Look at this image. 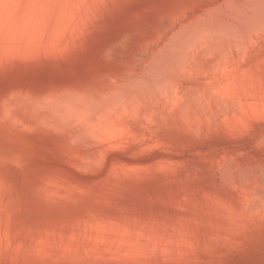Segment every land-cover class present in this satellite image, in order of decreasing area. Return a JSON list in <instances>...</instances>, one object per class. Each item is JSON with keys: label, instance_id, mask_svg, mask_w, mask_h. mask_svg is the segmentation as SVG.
I'll use <instances>...</instances> for the list:
<instances>
[{"label": "rangeland", "instance_id": "obj_1", "mask_svg": "<svg viewBox=\"0 0 264 264\" xmlns=\"http://www.w3.org/2000/svg\"><path fill=\"white\" fill-rule=\"evenodd\" d=\"M57 0H43V2H41V5H43V7H42V9H45V11H46V15L48 14V12H47V10L49 11V13H51V14H48L47 16H45L44 17V19L46 18V20H48L49 18H50V16H52V15H54L55 13L54 12H56V11H59L60 13L58 14V12H56V14L54 15V17L52 16V20H54V18H56L57 19V21H56V19H55V21L54 22H56V23H54L53 21H51V19H49L50 21H51V23L49 22V20H48V23L53 27L54 25L55 26H57L58 27V25H59V27H61L60 28V30H59V27L57 28V32L55 33V31H56V29H54V27L52 28L51 26H50V28L51 29H49V24L46 22L45 23V20L43 19V26H45L46 27V25H47V30H44V29H46L45 27L42 29V31L41 30H39L38 32H40L41 34H42V36H43V39H45L46 38V36H48L47 38V40L45 39V40H43L42 39V37H41V41L39 42L40 44H41V47L39 46V43L36 45V44H34V46H32V47H30L29 48V50H27L28 48H25L26 49V51L24 52V53H26L28 56H31L32 57V60H30L29 61V64H28V62H23V61H20V59H19V61H17L18 60V58L17 59H14L13 58V56H12V54H8V56H11V58L12 59H14V61L12 60V59H10V57H6L5 59H6V61L3 63V61L1 62V63H3V64H0V65H2V67L4 66V68H3V70L4 71H2L1 70V66H0V75L2 76H0V84H1V86H0V109H1V111L2 110H5L4 112L7 114L8 112H10V115H8L7 117H4V115L6 116V114L3 112H0V192H1V194H0V264H70V262H74V263H77V264H83V263H81V261L77 258V257H75V259H78L77 260V262H76V260L74 261V260H69V259H71L70 258V256H72L73 255V258H74V254H73V250H78V252L81 254L82 252H86V253H83V254H81L80 255V257L82 258V260H83V262L86 264V261H87V259H89L90 261H92V259L94 260L93 262H90L89 260V262H90V264H93L96 260H99V262L97 261V263L96 264H114V262L116 263L117 262V260L115 259V261H114V257H112V254H116V250L117 249H119V248H121L119 251H122V252H119V253H124V254H126V256H128L130 259H131V264H144L145 262L144 261H146V263H147V261L148 260H150V261H148L150 264H152V263H154V261L157 263V264H161V261L160 260H162V258H164L165 259V261L164 260H162V263H164L165 264V262L167 263V264H170V263H174V264H218V262H220V264H264V226L261 228V223L260 224H256V225H253V226H246L245 224H243V223H241V225L237 222V220L236 221H233L232 219H230L229 220V215L227 214V212H225V211H228V212H230V210H233V209H236V208H240V206H239V203H240V201L242 200V194H244V193H242V191L244 192V190H246L247 188H248V190H253V192L254 191H256L257 190V188L258 189H260L259 188V184L262 186V184H263V182H261V180H263L264 181V179H262V178H264V175L263 174H261V173H264V171H262L263 169L262 168H264L263 167V163H261L258 159H256V161L257 162H254V163H257V164H254L253 163V166H255V167H251V165H248V161H246L245 159H246V157H251L252 156V154L254 153L253 151H254V149L253 148H251V146L252 147H254L255 145H257V146H255L254 148L256 149L255 150V153L253 154V155H255L257 158H259L260 159V156L262 157L263 156V154H264V151H262V150H264V134H263V138H260L261 137V134L260 133H262V132H264V130H262L264 127V113L262 114V112L263 111H261V113H257V112H255V113H257L258 114V118L256 117L257 115L255 114V115H253V117L254 118H257L256 120H254V118H246V117H248L247 116V114H246V116H245V112L243 111H241V106H240V108L238 109L239 111H238V113L239 112H241L242 113V115L244 116H242L243 117V119H247V120H244V121H246V122H249V124L248 125H250L249 126V129H251V128H253V130H255V131H253L252 129L251 130H249V129H245L244 130V133L246 134V132H247V134L245 135H242L243 134V128H242V125H244L243 123H245V124H247L246 122H241L243 119H242V117L240 116V114H237V112H236V114H237V116H236V114L234 115L233 114V111L236 109V108H238L239 106L236 104V103H238L239 105L241 104L240 102H238L237 101V99L239 98V100L240 101H243V104H245V102L246 103H248L249 104V106H245L244 105V107L242 108V109H246L247 111H248V109L250 108V111H248V114H249V116H252L250 113L251 112H253L254 110H255V107L257 108L258 106H256V104L258 105L259 104V106L261 107V106H263L264 107V97H261V96H264V91L262 90L263 88H264V86H263V83L264 82H262V81H264V34L263 33H261V31L263 32L264 31V26L262 27V30H259L260 32H258V34L256 33L257 31L255 30V29H258L257 27H255L254 25V22H253V26H251V20H250V18L251 19H253L254 20V18L256 19V20H259V17H260V19H263L264 18V3L262 4V3H259L258 4V1L259 2H261V1H264V0H251L250 1V3L252 4V6H253V4H255L256 2H254V1H257V5L256 6H253L252 7V9L250 10V8L249 7H247V9L249 8V10H248V14H251V15H253L254 17H252V16H246V17H244L245 19L247 18H249L248 20L246 19H244V18H240V15L242 14V16H243V14L245 15H247V9H246V6H249V5H251L249 2H246L245 0H243L242 2L244 3V4H246V6L244 7L243 5L244 4H242V3H240L241 1L239 0H237L239 3H240V5H239V3L238 2H236V0H235V2H234V0H231V2L229 1L228 2V0H226L228 3H224V2H226L225 0L224 1H222V0H105V2H103L104 0H95L94 1V3H96L97 5H94L93 3H90V2H92L93 0H82L84 3L82 4V2H79L78 0H73V1H75L74 2V4H71V5H73V6H71V8H72V10H74L73 12V14H68V10H69V12H70V8H68V6H69V4L70 3H73V1L71 0V2H70V0H67V1H65L66 3H64L63 1L64 0H58L57 2H56ZM81 1V0H80ZM96 1H98V2H96ZM111 1H113V2H111ZM201 1V2H200ZM204 1V2H203ZM210 1H212V2H210ZM252 1L254 2V3H252ZM54 2H56L57 4H56V6L55 5H53V4H55ZM61 2H63V6L65 7L66 5V10H67V12H65L66 10H65V8H62V10H61V8H60V5H59V3ZM67 2H68V4H67ZM77 2H78V4H77ZM86 2H89V4L91 5H93V7H90V5L89 4H87ZM109 2V3H108ZM216 2V3H215ZM219 2V3H218ZM222 2V4H224L223 6H221L220 5V3ZM45 3H46V5H45ZM50 3H52V5L50 4ZM81 3V4H80ZM99 3H100V5H99ZM231 3V6L234 8L235 7V9H237L238 10V12H237V10H234L235 12H236V14H235V12L233 11L232 12V7L229 5ZM77 4V5H76ZM84 4H86V5H84ZM101 4H102V6H101ZM106 4V5H105ZM206 4H208L209 6H212L213 5V7H214V5H217V6H221L220 7V9L219 10H221L220 12L223 14V11H224V14H225V12L227 13L228 12V15L226 14V17H224V19L223 20H221L223 17L219 14V13H217V12H215V13H217L215 16H214V14L212 15V13L214 12V9H212L213 10V12H211V14H210V12L209 11H212L211 9H210V7L209 8H207V5ZM228 4V5H227ZM235 6H234V5ZM260 4H262V6L260 5ZM51 7H50V6ZM57 5H59V6H57ZM76 5V6H75ZM79 5H81V8H79L80 6ZM87 5H89V6H87ZM91 5V6H92ZM198 5V6H197ZM225 5H227V6H225ZM236 5H237V7L238 6H240V8L238 7V8H236ZM242 5V6H241ZM258 5H260V6H258ZM46 6H48V7H46ZM69 6V7H70ZM83 6L84 7H86V9L84 10V8H83ZM94 6H95V8H94ZM105 6H107L106 8H105ZM204 6H205V8H204ZM258 6V7H257ZM74 7H77V8H75L74 9ZM88 7V8H87ZM212 7V8H213ZM216 7V6H215ZM218 7V8H219ZM229 7H231V8H229ZM244 7V8H243ZM251 7V6H250ZM49 8H51V9H49ZM54 8V9H53ZM58 8L60 9V10H58ZM79 8V9H78ZM94 8V9H93ZM106 9V11H105V9ZM208 9V11H207V9ZM223 8H227V9H222ZM243 8V9H242ZM63 9H64V11H63ZM81 10V9H83V11L85 12H87V9L89 10L90 9V11H88V14H84V12H78V10ZM96 9V10H95ZM198 9V10H197ZM203 9H205V10H203ZM244 9H246V13H243V11H244ZM72 10H71V13H72ZM77 10V12L78 13H80L79 14V17H78V15H76L77 16V18H79V19H77L76 20V16H75V11ZM94 10V11H93ZM98 10H100V11H98ZM103 11V13H102V11ZM215 10H216V8H215ZM218 9L216 10V11H219ZM230 10V11H229ZM240 10V11H239ZM242 10V11H241ZM254 10V11H253ZM50 11H52V12H50ZM96 11L99 13V14H97L96 13ZM199 11V12H198ZM208 12V13H206L207 14V16H206V14H204V13H201V12ZM250 11H252L251 13H250ZM263 11V12H262ZM90 12V13H89ZM91 12H93V15H91V16H93V17H91L89 14H91ZM108 12H110V13H108ZM231 12V13H230ZM241 12V13H240ZM259 12V13H258ZM261 12V13H260ZM68 15H67V14ZM108 13V14H110V17L108 16V14L106 15V14ZM234 14L235 15V17L240 21H245V22H249V23H246V24H248V26H251V27H245V29H243L242 28V25H243V23H245V22H242V24L240 25L239 23V21L238 20H236L237 22H238V26H240V27H237V29H239V30H236V21L235 22H233L234 21V18H233V15H232V20L230 19V21L232 22V23H230V28L228 27V30L226 31V29H227V27L225 26V25H223V24H227V23H229L230 21H229V19H225V18H227L230 14ZM238 13V14H237ZM252 13H254V14H252ZM255 13H257V14H255ZM77 14V13H76ZM103 16H102V15ZM259 14V15H258ZM263 14V15H262ZM64 15H65V18H64ZM86 15H88L89 16V19H91V20H95V22L99 19V22H97V24H99L100 22H101V20H107L106 22L105 21H103V22H105L104 23V25L103 26H105V27H103V26H101V27H103V29H101V27L98 25L97 26V24L95 25V22L94 23H92L93 21H91V20H89L87 17L88 16H86ZM95 15V16H94ZM96 15H97V17H96ZM104 15H106L107 16V19H106V17L104 16ZM194 15H195V17H194ZM197 15H199L198 17H197ZM238 15H239V17H238ZM263 16V17H261V16ZM49 16V17H48ZM66 16H68V18L66 19ZM70 16H72V19H71V17ZM74 16V17H73ZM81 16V17H80ZM83 16H85V17H83ZM100 16V18L102 17L103 19H100V18H98ZM207 18H206V17ZM212 16V17H211ZM216 16H219L218 18L216 17ZM221 16V17H220ZM63 18V20H67V21H69V22H66V20L64 21L65 23H66V25H65V23L63 24H60L61 22H63L62 21V19H61V21H59V18ZM83 17V18H82ZM96 17V18H95ZM109 17V18H108ZM204 17H205V19H204ZM215 17V19H216V21L214 20V19H212V18H214ZM229 17H231V16H229ZM48 18V19H47ZM75 18V20H73ZM81 18L83 19V21L85 22V19H87L86 21H88V22H91V25H93L92 26V28L94 29H92L93 30V33H92V31H91V29L89 28V26L91 27V25L89 24V23H87V22H85V24L87 23V25H85L84 24V22H82V21H80L81 20ZM85 18V19H84ZM93 18V19H92ZM98 18V19H97ZM194 18V19H193ZM196 18H197V21L196 22H194L195 20H196ZM200 18H202V19H200ZM209 18V19H208ZM221 18V19H220ZM240 18V19H239ZM258 18V19H257ZM69 19V20H68ZM199 19H200V22H202V23H205L204 24V26H207V24H209L208 25V27L210 26V23L212 24V25H214V26H212L211 25V27H212V29H211V27L210 28H208V27H206V29L208 28V29H210V30H206L205 29V32L203 31L204 30V28H202L201 26V23L199 22ZM208 19V20H207ZM189 20H191L193 23H194V26H192L193 25V23L191 22V21H189ZM212 20V21H211ZM219 20H220V22H222V23H220L219 22ZM225 20L227 21V22H225ZM72 21V22H71ZM187 21H189V23L187 22ZM211 21V22H210ZM219 22V25H217V23ZM53 22V23H52ZM60 22V23H59ZM73 22H79V25H77V26H80V23L82 22L83 24H81V25H83L84 27L85 26H87V30H90L89 31V33H90V35L88 36L87 34H86V32L84 33V31H85V28L83 27V29L81 28V26H80V28H78L77 26H75L76 24L75 23H73ZM199 22V23H198ZM208 22V23H207ZM213 22V23H212ZM216 24H215V23ZM225 22V23H224ZM256 22H258V24L260 25V23H262V25H263V23H264V19H263V21H256ZM200 24V26L199 27H197L198 26V24ZM235 23V24H234ZM46 24V25H45ZM68 24V25H67ZM88 24H89V26H88ZM103 24V23H102ZM101 24V25H102ZM106 24V25H105ZM180 24V25H179ZM233 24H234V27H235V29H234V27H232L233 26ZM245 24V25H246ZM182 25V26H181ZM196 25V26H195ZM244 25V26H245ZM259 25H258V27H259ZM262 25H260V27L262 26ZM64 26L66 27V29L64 28ZM69 26L71 27V29H72V31H74L75 29V27L77 28V29H79V31L78 30H76V31H74L75 33L76 32H78V33H81L80 31V29H82V34L84 33V34H86L88 37L87 38H89V37H91L92 38V42L90 41V39L88 40L87 38H86V35H79L81 38H83L84 37V40L82 39H79V40H81V41H78V39H77V41H73V39L75 38L76 39V37H78L77 35H78V33L77 34H75L74 32H72L71 30H70V28H69ZM72 26H74V27H72ZM181 26V28H179ZM184 26V27H183ZM186 26L188 27V29L186 28ZM191 26V27H190ZM216 26H219V28L218 27H216ZM227 26H228V24H227ZM67 27H68V29H67ZM194 27V28H193ZM201 27V28H200ZM214 27V28H213ZM224 27H226V28H224ZM231 27L233 28V29H231ZM56 28V27H55ZM64 28V29H63ZM89 28V29H88ZM179 28V29H178ZM219 30L218 31V33L216 32L217 31V29ZM221 28H223V29H221ZM252 28H254V30L256 31L255 33H256V37L255 36H253V34H254V30L252 29ZM48 29H49V31H50V33H49V31H48ZM52 29H54V31H52ZM105 29H107V30H105ZM183 29V30H182ZM186 29L187 30H189V29H191L190 31H186ZM192 29H194V31L192 30ZM245 30V32H248L247 34H245L243 31H241V30ZM251 31H250V30ZM260 29V28H259ZM59 30V31H58ZM63 30H65L64 32H63ZM179 30H181V31H179ZM184 30H185V33H184ZM202 31V33H199L200 31ZM222 30V31H221ZM223 30H225L226 31V33L229 31V33H230V30L232 31L228 36H226L227 34L226 33H223ZM247 30V31H246ZM43 31H46V32H43ZM69 31H70V33L71 34H69L68 36H70V35H72V34H74L75 36H71V37H73V39L71 38V37H69L68 39H70V40H68L67 39V37L65 36V33H69ZM177 31V32H176ZM213 33H212V32ZM239 31V32H238ZM43 32V33H42ZM55 33V34H52V33ZM61 32H63L62 34H61ZM88 32V31H87ZM175 32V33H174ZM179 32V36L177 35V37H180V35H181V37L180 38H177L176 39V34ZM182 32V33H181ZM187 32H190V33H187ZM206 32H209V34H213V35H210L211 37H215L216 39L218 38L217 36L219 35V34H221V32L223 33L222 35V38H220L221 37V35H219V39L220 40H218V41H221V39H222V41H224L223 39H225V42H223V44H225L226 46H224L221 42V45H220V43H219V48L220 47H223V48H221L220 50H219V48L217 47V45H215V44H213V45H215L216 46V48H218V50L221 52L222 51V49H223V53H226V56H225V54L223 55V57H222V55L221 54H223V53H221L220 54V56L221 57H219V55H217V53H218V50L217 49H215L216 51H217V53H216V51H215V54H214V52L213 51H211L210 50V48H212V49H214L215 48V46H213V45H211V44H209L208 45V43L207 42H205V41H210V40H208L209 38H211L210 36H209V34L208 33H206ZM235 32H237L238 34H236ZM251 34H250V33ZM58 33V34H57ZM175 35H174V34ZM187 33V34H186ZM191 33H194L193 34V36H191V39H192V37H193V40H190V34ZM199 33V34H198ZM205 33H206V35H208L209 36V38H208V36H206V37H204L203 36V34L205 35ZM233 33V34H232ZM240 33V34H239ZM242 33H244L243 35H244V37L245 38H247V39H245L244 40V37H243V35H242ZM49 34V35H48ZM52 34V36H50ZM66 34V35H67ZM92 34L94 35L93 37H92ZM195 34H196V36L198 35V37L200 36V38H202L203 40H205V38H206V40L204 41V44L206 45H202V48L205 50L206 48H207V50H208V48H209V51H208V53H210V52H213V53H211L210 54V56H209V54H207V56H209V57H207L205 54V51H203V49L200 47V44L199 43H203V41H200V39L197 37L196 38V36H195ZM202 34V35H201ZM217 34V35H216ZM238 35V36H242L243 37V40H240L242 37H237L238 38V40L237 39H235L234 40V38H235V36L236 35ZM250 34V35H249ZM59 35V36H58ZM188 35V36H187ZM192 35V34H191ZM224 35L226 36V38L224 37ZM235 35V36H234ZM247 35V36H246ZM259 35V36H258ZM261 35V36H260ZM56 36V37H55ZM58 36V37H57ZM62 36V37H61ZM65 36V38H64V40L66 39L67 40V42L68 41H71V39H72V41L74 42V43H76L75 44V46H71V44L73 43V42H71L70 43V48H69V45L67 46L66 44H67V42H66V40L65 41H63L61 38H63ZM229 36H232L231 38L229 37ZM249 36H250V38H253V40L255 41V44H254V46H252L253 45V43H254V41L252 40H250V38H249ZM253 36V37H252ZM51 37V38H50ZM195 37V38H194ZM234 37V38H233ZM50 38V39H49ZM79 38V37H78ZM55 39H58V40H60L59 42H56V41H58V40H55ZM181 39V40H180ZM195 39H199V43L198 42H196L195 41ZM230 39V40H229ZM250 41H249V40ZM52 42H51V41ZM62 40V41H61ZM169 40V41H168ZM178 40V41H177ZM183 40V41H182ZM211 40H214V39H211ZM227 40V41H226ZM232 40H234V42H239V45L237 44H235L234 43V45L235 46H239L238 48L236 47V49H238V51H243V52H241V54H239V52L237 53V50H234L235 48H233L232 49V47H235V46H232L233 45V43L232 42H230V41H232ZM248 40V41H247ZM260 40V41H259ZM45 41H47V44L46 43H44ZM82 41H84V42H82ZM88 41V42H87ZM89 41H90V44H89ZM171 41H173V42H171ZM180 41V42H179ZM188 41V42H187ZM191 41V42H190ZM193 41H195V42H193ZM247 42V44H246V42ZM263 41V42H262ZM65 42V43H64ZM79 42H81V43H79ZM87 43V45H86V43ZM181 42L183 43V45H184V47H182V48H184L185 50H187V48H188V50H187V52L188 53H186V51L184 52V49L182 50V48H178V46H182L181 45ZM228 44H227V43ZM230 42V43H229ZM258 42V43H257ZM49 43V44H48ZM52 43V44H51ZM56 43H57V46H58V48H57V46H56ZM62 43V44H61ZM63 43H64V45H63ZM79 43V44H78ZM84 43H85V45H84ZM175 43V44H174ZM186 43V44H185ZM190 43V44H189ZM193 43H195V45H193ZM198 43V45H196ZM210 43H211V41H210ZM213 43H214V41H213ZM215 43H216V41H215ZM252 43V44H251ZM262 43V44H261ZM43 44V45H42ZM51 44V45H50ZM69 44V43H68ZM82 44H83V46H82ZM93 45V46H91L90 47V45ZM170 44V45H169ZM173 44V45H172ZM187 44H188V46H187ZM232 44V45H231ZM246 44V46H244ZM258 44H259V46H258ZM54 45L56 46V47H54ZM63 45V46H62ZM81 45V46H80ZM172 45V52H174V51H176V53L178 54V55H181V56H183V57H185V55H186V57H188L189 56V58H190V56H191V58L194 60V58H195V60H194V64H192V59H190L191 61L188 63L189 65H191L192 64V66H196V68L197 67H199V69H196V68H194V67H192V66H188V64L187 63H183V62H188V59H182L181 60V56L180 57H178L177 56V54H176V56L174 57V53L172 54V52H171V54L169 53L168 54V52H170L171 51V46ZM174 45H177V47L176 46H174ZM189 45H193V46H195V47H197V51H195V48L194 47H192V46H189ZM228 45V46H227ZM242 47H241V46ZM248 45H249V47H248ZM250 45L252 46V48L250 47ZM261 45V46H260ZM36 46V47H35ZM51 46L52 47H54V49H56V50H59L58 51V53L52 48V49H49V48H51ZM61 46H62V48L63 49H67V47L71 50V47H74L73 48V50L75 49V47L76 46H78L77 48H76V52H74V51H72V52H74V53H76L75 55H77L78 54V52H79V50L81 49H85V50H89V49H91L92 47L94 48V49H92V51L91 50H87L88 52H89V54H86V53H80L81 52V50H80V55L81 56H79L78 58H77V56H75L74 55V53H72L71 54V52H69L68 51V49H67V51H68V53H69V55L67 54V56H66V58L68 57V59H71L72 58V61H73V56H75L74 58H77V59H81L82 57H86V59L87 58H90V59H85L84 60V58H82L80 61L82 62H79L80 63V65H79V63H77L79 60H77V59H75V61H73L72 62V64L74 65V62L75 63H77L79 66H77V65H74V66H71V64L69 63V65H68V62L70 61H68L66 58H65V56H63L64 55V53L62 52V53H59V52H61V51H63V49L61 48ZM79 46H80V49L78 50V48H79ZM175 48H174V47ZM200 47V49H202V50H199V47ZM62 49V50H60V48ZM87 47V48H86ZM166 49H165V48ZM192 47V48H191ZM248 47V48H247ZM46 48H48V49H46ZM176 48H178V49H176ZM227 48H229L230 50H231V52H230V50L229 49H227ZM240 48V49H239ZM245 48H246V50L248 49H250L249 51L247 50H245ZM254 48V49H253ZM37 49H39V50H37ZM42 49V50H41ZM160 49H161V53L159 54L158 53V51H160ZM173 49H175V50H173ZM179 49H181V50H179ZM190 49V50H189ZM191 49H193V50H191ZM41 50V53H43V51H45V55H44V53H43V55L41 54V53H39V51ZM46 50H48V51H46ZM49 50H51L52 52V54L51 55H49V53H50V51ZM64 50V52H67V51H65ZM84 50V51H85ZM94 50V51H93ZM179 50V51H178ZM225 50V51H224ZM245 50V51H244ZM260 50V51H259ZM35 51H37L36 53H35ZM53 51H55V52H53ZM83 51V52H84ZM163 51H164V53H163ZM166 51V52H165ZM168 51V52H167ZM184 54V53H186V54H184V55H182V53ZM201 51V52H200ZM258 51H259V53H258ZM49 52V53H48ZM190 52V53H189ZM194 52V53H193ZM197 52V53H196ZM203 52V53H202ZM207 52V51H206ZM246 52V53H245ZM31 53V55H29ZM37 53H39V55L41 54L43 57H44V59L42 58V57H39L38 56V54ZM158 53V54H157ZM236 53H237V56H236ZM243 53H244V55H243ZM247 53H249V54H247ZM32 54H34V55H36L35 56V58L37 59V57L38 58H40V60L39 59H37V61H35V58L33 59V57L34 56H32ZM55 56H54V55ZM57 54H61L62 55V57L61 56H58ZM70 54L72 55V57L70 58ZM89 55L88 57L85 55V56H83V55ZM188 54V55H187ZM192 54V55H191ZM193 54H195L194 56H193ZM204 54V55H203ZM214 54V55H213ZM228 54V55H227ZM234 54V55H233ZM79 55V54H78ZM197 55V56H196ZM201 55V56H200ZM242 55V56H241ZM247 55V56H246ZM22 56H24V55H22ZM21 56V57H22ZM47 56V59L45 60V57ZM49 56H50V58H49ZM51 56H53V57H55V58H53V57H51ZM57 56L58 57H60V58H58L57 59ZM207 58H206V57ZM218 56V57H217ZM225 56V57H224ZM233 58H232V57ZM235 56V57H234ZM244 56V58L242 59V57ZM160 58V60L161 61H156V60H159L158 58ZM180 58V60L181 61H175V60H177V59H174V58ZM202 57H204V58H202ZM238 59H237V58ZM7 58H8V60H7ZM62 58V59H61ZM200 58V59H199ZM221 58H222V60H224V61H220L221 60ZM4 59V60H5ZM54 59H56V60H54ZM63 59H64V61H63ZM163 59V60H162ZM170 59V60H169ZM217 59H219V61L217 60ZM228 59V60H227ZM232 59V60H231ZM12 60V61H11ZM15 60H16V62H18V63H20L19 65H18V63H16L15 62ZM41 62H39V61ZM43 60V61H42ZM54 60V61H53ZM60 60H62L60 63L62 64H60L59 63V61ZM67 60V61H66ZM91 60H92V62H91ZM165 60H169V61H166V62H164ZM197 60V61H196ZM234 60H236V61H234ZM240 60H243V61H240ZM35 61V62H34ZM49 61H51L50 63H49ZM55 61H57L58 63H56ZM66 61V62H65ZM89 61H90V63H89ZM216 63L215 65H212L214 62ZM217 61L219 62V63H223V64H217ZM232 61H234V62H232ZM238 61V62H237ZM240 61V62H239ZM261 61L263 62V63H261ZM10 62H12V63H10ZM22 62V63H21ZM36 63V64H34V63ZM42 62H43V64H42ZM48 62V63H47ZM71 62V61H70ZM83 62H85V63H83ZM177 62V63H176ZM213 62V63H212ZM225 62V63H224ZM236 62V63H235ZM8 63V64H7ZM16 63V64H15ZM54 63H56V65H55V68H56V70H55V72L56 73H52V70H53V72H54V67L52 66V65H54ZM89 63V64H88ZM163 63V64H162ZM170 63V64H169ZM180 63H182L183 65H184V67H185V72L183 71V68H180L179 67V64ZM191 63V64H190ZM197 63V64H196ZM211 63V64H210ZM232 63V65H228V64H231ZM13 64V65H12ZM22 64H26V67H25V65H23L22 66ZM30 64H34V65H36L37 66V64H38V67H37V69H38V72H39V74L37 73V70L35 69V68H32V66L30 65ZM40 64H42V65H40ZM150 64V65H149ZM174 64V65H173ZM176 64V65H175ZM181 64V66L183 67V65ZM202 64H203V66H202ZM205 64V65H204ZM234 64H236V68L234 67V69H236V70H234L233 68H232V66H234ZM244 64V65H243ZM11 65V66H10ZM15 65V66H14ZM17 65V66H16ZM31 66V69H30V67L28 68L27 66ZM43 65H44V67H46V69L43 67ZM47 65V66H46ZM50 65H51V67H50ZM57 65H61V66H57ZM64 65V66H63ZM83 65V66H82ZM173 65V66H172ZM178 65V66H177ZM211 65V66H210ZM224 66V65H228L227 66V69L225 70V68L223 69V71H222V68L220 67V66ZM10 67V69L8 68V67ZM13 66V69L11 68ZM19 66V67H18ZM21 66V67H20ZM158 67V68H161L162 67V69H161V71L162 72H160V69H158L159 70V72H157V73H160V76L162 77H160V79L161 80H159L158 78V75L156 74V71H158L157 70V68H155L156 69V71L155 72H153L155 69H153V67ZM189 68H188V67ZM248 66H249V68H252V70L250 69V70H247L246 68H248ZM17 67L18 68H21V69H17ZM23 67H25V69H26V71H28V73H27V76L29 77L30 76V79L28 78V77H26V71H24L23 69ZM75 67V68H74ZM170 68V70H169V68ZM177 67H179L177 70H176V68ZM208 67H209V69H208ZM257 67H258V69H257ZM44 68V70L46 71H43L42 69ZM51 68H53V69H51ZM164 68V69H163ZM166 68H168L167 70H166ZM174 68H175V70H174ZM187 68H188V70H187ZM215 68H217L218 69V71H217V69H215ZM221 68V69H220ZM230 68H232V69H230ZM238 68V69H237ZM248 68V69H249ZM17 69V70H16ZM30 69V70H29ZM83 69V70H82ZM130 69V70H129ZM171 69H173V70H171ZM207 69V71L209 72V76H208V73H207V71H205ZM214 69H215V71H217L216 73H217V75L218 76H216V78L213 76L212 78H211V75H214L215 74V71H214ZM222 71V73H221V71ZM7 70V71H6ZM42 70V71H41ZM100 70V71H99ZM166 70V71H165ZM188 72H187V71ZM189 70L191 71L190 72V74H189ZM195 70H197V72H195ZM201 71V73H198V72H200ZM202 70H204V71H202ZM213 70V73L212 72H210V71H212ZM225 70V71H224ZM227 70H228V72H227ZM229 70H231V71H233L234 70V72H233V74H235L234 76L236 77H234L233 78V80L231 79V77L233 76L231 73V71H229ZM242 70H245L246 72H252L251 74L250 73H245V71L241 74L240 72ZM21 71H23V72H21ZM130 71H131V73H130ZM171 71V72H170ZM174 71H175V73H174ZM179 71H181V73H179ZM182 71H183V73H182ZM219 71H220V74H219ZM254 71V72H253ZM3 72V73H2ZM5 72V73H4ZM10 72V73H9ZM12 72V73H11ZM18 72V73H17ZM19 72H20V74H19ZM93 72V73H92ZM99 72V73H98ZM100 72H103V73H100ZM155 74V76H154V78L156 79L157 77V79H156V81L158 82V85H159V81L161 82L160 83V85H159V89H156L158 86H156L157 84H155L156 82H155V79L154 78H152V76H153V73ZM165 72H167V73H165ZM170 72V73H169ZM187 72V73H186ZM193 72V73H192ZM204 72L205 73H207V74H205V75H203L204 74ZM226 72L227 73H229V72H231V73H229L230 75H228L227 74V77H226V75L224 76V73L226 74ZM8 73V74H7ZM21 73L23 74V75H21ZM32 73V74H31ZM34 73V74H33ZM46 73V74H45ZM48 73V74H47ZM74 73V74H73ZM89 73V74H88ZM177 73V74H176ZM187 74V75H185V74ZM193 75H196V76H193ZM255 73H256V75H255ZM5 75V76H3V75ZM12 75V77H10V75ZM15 74V75H14ZM16 74L18 75V76H16ZM25 74V75H24ZM38 74V75H37ZM52 74V75H51ZM54 74V75H53ZM97 74V75H96ZM100 74H101V76H100ZM143 74V75H142ZM164 74V75H163ZM170 74V75H169ZM173 74V75H172ZM176 74V75H175ZM200 75V76H198L197 77V75ZM246 74H249L248 76V78H247V75ZM252 74L254 75V76H252ZM7 75V76H6ZM33 75V76H32ZM35 75V76H34ZM39 75H41V77L39 76ZM42 75H43V77H42ZM45 75H46V77H48V79L45 77ZM58 75V76H57ZM60 75V76H59ZM62 75V76H61ZM64 75H65V77H64ZM86 77H85V76ZM108 75V76H107ZM166 75V76H165ZM169 75V76H168ZM180 75H182V76H180ZM191 75V76H190ZM203 75V76H202ZM216 75V74H215ZM242 75V76H241ZM258 75H260V76H258ZM21 76L22 77H24V78H21ZM32 76V77H31ZM56 76H57V78H58V80H57V78H56ZM91 76V77H90ZM163 76H165L166 78H164ZM172 76V77H171ZM175 76H177V78L175 77ZM178 76H180L181 77V80L179 79V77ZM224 77L223 79H229L228 80V83H227V80L225 81V80H223L221 77ZM243 76H245V77H243ZM5 77V78H4ZM60 77V78H59ZM73 77H74V80H73ZM88 77V78H87ZM97 77V78H96ZM141 77V78H140ZM149 77H151V78H149ZM169 77V78H168ZM171 77V78H170ZM173 77H174V79H173ZM217 77H219V78H217ZM243 79H242V78ZM250 77H252L251 79H250ZM255 77H257V79H255ZM258 77H260V78H262L261 80H260V82H262V83H259V85H261L260 87H258L257 86V84H258V79H260V78H258ZM7 78V79H6ZM17 78V79H16ZM39 78H41V80H40V82H38L39 81ZM42 78H44V79H42ZM47 79V81H45L46 79ZM64 78V79H63ZM72 78V79H71ZM77 78H79V79H77ZM94 80H93V79ZM128 78V79H127ZM212 80H211V79ZM215 78V79H214ZM3 79H5V81L3 80ZM16 79V80H15ZM20 79V81L18 82V83H15V82H17L18 80ZM26 79H28V80H26ZM50 79V80H49ZM63 79V80H62ZM73 80V81H71V80ZM95 79H97V80H95ZM126 79V81H124ZM140 79H141V81L142 82H144L143 83V85H141V83H139V81H140ZM162 79H168V80H162ZM177 80V82H176V80ZM200 79V80H199ZM210 79V81H207V80H209ZM237 79V80H236ZM247 79V80H246ZM249 79V80H248ZM253 79V81H251ZM26 80V81H25ZM59 80H61V81H59ZM65 80V81H64ZM79 80V81H78ZM92 80V81H91ZM117 80V81H116ZM151 80V81H150ZM171 82H170V81ZM180 80V81H179ZM199 80V81H198ZM206 81V82H208V84H206L204 81ZM215 80V81H214ZM221 81V82H223V81H225L227 84H225V82L224 83H221V85L220 84H218V82L219 81ZM230 80H232V82L230 81ZM242 82H241V81ZM256 80V82H257V84H255V81ZM2 81V82H1ZM4 81V82H3ZM12 83H11V82ZM13 81H14V83H13ZM21 81H22V83H21ZM37 83H36V82ZM44 81H45V83H44ZM153 81H154V83H153ZM164 81V82H163ZM170 82V84H172L173 85V87L175 86L176 88H178L180 91L178 92V89H176L175 87L173 88L172 87V85H170L169 84V82ZM235 81V83L236 82H238V81H240L241 82V84H240V82H238V84L237 85H235L233 82ZM248 81V82H247ZM249 81H251L252 83H250ZM7 82V83H6ZM34 82V83H33ZM41 82H42V84H41ZM72 82V83H71ZM74 82V83H73ZM92 82V83H91ZM95 82V83H94ZM126 82H132V83H126ZM145 82H148V83H145ZM163 82V83H162ZM167 82H168V84H167ZM174 82V83H173ZM176 82V83H175ZM213 82V83H212ZM4 83V84H3ZM6 83V84H5ZM10 83V84H9ZM21 83V84H20ZM24 83V84H23ZM27 83V84H26ZM41 84V86H40V84ZM48 83V84H47ZM49 83H51V84H49ZM53 83V84H52ZM71 83V84H70ZM86 83V84H85ZM121 83H125V85L124 84H122L121 85ZM137 83V84H136ZM209 83H211V84H209ZM215 83H217L218 85H220V87H221V89H219V87H218V85H214ZM230 83V84H229ZM247 83H249L251 86L249 87V85L247 84ZM7 84H8V87H10V89L7 87ZM18 84V85H17ZM33 84H36V85H33ZM108 84V85H107ZM109 84H113L112 86L111 85H109ZM121 85L120 87H116L117 85ZM136 84V85H135ZM141 86H143V87H140V85ZM147 84V85H146ZM149 84V85H148ZM154 84V85H153ZM162 84V85H161ZM169 86V91H168V86ZM181 84V85H180ZM189 86H188V85ZM222 84L224 85V86H222ZM241 86H240V85ZM4 85H5V87H4ZM13 85H15V87L18 89L17 90V92H16V89H15V91H14V89H12V87L14 88V86ZM34 87H33V86ZM38 85V86H37ZM45 87H44V86ZM47 85V86H46ZM55 85V86H54ZM73 85V86H72ZM135 85V86H134ZM145 85V86H144ZM163 85H165V86H163ZM180 85V86H179ZM186 85V86H185ZM214 85V86H213ZM226 85V86H225ZM228 85H229V87H231V88H229L228 87ZM256 85V86H255ZM3 86V87H2ZM27 86V87H26ZM92 88H91V87ZM115 86V87H114ZM122 86H124L123 88H122ZM133 86L135 87V88H138V87H136V86H139V88H140V90H139V88L138 89H134L133 88ZM147 86H148V89H147ZM151 88H150V87ZM161 86L163 87V88H161ZM179 86V87H178ZM184 86V87H183ZM189 88H188V87ZM192 87V89H190L191 87ZM203 86V88H205V87H207V89H204L205 90V92H203V90L201 89V87ZM205 86V87H204ZM210 86V87H209ZM211 86L212 87H216L215 89L217 90L218 89V91H220L221 92V94L218 96L217 94H219V92L216 94L214 91H216V90H211V91H209L210 93H211V95H208L209 94V92L206 94V92H207V90H208V87H209V90H210V88H211ZM237 88H236V87ZM240 86V87H239ZM246 86V87H245ZM247 86H248V88H247ZM255 87V90L257 89V88H261V90L260 91H258V89H257V91L259 92H254V89L252 88L251 89V87ZM38 87H40L39 89H38ZM44 89V91H45V89H46V94H50L49 96H52L53 94L55 95V93L56 94H58V95H60L61 94V96H63V94H66L67 92V94H66V97H75V96H81V94H82V97H83V95H85L86 93V95L88 96L89 94H93V96H97V97H99L100 95H102L101 93H105L106 95L109 93V91L110 92H117L118 91V89H120L119 91V94H117V95H119V97H120V94H122L123 96L125 95V92H129L130 91V93H131V97H133L132 98V106H129V110L128 109H126V108H128V107H124V110L126 109L127 110V112L128 113H130V111L131 110H133L134 109V111L135 110H137V109H139V110H137V113H135L134 111H131V112H133L132 114L133 115H138V113H139V115L138 116H136V117H134V116H132L131 114H129V115H131L132 117H134V118H132L131 116L129 117V115L128 114H125L124 112H126V110L125 111H123V113H121V114H119V116H116L115 117V119H116V125L117 124H119L120 126H118L119 128H117L116 127V129H114L113 131L115 132L114 134L115 135H113L112 133H113V131H112V133H109L111 136H110V138H109V135L108 134H106V133H104V137L103 136H101L102 134H98V133H94V132H92L91 130L93 129V128H89V127H87L88 129H86V127H81V138H77V137H75L76 135V130H79V126H78V123H79V121L78 120H75V121H78L77 123H75L74 124V122L73 121H70L69 123H71V124H73L72 125V128L70 127L71 126V124H70V129H68L69 127H66V126H68V123H67V125L65 126V124H59V123H57L56 124V122L55 121H48L47 123H46V120L44 121V123H43V125H42V121H41V123L39 122V124H35V122L34 121H36V115L33 113V111L34 110H32V113L31 114H24V111L23 112H21L22 110H23V107H22V100H20L19 102H18V99H15V101H14V97H13V99L12 98H10L11 97V95H13V94H17V97H19L18 96V94L19 93H21V90H23L22 92L23 93H25V92H27V93H30L31 95H37L38 97H40V96H48V95H46L45 94V92L44 91H42L43 89ZM49 87H51V88H49ZM61 87H63V88H61ZM96 87H97V89H96ZM108 87H111V88H108ZM112 87L114 88V89H112ZM145 87V88H144ZM153 87H155V88H153ZM167 88V90H165L166 88ZM187 87V88H186ZM199 87H200V92L198 91L199 90ZM227 87H228V89H227ZM232 87H234V88H232ZM245 87V88H244ZM263 87V88H262ZM4 88V89H3ZM21 88V89H20ZM24 88V89H23ZM32 88V89H31ZM49 88V89H48ZM69 88V89H68ZM91 88V89H90ZM94 88V89H93ZM153 88V89H152ZM160 88H161V93H163L162 94V97H159V96H161V93L159 92V91H157V90H160ZM197 88V89H196ZM249 90V91H247V89ZM13 91H12V90ZM20 89V90H19ZM29 89V90H28ZM34 89V90H33ZM55 90V92H53L54 90ZM64 91V93H62V90ZM76 89V90H75ZM90 89V90H89ZM115 89H116V91H115ZM129 89V90H128ZM172 89H173V91L176 89L177 90V92H176V90L173 92L172 91ZM193 89L194 90H197V92H199V93H197V94H199L198 96H202L203 97V94H204V98L207 100V101H210V102H208V103H211L212 104V107H211V104L209 105L208 104V106H210V110L209 111H211L212 109H214V107H215V103L216 102H220L221 100H223V101H221V103L222 102H224V103H222V105L224 106V105H226V102L228 103V102H230L229 104H228V106L230 105V106H232V107H234L233 105H235L236 107L234 108V110L232 111L231 109V111H232V114H231V111L229 112V113H227V112H225L227 109V111H229V108H231V107H228L227 108V106H226V108L227 109H224L223 108V106L221 105V103H216L217 105H221V106H217V108H219L220 110L219 111H221V109L222 110H225V111H222V115H224L223 116V118H224V121L226 120L225 119V116L226 115H229L230 117H229V119H231V116H232V118H234L235 116L238 118V117H241V118H238V119H242V120H240L239 122V124H241L242 123V125H241V127H240V125H238L239 126V129H241V130H238V127L236 128L235 126H237V124H238V122L236 123L235 122V120H233V119H231V120H229L228 118H227V120H229L230 122H232V126H233V129L231 128L230 129V131H229V128H230V125H231V123H228L227 122V120H226V122H227V124L226 125H224V123H222V122H224L223 121V119H222V122H221V117H222V115H221V112H218V110H217V112L221 115H218V113H216V110H215V112L213 111V115L214 114H217L216 116V118L214 117L213 118V116H210V120H212V119H214V121H216L215 123L217 124H221L222 123V125H224V126H221V131H220V126H217L215 123H213L212 121L210 122V120L208 119V117H206V116H208L209 115V111H208V109H209V107L207 106V105H205L206 107H208L207 108V110H206V107L204 106V102L206 101V100H204V99H201L200 97H196L197 95H195V97H194V95H192L193 93H191V90L193 91ZM222 89H225L224 91H221ZM226 89L229 91H226ZM232 91H231V90ZM241 89V90H240ZM244 91H243V90ZM4 90V91H3ZM11 90V91H10ZM32 90V91H31ZM41 92H40V91ZM59 90V91H58ZM73 90H74V92H73ZM83 90H85V91H83ZM92 90V91H91ZM106 90V91H105ZM113 90V91H112ZM126 90V91H125ZM138 91L139 90V95L141 96L142 94H145V96H147L148 97V99L147 98H143V96L144 95H142V97H141V99L144 101V103H143V101L140 103V101L141 100H137L136 98H139L140 99V96H138L137 95V97H136V95H135V93H137L138 94V92H133V91ZM142 90H144V91H142ZM145 90H146V92H145ZM148 90V91H147ZM162 90H163V92H162ZM202 90V91H201ZM20 91V92H19ZM32 93H31V92ZM51 92V93H53V94H51V93H49V92ZM66 91V92H65ZM82 91V92H81ZM98 91V92H97ZM105 91V92H104ZM125 91V92H124ZM166 91H168L169 93H171V95L168 93V92H166ZM171 91V92H170ZM182 91H184V92H182ZM228 92V93H230V94H228V93H226V92ZM237 91V92H236ZM247 91V92H246ZM19 92V93H18ZM72 92V96H71V93ZM92 92V93H91ZM101 92V93H100ZM123 92H124V94H123ZM143 92V93H142ZM145 92V93H144ZM152 94H151V93ZM180 92H182V93H187V94H189V97H187V98H189L188 100L186 99V95L187 94H182L181 93V95L182 96H184V98L182 97V96H180L181 98H183V99H180V98H178V96L180 95ZM203 92V93H202ZM223 92H225L226 94H228V95H226V94H223ZM236 92V93H235ZM242 92L244 93V94H242ZM246 92V93H245ZM252 92V93H251ZM1 93H2V96H1ZM78 93H79V95H78ZM141 93V94H140ZM150 93V94H149ZM158 93H160V95L158 94ZM173 93H175V95L173 94ZM178 93V94H177ZM212 93H215L219 98L221 97V95H222V97L223 96H225L226 95V99H227V97L229 96V95H231V96H233V97H229V99H234L233 101H236L233 105H232V102L233 101H228V100H225L224 101V99H222V98H218V99H216V97L215 96H213L214 94H212ZM255 95H254V94ZM70 94V95H69ZM147 94V95H146ZM155 94H156V96H155ZM158 94V95H157ZM164 94H165V97H164ZM194 94H195V92H194ZM202 94V95H201ZM206 94V95H205ZM235 94V95H234ZM237 94L239 95V96H237ZM249 94H253L251 97H248V95ZM260 94H261V96H260ZM10 95V96H9ZM40 95V96H39ZM133 95V96H132ZM207 95H208V97H207ZM247 95V96H246ZM257 95V96H256ZM151 96V98H150V100H149V97ZM153 96V97H152ZM154 96H155V98H154ZM158 96V97H157ZM174 96H176V97H174ZM194 98V99H201L202 101L204 100V102H200V101H197V100H195L194 101V99L192 98V97ZM212 98H211V97ZM243 96V97H242ZM245 96H246V99H245ZM255 96V97H254ZM262 98V99H260V97ZM3 97V98H2ZM125 97V96H124ZM168 97H169V100H170V102H172V103H169V105H168V103L167 102H169V100H168ZM171 97V98H170ZM173 97V98H172ZM248 97V98H247ZM157 98V101L158 102H160L161 101V103H162V105H161V103H158V102H155L154 100ZM159 98V99H158ZM167 98V99H166ZM176 98H178V99H176ZM209 100H208V99ZM223 98H225V97H223ZM253 98V99H252ZM260 100V102L258 101V99ZM6 99V100H5ZM134 99L136 100V101H134ZM146 100V102H145V100ZM173 99V100H172ZM186 99V100H185ZM190 99H191V101H190ZM212 99H214V100H212ZM242 99V100H241ZM10 100H12L11 102H9ZM148 100H149V102H148ZM165 100H166V102H165ZM172 100V101H171ZM181 100V101H180ZM183 100V101H182ZM185 100V101H184ZM217 100V101H216ZM247 100V101H246ZM249 100H251V101H249ZM252 100H256V101H254V103L256 102V104L253 106V104L254 103H252L253 101ZM1 101H2V103H1ZM137 101H139V102H137ZM153 101V102H152ZM174 101V102H173ZM179 101L180 102H185L186 103V101H187V106L188 105H190V108H191V110H193V115H190V114H192V111L190 112V108H189V106H188V108H189V110L187 111L186 109H188L187 107H186V109H185V111H186V114L188 113V115H186L185 113L183 114V110H180V109H182V106L181 105H183L182 103L180 104L179 103ZM190 103H189V102ZM195 103H194V102ZM214 101V102H213ZM7 102V103H6ZM134 102H135V104H134ZM148 102V103H147ZM177 102V103H176ZM191 102H193L192 104L194 105V104H196L194 107H195V112H194V109H193V105L191 104ZM196 102H199V104L198 103H196ZM261 102H263L262 104H261ZM11 103H12V105H11ZM15 103H16V106H15ZM139 103H140V105H139ZM146 103H147V105H146ZM151 103V104H150ZM153 103V104H152ZM155 103V104H154ZM167 103V104H166ZM176 103V104H175ZM189 103V104H188ZM200 103H201V105H203L202 106V108H200L201 106H200ZM205 103H207V102H205ZM252 103V104H251ZM2 104H4L5 105V107H6V109H5V107H4V105H2ZM20 104V105H19ZM22 104V105H21ZM138 104V105H137ZM173 104V105H172ZM186 104H185V106H186ZM214 104V105H213ZM251 104V105H250ZM19 105V106H18ZM130 105H131V103H130ZM135 105H137V106H135ZM151 105V106H150ZM242 105V104H241ZM17 106L19 107V109H20V111L17 109ZM134 106H135V108H134ZM145 108V109H142L143 107ZM177 106H178V108L179 109H177ZM184 106V105H183ZM238 106V107H237ZM133 107V108H132ZM139 107H142V108H139ZM173 107H175L174 108V110H173ZM197 107H198V109H197ZM222 107V108H221ZM263 107H261V108H263ZM8 108V109H7ZM9 108H12V110H14L15 109V111L17 112H15V111H12L11 109H9ZM146 108H147V110H146ZM162 110H161V109ZM212 108V109H211ZM216 108V109H217ZM175 109H177L178 111L180 110V112H178L177 110H175ZM196 109H197V111H196ZM202 109H204L205 110V112H206V116H205V112L202 110ZM233 109V108H232ZM259 109V107L257 108V110ZM11 110V111H10ZM145 110V111H144ZM171 110V111H170ZM198 110H200V111H198ZM201 110H202V113H204L203 114V116L204 117H202V113H201ZM257 110H255V111H257ZM142 111H143V113H142ZM162 111V112H161ZM172 111H173V113H172ZM184 111V112H185ZM207 111L209 112L208 114H207ZM212 111H211V115H212ZM11 112H13V113H11ZM19 112H20V114H19ZM148 112V113H147ZM151 114H150V113ZM157 112H160V113H158L157 114ZM190 112V113H189ZM258 112H259V110H258ZM141 113H142V116H141ZM148 115V117L150 116V118H152V119H150V118H148L147 120H149V121H147L146 120V114ZM165 113H166V115H165ZM180 113H182V114H180ZM234 113H235V111H234ZM4 114V115H3ZM9 114V113H8ZM122 114H124V115H122ZM154 114V115H153ZM175 114V115H174ZM231 114V115H230ZM263 116H262V115ZM2 115H3V117L5 118H3L2 117ZM13 115V116H12ZM31 115H35L34 117L33 116H31ZM127 115H128V117H127ZM180 115V116H179ZM181 115H183V116H181ZM186 117H189V116H191V119L192 118H194V119H192V122H191V120H188V119H186L185 118V116ZM195 115L197 116L196 117V119H195ZM201 115V116H200ZM14 116H16V117H14ZM140 116H141V118H140ZM144 116V117H143ZM152 116H154V118L152 117ZM179 116V117H178ZM194 116V117H193ZM215 116V115H214ZM219 116V117H218ZM2 117V118H1ZM18 117H20L21 119H22V123L21 122H18L19 123V126H16V128H15V126L14 125H18V124H16L17 123V120L19 119V121H21V119L20 118H18ZM28 117H29V119H28ZM33 117V118H32ZM119 119H118V118ZM146 117V118H145ZM161 117V118H160ZM181 117V118H180ZM201 117V118H200ZM211 117H212V119H211ZM227 117V116H226ZM10 118V119H9ZM17 120H16V119ZM30 118H32V120H31V122L32 123H34V124H31L30 125V123L31 122H29L30 121ZM35 118V119H34ZM128 118V119H127ZM139 118V119H138ZM180 118V119H179ZM204 118H205V120H204ZM236 118V119H237ZM262 120H261V119ZM2 119V120H1ZM25 119V120H24ZM26 119L27 120H29V121H26ZM118 119V120H117ZM123 119H124V121H123ZM173 119H175V121L173 120ZM188 120V121H183V120ZM189 119H190V117H189ZM197 119L199 120V122L197 121ZM201 119H202V121H201ZM215 119H218V120H215ZM219 119H220V122H217V121H219ZM235 119V118H234ZM250 119H251V121H250ZM3 120H4V123H3ZM10 120V122L7 124V122ZM11 120H13V121H11ZM16 121V123H14L15 121ZM34 120V121H33ZM164 120V121H163ZM166 120V121H165ZM181 120V121H180ZM203 120H204V122H203ZM208 121V123H205V121ZM236 123H233V121ZM254 120V121H253ZM2 121V122H1ZM6 121V122H5ZM121 121V122H120ZM171 121V122H170ZM206 121V122H207ZM258 121H260V122H258ZM13 122V123H12ZM26 122H27V125H24V124H26ZM50 122V123H49ZM54 122H55V125H57L56 126V128H55V126H54ZM123 122V123H122ZM174 122H175V124H174ZM181 122H182V125H181ZM183 122L186 124H183ZM193 122H194V124H193ZM252 124H251V123ZM253 122H255L254 124H253ZM257 122V123H256ZM9 126H7L6 124ZM11 123H12V125H11ZM37 123V122H36ZM52 123V124H51ZM203 123H205V124H203ZM209 123H210V126H209ZM213 123V125L215 124L216 125V127H218V128H216L215 126H214V128L213 129H219L218 131H214L213 129H212V126L213 125H211ZM22 124V125H21ZM49 124V126H47V125ZM59 124V125H58ZM77 124V125H76ZM123 124V125H122ZM128 124V125H127ZM161 124V125H160ZM180 124V125H179ZM187 124H189V125H187ZM197 124H201L200 126L199 125H197ZM228 124H230L229 126H227ZM31 126V128H30V126ZM37 125V126H36ZM44 125H46V126H44ZM63 125V127L62 128H60V127H58V126H62ZM74 125H76L77 127H76V129H73V128H75V126ZM125 125V126H124ZM152 125H154L153 127H152ZM206 127H205V126ZM10 126H11V128H12V126H14V128H12V130H11V128H10ZM26 126V127H25ZM38 126H40V127H38ZM44 126V127H43ZM50 126H51V129H50ZM53 126V127H52ZM65 126V127H64ZM127 126H128V128H127ZM196 128H195V127ZM199 126V127H198ZM209 126V127H208ZM225 126H227V128L228 129H226V128H223V127H225ZM246 127H247V125H245ZM252 126V127H251ZM21 127H24V128H26V130L24 131V129L23 128H21ZM36 127V128H35ZM46 127V128H45ZM123 127V128H122ZM251 127V128H250ZM261 127H263V128H261ZM10 128V129H9ZM27 128H28V130H30V131H32L33 129H36V130H33L32 132H30V134L28 133L29 131L27 130ZM55 128V129H54ZM63 128L65 129V128H67L68 130H63ZM121 128H122V130H121ZM128 129L129 130V133H128V130H126V129ZM151 128V129H150ZM152 128H154V129H152ZM156 128V129H155ZM198 128L201 130V131H203V133H205V134H203L201 131H200V133H197V130H198ZM203 128V129H202ZM209 130H208V129ZM234 128H236L237 129V131H236V129H234ZM248 128V127H247ZM18 129H19V131H18ZM22 129V130H21ZM46 129V130H45ZM48 129V130H47ZM53 129H54V131H53ZM58 129V130H57ZM63 130L62 132H64V133H61L59 130ZM120 129V130H119ZM212 129V130H211ZM225 129V130H224ZM257 129V130H256ZM258 129L260 130V131H258ZM21 130V131H20ZM56 130H57V132H56ZM89 130L92 132H90L89 133ZM118 130V131H117ZM125 130V131H124ZM155 130V131H154ZM206 130H208V131H206ZM233 130L238 134V136H237V134H235V132L233 133ZM38 131V132H37ZM70 131V132H69ZM74 131V134L72 133ZM121 131V132H120ZM148 131V132H147ZM150 131V132H149ZM158 131V132H157ZM206 131V132H205ZM232 131V132H231ZM240 131V133H238ZM87 132V133H86ZM120 132V134H118ZM128 133V134H126V133ZM131 132V133H130ZM136 132V133H135ZM154 132V133H153ZM198 132H199V130H198ZM209 132V133H208ZM217 132H218V134H217ZM231 132V133H230ZM70 135H69V134ZM77 133H78V131H77ZM145 133V134H144ZM225 133V134H224ZM226 133H227V135H226ZM229 133V134H228ZM66 135V137H65V135ZM139 136H138V135ZM195 134V135H194ZM231 134V136H228V135H230ZM234 134L237 136V137H235L234 136ZM249 134H250V136H249ZM252 134V135H251ZM37 135H38V137H37ZM44 135V136H43ZM75 135V136H74ZM106 135H107V137H106ZM258 136V138H257V136ZM89 136H93V138L92 137H90L89 138ZM95 136H97V137H95ZM206 136V137H205ZM241 136V137H240ZM255 136H256V138H255ZM260 136V137H259ZM98 137H100V138H98ZM143 137V138H142ZM163 137V138H162ZM195 137V138H194ZM204 137V138H203ZM228 137V138H227ZM232 137V138H231ZM50 138V139H49ZM73 138V139H72ZM76 138H77V140L79 139V141H76ZM84 138V139H83ZM89 138V139H88ZM134 138V139H133ZM142 138V139H141ZM147 139V141L145 140V139ZM149 138V139H148ZM150 138H151V140H150ZM243 138V139H242ZM254 138L255 139H257L256 141L258 142V143H260V144H258L257 142H255V140H254ZM260 138V139H259ZM95 139H96V141H95ZM102 139V140H101ZM109 139V140H108ZM111 139H112V141H111ZM144 139V140H143ZM258 139H259V141H258ZM53 140V141H52ZM86 140V141H85ZM90 140V141H89ZM114 140V141H113ZM137 140V141H136ZM157 140V141H156ZM222 140V141H221ZM234 140V141H233ZM260 140H261V142H263V143H261L260 142ZM73 141V142H72ZM76 141V142H75ZM90 142V144H89V142ZM97 141H99V142H97ZM41 142V143H40ZM88 142V143H87ZM115 142H116V144H115ZM233 142V143H232ZM249 142V143H248ZM46 143V144H45ZM49 143H50V145H49ZM52 143V144H51ZM92 143V144H91ZM100 143H102V144H100ZM143 143V144H142ZM145 143H146V146H145ZM163 143V144H162ZM189 143V144H188ZM198 143V144H197ZM207 143V144H206ZM257 143V144H256ZM69 146H68V145ZM72 144V145H71ZM98 144V145H97ZM106 144V145H105ZM110 144V145H109ZM114 144V145H113ZM124 144V145H123ZM128 144H129V146H128ZM154 144H155V146H154ZM157 144V145H156ZM162 144V145H161ZM263 144V145H262ZM45 145V146H44ZM91 145V146H90ZM108 145V146H107ZM117 147H116V146ZM119 145V146H118ZM122 145V146H121ZM149 145V146H148ZM151 145V146H150ZM160 145V146H159ZM192 145V146H191ZM236 145V146H235ZM248 145V146H247ZM259 145H262V146H259ZM56 146V147H55ZM66 146V147H65ZM90 146V147H89ZM94 146V147H93ZM103 146H105V147H103ZM110 146V147H109ZM142 146V148H140ZM149 147L150 149L148 150L147 148H145V147ZM153 146V147H152ZM235 146V147H234ZM249 147L250 148V150H251V152H249L250 150H248V148L247 147ZM258 146H259V149L261 150H258L257 148H258ZM96 147V148H95ZM100 147V148H99ZM102 147H103V149L105 150H103L102 149ZM109 149H108V148ZM112 147V148H111ZM115 147V148H114ZM128 147V148H127ZM183 147L185 148V149H183ZM245 148L244 150H243V148ZM62 148V149H61ZM64 148V149H63ZM70 148V149H69ZM119 148V149H118ZM121 148V149H120ZM145 148V149H144ZM232 148H237V150H240L241 149V151H237L236 149H232ZM56 149V150H55ZM61 151H60V150ZM97 149H99L98 151V153H97ZM115 150V152H114V150ZM126 149V150H125ZM187 149H188V151H187ZM191 149V150H190ZM104 151V152H102V151ZM117 150V151H116ZM125 150V151H124ZM147 150V151H146ZM158 150V151H157ZM178 150V151H177ZM187 151V152H185V151ZM228 150V151H227ZM247 150H248V153H247ZM253 150V151H252ZM58 151V152H57ZM64 153H63V152ZM122 152V153H120V152ZM133 151H134V153H135V155H132L133 154ZM136 151V152H135ZM150 151V152H149ZM164 151V152H163ZM196 151V152H195ZM234 151V152H233ZM244 151V152H243ZM67 152V153H66ZM112 152V153H111ZM125 152V153H124ZM131 152V153H130ZM149 152V153H148ZM183 153V155H182V153ZM195 152V153H194ZM206 152V153H205ZM225 152H226V154H225ZM236 152V153H235ZM240 152V153H239ZM242 152V153H241ZM262 152V154H260ZM61 153V154H60ZM102 153V154H101ZM110 153H111V155H110ZM197 153H199V154H197ZM222 153V154H221ZM227 153H229V154H227ZM250 153V154H249ZM79 154H81V155H79ZM100 154V155H99ZM122 154V155H121ZM151 154V155H150ZM154 154V155H153ZM161 154V155H160ZM232 154V155H231ZM237 154H244L245 155V157L243 156V158L242 157H240V156H242V155H240V156H235V155ZM103 155V156H102ZM105 155V156H104ZM150 155V156H149ZM171 155V156H170ZM185 155V156H184ZM194 155V156H193ZM200 155H204V156H200ZM226 155H230V157L232 156V158L231 159H233V163H231L230 161H229V156L228 157H226L225 158V156ZM249 155V156H248ZM73 156V157H72ZM85 160V162H84V160L81 158V157ZM129 156V157H128ZM221 156V157H220ZM223 156H224V158H225V162L227 163V158H228V163H230L229 165H228V163L226 164V165H224V166H221L220 164H222V162L220 161V160H223L224 161V158H223ZM235 156V157H234ZM255 156H252V159L253 158H256ZM259 156V157H258ZM66 157V158H65ZM92 157V158H91ZM107 157V158H106ZM111 157V158H110ZM192 157V158H191ZM207 157V158H206ZM237 157V158H236ZM264 157V156H263ZM262 157V159L264 160V158ZM71 158V159H70ZM95 158V159H94ZM166 158V159H165ZM171 158V159H170ZM215 158V159H214ZM234 158L236 159L235 161L237 162H235L234 161ZM46 159H47V161H46ZM63 159H64V162H63ZM68 159H70V160H68ZM80 159V160H79ZM93 159L94 160V162L95 163H92L91 162V160ZM106 159H108V160H106ZM162 159V160H161ZM169 159V160H168ZM180 159V160H179ZM217 159V160H216ZM238 159V160H237ZM251 159V158H250ZM251 159V161L253 162V161H255V160H252ZM262 159H260L261 161H262ZM68 160V161H67ZM82 160H83V162H82ZM86 160L88 161L87 163H86ZM157 160V161H156ZM165 160V161H164ZM178 160V161H177ZM193 160H194V162H193ZM242 160H244V161H246V163H244V165H242L243 163V161ZM247 160H249V159H247ZM81 163H86V165L84 164H81ZM107 161V162H106ZM240 161H241V164H240ZM251 161H249V162H251ZM69 162V163H68ZM98 162V163H97ZM238 162H239V164H238ZM264 162V161H263ZM68 163V164H67ZM92 163V164H91ZM129 163V164H128ZM157 165H156V164ZM183 163H184V165H183ZM220 163V164H219ZM234 163H236V164H238L239 166H243L241 169L242 170H236V172L238 171V174H239V176H244L245 178H239L240 180L241 179H243V180H241L242 181V184L244 185L245 183L247 184V186H244L246 189H244L243 187H242V184L241 183H238V181H236L235 180V177H234V175L235 176H238V174L235 172V169L233 168L234 167ZM53 164V165H52ZM57 164V165H56ZM79 165V166H76V165ZM94 164V165H93ZM124 164V165H123ZM127 164V165H126ZM186 164V165H185ZM190 164H192V165H190ZM215 164V165H214ZM217 164H218V167L220 168L221 167V169H223V167L226 169H224V171L222 170L221 171V169H220V171H219V168L218 167H215V166H217ZM236 164H235V166H236ZM247 164V165H246ZM260 166H259V165ZM89 165H91L90 167H89ZM97 165H98V168H97ZM101 166V168H100V166ZM115 165V166H114ZM128 165H130L129 167H128ZM138 165V166H137ZM141 165V166H140ZM152 165H153V167H154V169L152 168ZM182 165V166H181ZM187 165H188V167H187ZM228 165V166H227ZM7 166V167H6ZM53 166V167H52ZM94 166V167H93ZM110 166V167H109ZM114 166V167H113ZM146 166H150L151 168H148L147 169V167ZM157 166V167H156ZM158 166H160L161 167V172L159 171V169L158 168H160V167H158ZM239 166H236V169H239L240 167ZM261 167V170H259V168H256V167ZM5 167V168H4ZM73 167H74V169H73ZM93 167V168H92ZM143 167V168H142ZM165 167V168H164ZM200 169H199V168ZM207 167V168H206ZM230 167V168H229ZM237 167H239V168H237ZM246 167H247V170H254V171H252V173H253V175L251 174V172L249 173V171H247V173L250 175L251 174V176L249 177V179L247 178V176H248V174L246 173V171H245V169H246ZM248 167H250V168H248ZM87 168V169H86ZM90 168V170H88ZM106 170H105V169ZM113 168V169H112ZM120 168V169H119ZM135 170H134V169ZM141 168V169H140ZM182 168V169H181ZM218 169V171L217 170H215V169ZM231 168H233V171L236 173H234L233 171H230L231 170ZM252 168V169H251ZM258 169L260 172H258V170H256L255 171V169ZM78 169V170H77ZM115 169H117V170H115ZM145 169H147V170H145ZM152 169V170H151ZM155 169H156V171H155ZM158 169V170H157ZM195 169V170H194ZM197 169V170H196ZM227 169H229V171H230V173H228V174H230V175H226V174H224V173H226V171H227ZM5 170V171H4ZM12 170V171H11ZM77 170V171H76ZM81 170V171H80ZM94 170V171H93ZM100 170V171H99ZM104 170V171H103ZM112 170V171H111ZM115 170V171H114ZM127 170V171H126ZM141 170V171H140ZM142 170H144V173H143V171ZM149 170V171H148ZM181 170V171H180ZM194 170V171H193ZM215 170V171H214ZM11 171V172H10ZM60 171V172H59ZM71 171V172H70ZM153 171H155V172H153ZM175 171V172H174ZM217 171V172H216ZM228 171V172H229ZM239 171H241L240 173H242L241 175H240V173H239ZM244 171V172H243ZM262 171V172H261ZM5 172V173H4ZM8 172V173H7ZM13 172V173H12ZM50 172V173H49ZM80 172V173H79ZM98 172V173H97ZM157 172V173H156ZM195 172V173H194ZM197 172V173H196ZM218 172H220L221 174H222V177L225 179V175H226V179L227 178H229V176H231V178H229L228 179V181L230 180V179H233L232 180V182H230L229 184H228V182H227V180H224L223 178V180L224 181H226V186L224 185V181L223 180H220L221 179V177H219V176H221ZM223 172V173H222ZM232 172H233V175H232ZM254 172H256L257 174H255ZM96 173H97V175H96ZM124 173V174H123ZM138 173V174H137ZM146 173V175H145V177H144V174ZM150 173H152V174H150ZM156 173V174H155ZM194 173V174H193ZM204 174V177H202V175ZM258 173H260L259 175L261 176H263V177H260V176H258ZM10 174V175H9ZM37 174V175H36ZM92 174V175H91ZM128 174V175H127ZM139 174H141L140 176H139ZM161 174V175H160ZM33 175V176H32ZM55 175V176H54ZM116 175V176H115ZM142 175H143V177H142ZM147 175H150L151 177H149V176H147ZM153 175H155V176H153ZM195 177H194V176ZM215 175H216V178H214L215 177ZM217 175H218V177H217ZM255 175V176H254ZM9 176H11V177H9ZM35 176V177H34ZM67 176V177H66ZM104 176V177H103ZM120 176V177H119ZM124 176V177H123ZM127 176V177H126ZM157 176V177H156ZM161 176V177H160ZM163 176V177H162ZM190 176H192L191 177V180H189L190 179ZM233 176V177H232ZM57 177V178H56ZM60 177H61V179L62 180H60ZM64 177V178H63ZM100 177V178H99ZM129 178L128 179V181H126L127 179L126 178ZM135 177H136V181H135ZM147 177V178H146ZM189 177V178H188ZM200 177V178H199ZM258 177V178H257ZM11 178V179H10ZM12 178L14 179V180H12ZM121 178V179H120ZM247 178V179H246ZM250 178H252V179H250ZM261 178V179H260ZM43 179V180H42ZM59 179V180H58ZM112 179V180H111ZM133 180V182H130V181H132ZM182 181H181V180ZM236 179H238V177L236 178ZM238 179V180H239ZM18 180V181H17ZM50 180H52V181H50ZM67 180H69V181H67ZM193 180H195V181H193ZM217 180V181H216ZM218 180H220V181H218ZM239 180V182H241ZM247 180H249V182L247 181ZM250 180H251V182H250ZM253 180V181H252ZM256 180H260V182H258L259 184L257 185V184H255V182H257ZM12 181H15V182H12ZM49 181V182H48ZM55 181V182H54ZM59 183H58V182ZM71 181V182H70ZM125 181H126V183H125ZM191 181V182H190ZM223 181V182H222ZM243 181L245 182V183H243ZM49 184H48V183ZM69 182V183H68ZM76 182V183H75ZM115 182V183H114ZM142 182V183H141ZM144 182V183H143ZM183 182V183H182ZM215 182V184H213ZM217 182H218V184H217ZM219 182H221V185H220V183ZM6 183H7V185H6ZM52 183V184H51ZM65 183V184H64ZM104 183V184H103ZM132 183V184H131ZM222 183H223V185H222ZM235 184V186H234V184ZM237 183V184H236ZM2 184V185H1ZM4 184V185H3ZM11 184V185H10ZM14 186H13V185ZM17 184V185H16ZM71 184V185H70ZM75 184V185H74ZM82 184V185H81ZM100 184V185H99ZM116 184V185H115ZM124 184H127V185H124ZM146 184V185H145ZM181 184V185H180ZM187 184V185H186ZM209 185L208 186V188H207V185ZM238 184H241L240 186H241V188H239L240 189V191H239V189H238ZM251 184V185H250ZM252 184H253V186H254V184H255V187H253L252 186ZM6 185V186H5ZM16 185V186H15ZM44 185V186H43ZM47 185H49V189H50V187H51V185L53 186V187H51V189H53V188H55V191H54V189L53 190H49L48 189V186ZM144 185V186H143ZM201 185V186H200ZM212 185H214V186H212ZM218 187V185L221 187V189H220V187H216V186ZM227 185H228V187H227ZM249 185L251 186V188H254V189H249ZM2 186L6 189V191H5V189H3L2 188ZM55 186V187H54ZM57 186H59V187H57ZM66 186V187H65ZM84 186V187H83ZM95 186H96V188H95ZM126 186H127V188H126ZM129 186H131V187H129ZM140 186V187H139ZM178 186V187H177ZM211 186V187H210ZM234 186V187H233ZM239 186V187H240ZM263 186H264V184H263ZM262 186V187H263ZM16 187V188H15ZM28 187V188H27ZM31 187V188H30ZM39 187V188H38ZM41 187H42V189H41ZM45 187V188H44ZM60 187H62V188H60ZM65 187V188H64ZM71 188L70 190H68L67 188ZM75 187V188H74ZM134 187V188H133ZM189 187V188H188ZM213 187V188H212ZM229 187H231V189H228ZM232 187H233V189H232ZM8 188H9V190H8ZM13 188H15V189H13ZM59 188V189H58ZM73 188V189H72ZM85 188V189H84ZM114 188H116L115 190H114ZM126 188V189H125ZM181 188H182V190H181ZM224 188V189H223ZM237 188V189H236ZM244 190H243V189ZM11 189L12 190H14V191H11ZM31 189V190H30ZM33 189V190H32ZM40 189V190H39ZM44 189V190H43ZM46 189V190H45ZM47 189H48V191H47ZM58 191H57V190ZM64 189H66L65 191H64ZM76 189V190H75ZM78 189V190H77ZM118 189V190H117ZM120 189H122V190H120ZM123 189L125 190V191H123ZM184 189V190H183ZM191 189V190H190ZM198 189V190H197ZM204 189H207V191H210V190H212L213 189V191H211V192H213V193H209V192H207V191H205V193L203 192V190ZM218 189L220 190V194H219V191H218ZM234 189H236L237 190V192L234 190ZM3 190V191H2ZM37 190V191H36ZM80 190V191H79ZM94 190V191H93ZM110 192H109V191ZM189 190V191H188ZM228 190V191H227ZM9 191H11V192H9ZM34 191H35V193H34ZM49 191H51L52 192V195H50L49 194ZM74 191V192H73ZM184 191V192H183ZM200 191H202L203 192V194H202V192H200ZM215 191L216 192H218V193H216L215 194ZM221 191L223 192V194L221 193ZM226 191V192H225ZM4 192V193H3ZM6 192V193H5ZM10 194H8V193ZM17 192L19 193V195L17 194ZM27 192V193H26ZM46 192V193H45ZM54 192V193H53ZM65 193L66 195L64 196V197H61L60 195L62 194V193ZM186 192V193H185ZM196 194H195V193ZM207 192V193H206ZM227 192H231V193H227ZM2 193H3V195H2ZM12 193V194H11ZM26 193V194H25ZM31 193H32V195H31ZM48 193V194H47ZM56 193V194H55ZM57 193H59V196L61 197V199H59L60 197L59 196H57L58 194ZM73 193V194H72ZM96 193V194H95ZM181 193V194H180ZM185 193V194H184ZM200 193V194H199ZM240 193V194H239ZM5 194H6V196H5ZM20 194H21V196H20ZM54 194V195H53ZM80 194V195H79ZM108 194V195H107ZM110 194V195H109ZM115 194H116V196H115ZM128 194V195H127ZM161 194V195H160ZM182 194H184L183 196H184V200H182L183 198V196H182ZM188 194V195H187ZM190 194H193V195H191V197H190ZM194 194H195V196H194ZM205 194V197L204 196H200V195H204ZM215 194V195H214ZM222 194V195H221ZM231 194V195H230ZM2 195V196H1ZM16 195H18V197H15ZM25 195V196H24ZM31 195V196H30ZM55 195H56V197H55ZM86 195V196H85ZM127 195V196H126ZM181 195V196H180ZM210 197H209V196ZM217 195V196H216ZM218 195L220 196V198H218ZM226 195L229 197H226ZM232 195L235 197V199H236V197L237 198H239V200L240 201H238V200H235L234 199V197L232 198ZM239 195H241V196H239ZM3 196L6 198H3ZM23 196H24V200H23ZM26 196H27V198H26ZM30 196V197H29ZM54 196V197H53ZM93 196V197H92ZM120 196H122V197H120ZM157 196V197H156ZM216 198H215V197ZM223 196H224V198H223ZM59 197V198H58ZM87 197V198H86ZM91 197V198H90ZM123 197H124V199H123ZM181 197V198H180ZM193 197V198H192ZM197 197V198H196ZM211 198H213V199H211L212 200V202L210 201V199ZM8 198V199H7ZM18 200H17V199ZM63 198V199H62ZM69 198V199H68ZM121 198V199H120ZM177 198V199H176ZM191 198V199H190ZM199 198V199H198ZM206 198V199H205ZM222 198V199H221ZM227 199V201L228 202H226L227 204H225V203H221L220 204V202H225L224 201V199ZM232 198V199H231ZM5 199V200H4ZM55 199V200H54ZM65 199V200H64ZM72 199V200H71ZM102 199V200H101ZM112 199V200H111ZM120 201H119V200ZM196 201H195V200ZM198 199V200H197ZM203 201H205V202H203ZM205 199V200H204ZM231 199V200H230ZM7 200H9V201H7ZM10 200H11V202H10ZM14 200H16V201H14ZM22 200V201H21ZM32 200V201H31ZM42 200V201H41ZM96 200H98V201H96ZM179 200H181V201H179ZM200 200V201H199ZM218 201V203L219 204H217V201ZM220 200V201H219ZM235 200V201H234ZM78 203H77V202ZM87 201H88V203H87ZM118 201V202H117ZM191 201V202H190ZM193 201V202H192ZM200 203H199V202ZM214 201V202H213ZM216 201V202H215ZM232 201V202H231ZM238 201V202H237ZM13 202V203H12ZM17 202V203H16ZM42 202H44V203H42ZM46 202L48 203V205H46ZM64 202V203H63ZM73 202V203H72ZM106 202V203H105ZM210 202V203H209ZM235 202V203H234ZM5 203V204H4ZM16 203V204H15ZM20 203V204H19ZM101 203H103V204H101ZM185 203H186V205H185ZM199 203V204H198ZM213 203H214V205H218V206H220V207H218L217 205H216V207L213 205ZM242 203V202H241ZM241 203H240V205H241ZM43 204H45V206H42ZM50 204V205H49ZM55 204H56V206L58 207H56L55 206ZM123 204V205H122ZM211 204V205H210ZM225 204V208L222 206V205H224ZM229 204V205H228ZM232 204V205H231ZM67 205V206H66ZM79 205V206H78ZM102 205V206H101ZM121 205V206H120ZM146 205V206H145ZM203 205V206H202ZM212 205L215 207H212ZM227 205V206H226ZM237 205V206H236ZM10 206V207H9ZM12 206V207H11ZM42 206V207H41ZM137 206V207H136ZM181 206H183V208L181 207ZM195 206H196V208H195ZM210 206V207H209ZM239 206V207H238ZM3 207V208H2ZM6 207H7V209H6ZM15 207H17V208H15ZM38 207V208H37ZM40 207H41V209H40ZM46 209L47 207H48V211L47 210H45L44 208ZM50 207H51V209H50ZM60 207V208H59ZM156 207V208H155ZM184 207H186V209H187V211H186V209L184 208ZM202 207V208H201ZM231 207V208H230ZM232 207H233V209H232ZM18 208H19V210H18ZM153 208V209H152ZM159 208V209H158ZM180 208H182V209H180ZM199 208V209H198ZM209 208H211V210L209 209ZM213 208V209H212ZM219 208H222V209H219ZM228 208H229V210H228ZM242 208V207H241ZM4 209V210H3ZM193 209V210H192ZM205 211H204V210ZM225 209V210H224ZM227 209V210H226ZM8 210H9V212H8ZM18 210V211H17ZM64 210V211H63ZM74 210V211H73ZM151 210V211H150ZM155 210H157V211H155ZM190 210V211H189ZM198 210V211H197ZM202 210L204 211V212H202ZM208 211V213H207V211ZM220 210H222L221 212H220ZM238 210V209H237ZM16 211V212H15ZM47 211V212H46ZM69 211V212H68ZM100 213H99V212ZM127 211V212H126ZM155 211V212H154ZM186 211V212H185ZM212 211H214V212H212ZM4 212L6 213L7 212V214H4ZM10 212H12V213H10ZM97 212V213H96ZM157 212V213H156ZM216 212V213H215ZM3 213V214H2ZM58 213V214H57ZM93 213V214H92ZM95 213H96V215H95ZM212 213H214V215H212ZM219 213L223 216H219ZM223 213H225V214H223ZM203 214V215H202ZM217 214V215H216ZM227 214V215H226ZM93 215V216H92ZM97 216V217H95V216ZM170 215V216H169ZM180 217H179V216ZM183 215H184V218H183ZM212 215V216H211ZM7 216V217H6ZM107 216V217H106ZM113 216V217H112ZM126 218H125V217ZM177 216V217H176ZM203 216V217H202ZM216 216V217H215ZM224 216H227V217H224ZM4 217L6 218V219H4ZM11 217V218H10ZM91 217V218H90ZM102 217V218H101ZM117 217V218H116ZM129 217V218H128ZM155 217V218H154ZM200 217V218H199ZM220 218V220H221V222H222V224L221 225H217L216 224V222L214 221V219L215 218ZM82 218V219H81ZM97 218V219H96ZM98 218H100V219H98ZM106 218H109V219H112L111 220V222H110V220L109 219H107L108 220V222L106 221ZM172 218V219H171ZM187 218V219H186ZM203 218V219H202ZM1 219H3V220H1ZM90 219L95 223H93L92 221H90ZM103 221H102V220ZM138 219V220H137ZM149 219V220H148ZM176 219V220H175ZM189 219V220H188ZM212 219V220H211ZM6 220V221H5ZM10 220V221H9ZM12 220V221H11ZM80 220V221H79ZM96 222H95V221ZM127 220V221H126ZM156 220V221H155ZM167 220V221H166ZM179 220V221H178ZM187 221V222H185V221ZM85 221H87L86 223H85ZM89 221V222H88ZM106 221V222H105ZM112 221H114V223L112 222ZM115 221H117V222H119L118 224L116 223V225L118 226H116L115 225ZM149 221V222H148ZM153 221V222H152ZM165 221V222H164ZM195 221V222H194ZM124 222V223H123ZM127 222V223H126ZM130 222V223H129ZM143 222H144V224H143ZM168 222V223H167ZM200 222V223H199ZM228 222V223H227ZM231 222V223H230ZM235 222H237L236 223V225H235ZM10 223V224H9ZM90 223V224H89ZM103 223V224H102ZM110 223V224H109ZM122 223V224H121ZM149 223V224H148ZM165 225H164V224ZM167 223V224H166ZM173 223V224H172ZM179 223V224H178ZM190 223H192V224H190ZM194 223H196V224H194ZM83 224H84V226H83ZM93 224V225H92ZM109 224V225H108ZM112 224V225H111ZM114 224V225H113ZM127 224V225H126ZM136 224H138V225H136ZM151 224V225H150ZM172 224V225H171ZM188 224V225H187ZM194 224V225H193ZM229 224V225H228ZM231 224V225H230ZM239 224V225H238ZM11 225V228L13 229L12 230V232H10L11 231V229H10V226ZM40 225V226H39ZM107 225V226H106ZM111 225V226H110ZM124 225V226H123ZM140 225V226H139ZM166 225H168V226H166ZM176 225H177V228H175L176 227ZM179 225H181V227H179ZM186 225V226H185ZM193 225V226H192ZM196 225H198V229H196ZM203 227H202V226ZM223 225V226H222ZM78 226V227H77ZM86 226V227H85ZM114 226V227H113ZM152 226V227H151ZM163 226H166V227H164L163 228ZM192 226V227H191ZM200 226V227H199ZM218 227V228H215V227ZM235 226V227H234ZM238 226H240L241 228H242V230H241V228L240 227H238ZM245 226V227H244ZM106 227H107V229H106ZM111 227H113V228H110ZM120 227H121V229H120ZM128 229V231H127V229ZM140 227H142V229H143V231H144V233H143V231H142V229L140 228ZM147 227V228H146ZM225 227V228H224ZM254 227V228H253ZM70 228V229H69ZM93 228V229H92ZM98 228H99V231H98ZM131 228H132V230H131ZM144 228H145V230H144ZM173 228V229H172ZM180 228V229H179ZM187 230H186V229ZM206 228V229H205ZM236 229L237 228V230L236 231H233V230H231V229ZM239 228V229H238ZM103 229L105 230V231H103ZM109 229V230H108ZM114 229V230H113ZM172 229V230H171ZM177 229V230H176ZM194 229V230H193ZM201 229V230H200ZM203 229H204V231H203ZM221 229V230H220ZM227 229H229V231L227 230ZM246 229V230H245ZM115 230H117V232H115ZM132 232V234H131V232ZM134 230V231H133ZM138 230L140 231V233H141V235H144V236H141L140 235V233L138 234ZM148 230V231H147ZM157 230H159V231H157ZM183 230V231H182ZM184 230H186V231H184ZM189 230V231H188ZM226 230V231H225ZM112 231V232H111ZM124 231V232H123ZM137 231V232H136ZM163 231V232H162ZM169 231V232H168ZM176 231H178V233H180V234H178ZM180 231V232H179ZM187 231H188V233H187ZM193 231V232H192ZM210 231V232H209ZM213 231V232H212ZM215 231V232H214ZM240 231V232H239ZM100 232V233H99ZM111 232V233H110ZM115 232V233H114ZM136 232V233H135ZM146 232H147V237H149V238H147L146 239ZM155 232V233H154ZM171 232H174V233H176L177 235H175L174 233H171ZM195 232V233H194ZM218 233V235H217V233ZM120 233H122V234H120ZM135 233V234H134ZM143 233V234H142ZM150 233V234H149ZM161 233V234H160ZM170 233V234H169ZM184 233V234H183ZM198 233V234H197ZM215 233V234H214ZM230 233V234H229ZM35 234V235H34ZM52 234V235H51ZM112 234H114V235H112ZM159 234V235H158ZM193 234V235H192ZM209 234V235H208ZM227 235V239H226V236L225 237H223V235ZM102 235V236H101ZM106 235H108V236H106ZM151 235V236H150ZM154 235V236H153ZM162 235V236H161ZM164 235V236H163ZM182 235H184V237L182 236ZM229 235V236H228ZM39 236V238H37ZM107 238H106V237ZM112 236H114V238H111V239H109V237H112ZM118 237V241H117V237ZM158 236V237H157ZM173 236V237H172ZM216 236L218 237V238H216ZM219 236H220V238H219ZM235 236V237H234ZM4 237V238H3ZM101 237V238H100ZM115 237H116V240H115ZM125 237H127V239L125 238ZM133 237V238H132ZM144 238V241H143V238ZM151 237V238H150ZM210 237L212 238V240H210ZM213 237H215V239H213ZM46 238V239H45ZM54 240H53V239ZM59 238V239H58ZM68 238V239H67ZM70 238H71V240H70ZM90 238H92V239H90ZM103 238V239H102ZM123 238H125V239H123ZM139 238V239H138ZM182 238H183V240H182ZM236 238V239H235ZM78 239V240H77ZM99 239V240H98ZM101 239V240H100ZM132 239H134V240H132ZM142 239V240H141ZM146 239V240H145ZM150 241H149V240ZM155 241H154V240ZM157 239H158V241H157ZM160 239V240H159ZM172 239H173V241H172ZM176 239V240H175ZM217 239V240H216ZM221 239H223V240H225V241H221ZM4 240V241H3ZM25 240V241H24ZM52 240V241H51ZM64 240V241H63ZM70 240V241H69ZM77 240V241H76ZM115 240V241H114ZM128 240V241H127ZM187 240V241H186ZM215 240V242H213ZM29 241H30V245H29ZM35 241H37V242H35ZM97 243H96V242ZM105 241V242H104ZM115 242V243H117V244H115L114 242V244H112L111 243V245H110V242ZM128 243H127V242ZM134 241V242H133ZM142 241V243L143 242H145V244H146V246H145V244H144V246H143V244L142 245H140L139 243ZM161 241V242H160ZM164 241V242H163ZM170 241V242H169ZM178 241V242H177ZM212 241V242H211ZM4 242V243H3ZM39 242V243H38ZM48 242V243H47ZM68 242V243H67ZM79 242H81V243H83V244H81V243H79ZM92 242H94V244L92 243ZM138 242V243H137ZM154 242H156V244L154 243ZM158 242V243H157ZM175 242H176V245H175ZM191 242V243H190ZM221 242H224L223 244H221ZM236 242H238V243H236ZM42 243V249L40 248V245L39 244H41ZM76 243V244H75ZM96 243V244H95ZM109 243V244H108ZM123 243V244H122ZM133 243H135L136 244V246H135V244H134V246H133ZM147 243H149V244H147ZM150 243H151V248H148V246L150 245ZM163 243H165L164 245H163ZM182 243V244H181ZM217 243V244H216ZM38 244V245H37ZM57 244V245H56ZM69 244V245H68ZM78 244V245H77ZM80 244H81V246H80ZM121 244V245H120ZM128 244V245H127ZM130 244V245H129ZM137 244H139V246H141V247H138V245ZM158 244V245H157ZM184 244V245H183ZM187 246H186V245ZM198 244V245H197ZM230 244V245H229ZM233 244V245H232ZM9 245V246H8ZM68 245V246H67ZM96 245V246H95ZM154 245H156V246H154ZM160 245V246H159ZM166 245V246H165ZM182 245V246H181ZM196 245V246H195ZM210 245V246H209ZM220 245H222V246H220ZM2 246V247H1ZM3 246H4V251L2 250L3 249ZM7 246V247H6ZM31 246V247H30ZM43 246H45V247H43ZM48 246V247H47ZM52 246V247H51ZM71 246V247H70ZM83 246H85V247H83ZM88 246V247H87ZM95 248H94V247ZM107 246V247H106ZM115 246V247H114ZM120 246V247H119ZM127 246V247H126ZM130 246H133L132 248L130 247ZM154 246V247H153ZM158 246V247H157ZM193 246V247H192ZM201 246H203V248L205 247H208L209 248V250L208 249H206V250H204V249H200V247ZM30 249H29V248ZM38 247V248H37ZM61 248L60 250H62L61 252H60V250L58 251V249L59 248ZM64 247H66V248H64ZM73 247V248H72ZM76 247V248H75ZM82 247V248H81ZM117 247H119V248H117ZM143 247L144 248H147V249H144V250H142L143 249ZM163 249H162V248ZM166 247V248H165ZM170 249H169V248ZM172 247V248H171ZM175 247V248H174ZM199 247V249L201 250V252L199 251V250H196L197 248ZM6 248V249H5ZM27 248V249H26ZM44 248H47V249H49V250H44ZM57 248V249H56ZM63 248V249H62ZM67 248H70V249H67ZM83 248H85L86 250L84 251V250H82ZM116 249V250H114V249ZM140 248H141V250H140ZM159 248H161V250H163L162 251V255H161V251H159L160 249ZM177 248V249H176ZM28 249H29V251H28ZM50 249H53L52 250V252L50 251ZM64 249L66 250V252L64 251ZM90 249V250H89ZM100 249V250H99ZM103 249H105V252H103L104 250ZM130 251V252H133V253H135V255L134 256H129L127 253H128V251ZM130 249V250H129ZM136 249V250H135ZM149 249H150V251H151V253H150V251H149ZM165 249V250H164ZM171 249H172V251H171ZM179 249V250H178ZM185 249V250H184ZM42 251V253H41V251ZM68 250V251H67ZM89 250V251H88ZM94 250V251H93ZM97 250V251H96ZM102 250V251H101ZM109 250V251H108ZM126 251V253H125V251ZM147 250H148V252H147ZM204 250V251H203ZM3 251V252H2ZM98 251H100V252H98ZM108 251V252H107ZM115 251V252H114ZM135 251H137V253L135 252ZM138 251H140L139 253H140V255H142V256H144V257H142V258H145V257H147L148 256V254H150L149 255V257H147V258H150V257H152V258H150V259H148V260H146V259H141V258H138L140 255H138L137 256V259H136V255L138 254ZM166 251V253L164 254V252ZM198 251V252H197ZM207 251V252H206ZM2 252V253H1ZM87 252H89L88 253V255H87ZM97 252V253H96ZM104 254H103V253ZM143 252V253H142ZM144 252H146V253H144ZM159 252V253H158ZM181 252V253H180ZM39 253H41V255H39ZM63 253H65V254H63ZM92 253V254H91ZM98 253H99V255H98ZM108 253H109V255H108ZM133 253H131V254H133ZM159 255H158V254ZM177 253V254H176ZM185 253V254H184ZM220 253V254H219ZM25 254V255H24ZM31 254V255H30ZM70 254V255H69ZM84 254H86L87 256H84ZM95 254H97V256H98V258L97 257H94L95 256ZM102 255V257H99V256H101ZM145 254V255H144ZM152 254V255H151ZM166 254H167V256H166ZM168 254H171V255H168ZM175 254V255H174ZM218 254H219V256H218ZM82 255L84 256V258H86L85 260L83 259V257H82ZM93 255V258L91 257ZM155 255V256H154ZM166 257H165V256ZM181 255V256H180ZM259 255H260V257H259ZM41 256V257H40ZM64 256H69V259H68V257H67V259H68V261H69V263H66V262H68V261H64V260H67V259H65L64 258ZM90 258H89V257ZM108 256V257H107ZM157 256V257H156ZM171 258H170V257ZM173 256V257H172ZM178 256V257H177ZM183 257V258H182ZM53 258V259H52ZM55 258V259H54ZM92 258V259H91ZM95 258H97L96 260H95ZM104 258V260H102ZM161 258V259H160ZM170 258V259H169ZM186 258V259H185ZM207 258V259H206ZM217 258V259H216ZM57 259V260H56ZM59 259H60V261H59ZM63 259V260H62ZM135 259V260H134ZM160 259V260H159ZM167 259V260H166ZM176 259V260H175ZM178 259V260H177ZM183 259H184V261H183ZM194 259V260H193ZM219 259V260H218ZM100 260H101V263H100ZM106 260V261H105ZM111 260L112 261H114V262H111ZM133 260L135 261V262H133ZM139 260H144L143 262L141 261L140 263H137V261H139ZM154 260V261H153ZM181 260V261H180ZM211 262H210V261ZM110 261V262H109ZM164 261V262H163ZM193 261V262H192ZM218 261V262H217ZM256 261V262H255ZM65 262V263H64ZM78 262H80V263H78ZM120 262V261H119ZM119 262H117L116 264H118ZM88 263V262H87ZM123 263V262H122ZM121 263V264H122ZM72 264V263H71ZM89 264V263H88ZM95 264V263H94ZM126 264V263H125Z\"/></svg>", "mask_w": 264, "mask_h": 264}, {"label": "bare ground", "instance_id": "obj_2", "mask_svg": "<svg viewBox=\"0 0 264 264\" xmlns=\"http://www.w3.org/2000/svg\"><path fill=\"white\" fill-rule=\"evenodd\" d=\"M40 1L43 2V0H0V64H3V63L6 61V59H5L6 57H10V59H12L11 56H8V54H12V56H13L14 59H17V58L19 57L17 61H19V59H20V61L28 62V64H29V61L32 60V57H31V56H28L26 53H24V52L26 51L25 48H28L27 50H29L30 47L34 46V44H36L37 42L39 43V42L43 39L42 34H41L40 32H38V31H39V30L42 31V29L45 27V26H43V25H44V24H43V19H44V17L47 16L48 14H51V13H49V11L47 10L48 14L46 15V11H45V9H42L43 5H41V2H40ZM54 1H55V0H54ZM57 1H58V0H57ZM57 1H56V2H57ZM59 1H60V0H59ZM61 1H62V0H61ZM65 1H67V0H64L63 2L66 3ZM72 1H73V0H72ZM78 1H79V2H82V4L84 3L82 0H81V1L78 0ZM87 1H88V0H87ZM89 1H90V0H89ZM94 1H95V0H93V1L90 2V3H93L94 5H97L96 3H94ZM99 1H100V0H99ZM101 1H102V0H101ZM204 1H205V0H204ZM204 1H203V2H204ZM222 1H224V0H222ZM225 1H226V0H225ZM229 1L231 2V0H228V2H229ZM238 1H239V0H238ZM238 1L236 0V2H238ZM240 1H241L240 3L244 4V3L242 2L243 0H240ZM245 1H246V0H245ZM250 1H251V0H247L246 2H249V3H250ZM56 2H54L55 4H53V5L56 6V4H57ZM63 2H62V3H61V2H60V3L58 2V3H59V5L61 4V5L63 6ZM70 2H71V0H70ZM74 2H75V1H73V3H70L69 6H70L71 4H74ZM96 2H98V1H96ZM103 2H105V0H104ZM111 2H113V1H111ZM200 2H201V1H200ZM210 2H212V1H210ZM228 2L226 1V2H224V3L226 4V3H228ZM234 2H235V0H234ZM254 2L257 3V1H254ZM254 2L252 1V3H254ZM262 2L264 3V1H261V2L258 1V4H259V3H262ZM43 3H44V2H43ZM75 3H76V2H75ZM86 3L89 4V2H86ZM108 3H109V2H108ZM215 3H216V2H215ZM218 3H219V2H218ZM238 3H239V2H238ZM240 3H239V5H240ZM249 3H248V4H249ZM256 3L253 4V6H256V5H257ZM263 3H262V4H263ZM50 4L52 5V3H50ZM67 4H68V2H67ZM77 4H78V2H77ZM77 4H76V5H77ZM80 4H81V3H80ZM246 4H247V3H246ZM246 4H244L243 6L245 7ZM248 4H247V5H248ZM250 4H251V3H250ZM262 4H260V5L262 6ZM45 5H46V3H45ZM59 5H57V6H59ZM61 5H60V8L62 7ZM76 5H75V6H76ZM84 5H86V4H84ZM89 5H90V4H89ZM89 5H87V6H89ZM91 5H92V4H91ZM91 5H90V7H93V5H92V6H91ZM99 5H100V3H99ZM105 5H106V4H105ZM206 5H207V8L210 7L211 10L214 9V12H213V10H212V11H209V12H210V14H211V12H213L212 15L214 14V16H215L217 13H219V12L221 11V10H219V9H220V7L223 6L224 4H222V2H221V3H220V5H221L220 7L217 6L218 4H217V5H214V7H213V5H212V6H209L208 4H206ZM227 5H228V4H227ZM227 5H225V6H227ZM229 5L231 6V3H230ZM233 5H234V4H233ZM260 5H258V6H260ZM49 6H50V5H49ZM66 6H67V5H66ZM66 6H65V7L63 6L62 8H65V10H66ZM69 6H68V8H70V12H69V10H68V14H69V13H70V14H73V13H74V12H73L74 10H72L73 7L71 8V6H73V5H71L70 7H69ZM79 6H80L79 8H81V5H79ZM101 6H102V4H101ZM197 6H198V5H197ZM208 6H209V7H208ZM215 6H216V7H215ZM234 6H235V5H234ZM241 6H242V5H241ZM250 6H251V7H250ZM253 6H252V4L249 5V6H246V9H247V7H249L250 10H251ZM258 6H257V7H258ZM46 7H48V6H46ZM50 7H51V6H50ZM102 7H103V6H102ZM106 7H107V6H105V8H106ZM212 7H213V8H212ZM218 7H219V8H218ZM223 7H224V6H223ZM231 7H232V6H231ZM231 7H229V8H231ZM238 7L240 8V6H238ZM238 7H237V5H236V8H238ZM244 7H243V8H244ZM62 8H61V10H62ZM75 8H77V7H74V9H75ZM79 8H78V9H79ZM83 8H84V10L86 9V7H84V6H83ZM87 8H88V7H87ZM94 8H95V6H94ZM94 8H93V9H94ZM105 8H104V9H105ZM204 8H205V6H204ZM207 8H206V9H207ZM215 8H216V10L218 9L219 11H216ZM243 8H242V9H243ZM249 8L247 9V15H246V14H245V15L243 14V16H242V14H241V15H240V18H244V17H246V16H247V17H248V16H252V17H254L253 15L248 14V13H249V12H248ZM49 9H51V8H49ZM53 9H54V8H53ZM78 9H77V10H78ZM221 9H222V8H221ZM223 9H227V8H223ZM223 9H222V10H223ZM246 9H244L243 13H246V12H245ZM58 10H60V9L58 8ZM71 10H72V13H71ZM77 10L75 11V16L78 15V17H79V14H80V13H78V12H79V11H80V12H84V11H83V9H81V10H78V12H77ZM95 10H96V9H95ZM197 10H198V9H197ZM203 10H205V9H203ZM227 10H228V9H227ZM234 10H237V9H235V7H234V8L232 7V12H233ZM63 11H64V9H63ZM88 11H90V9H89V10L87 9V12L85 11L84 14H88ZM93 11H94V10H93ZM98 11H100V10H98ZM101 11H102V10H101ZM103 11H104V10H103ZM103 11H102V13H103ZM105 11H106V9H105ZM205 11H206V10H205ZM207 11H208V9H207ZM229 11H230V10H229ZM239 11H240V10H239ZM241 11H242V10H241ZM253 11H254V10H253ZM50 12H52V11H50ZM56 12H58V14L60 13L59 11H56ZM56 12H54V13L56 14ZM65 12H67V10H66ZM198 12H199V11H198ZM215 12H217V13H215ZM221 12H222V11H221ZM221 12L219 13L220 15L222 14ZM234 12H235V11H234ZM237 12H238V10H237ZM251 12H252V11H250V13H251ZM262 12H263V11H262ZM76 13H77V14H76ZM89 13H90V12H89ZM96 13L99 14L97 11H96ZM108 13H110V12H108ZM108 13H107V14H108ZM201 13L206 14V13H208V12H203V11H202ZM230 13H231V12H230ZM230 13H229V14H230ZM240 13H241V12H240ZM258 13H259V12H258ZM260 13H261V12H260ZM263 13H264V12H263ZM55 14H54V15H55ZM66 14H67V13H66ZM68 14H67V15H68ZM70 14H69V15H70ZM105 14H106V13H105ZM107 14H106V15H107ZM110 14H111V13H110ZM110 14H108L109 17H110ZM226 14L228 15V12H227V13L225 12V14H224V11H223V14H222L221 16L223 17V16L225 15L224 17H226ZM235 14H236V12H235ZM237 14H238V13H237ZM252 14H254V13H252ZM255 14H257V13H255ZM54 15H52V16L54 17ZM80 15H81V14H80ZM89 15H90V16L93 15V12H91V14H89ZM101 15H102V14H101ZM106 15H104V16H105L106 19H107V16H106ZM232 15H233V18H234L235 15H234V14H230L229 16H231V17L228 16V17L225 18V19H229V21H230V19L232 18ZM258 15H259V14H258ZM262 15H263V14H262ZM52 16H50L49 19H51V21L54 22L55 19H56L57 17L54 18V20H52V19H53ZM81 16H82V15H81ZM81 16H80V17H81ZM86 16H88V15H86ZM94 16H95V15H94ZM102 16H103V15H102ZM198 16H199V15H197V17H198ZM206 16H207V14H206ZM206 16H205V17H206ZM221 16H220V17H221ZM260 16H261V15H260ZM48 17H49V16H48ZM70 17H71V19H72V16H70ZM73 17H74V16H73ZM83 17H85V16H83ZM83 17H82V18H83ZM91 17H93V16H91ZM96 17H97V15H96ZM96 17H95V18H96ZM109 17H108V18H109ZM194 17H195V15H194ZM205 17H204V19H205ZM207 17H208V16H207ZM207 17H206V18H207ZM211 17H212V16H211ZM216 17L218 18L219 16H216ZM224 17H223L222 19H221V18H220V19L223 20ZM238 17H239V15H238ZM261 17H263V16H261ZM64 18H65V15H64ZM67 18H68V16H66V19H67ZM82 18H81L80 21L84 22ZM85 18H86V17H85ZM85 18H84V19H85ZM87 18L89 19V16H88ZM98 18H100V16H99ZM98 18H97V19H98ZM233 18H232V19H233ZM240 18H239V19H240ZM249 18H250V17H249ZM249 18H248V19H249ZM47 19H48V18H47ZM49 19H48V20H49ZM57 19H58V18H57ZM57 19H56V21H57ZM61 19H62L63 22H61V23L59 22V23H60V24H62V23L64 24V23H65L64 21H65L66 19L63 20V18L61 17V18H59V21H61ZM77 19H79V18H77V16H76V20H77ZM92 19H93V18H92ZM100 19H103V18L101 17ZM193 19H194V18H193ZM200 19H202V18H200ZM200 19H199V22H200ZM208 19H209V18H208ZM208 19H207V20H208ZM212 19H214V20L216 21L215 17L212 18ZM218 19H219V18H218ZM232 19H231V20H232ZM244 19H245V18H244ZM246 19H247V18H246ZM246 19H245V20H246ZM248 19H247V20H248ZM257 19H258V18H257ZM263 19H264V18H263ZM263 19H260V17H259V20H256L255 18H254V20H253V19L250 18V20H251V23H250L251 26H253V25L255 24L254 26L258 28V29H255L256 31L258 30L257 32L254 30V28H252V29L254 30V31H253V32H254L253 36L256 37V33L258 34V32H260L259 30H262V27L264 26V23H263V25H262V23H260V25H262V26L260 27V25H259L258 22H256V21H260V22H261V21H263ZM44 20H45V23H46V22L48 23V20H46V18H45ZM68 20H69V19H68ZM73 20H75V18H74ZM86 20H87V19H85V22H87V23H89V24L91 25V22H88V21H86ZM89 20H91V19H89ZM95 20H96V19H95ZM95 20H91V21H93L92 23H94ZM205 20H206V19H205ZM236 20H238V19L235 17L233 22H235ZM51 21L49 20L50 23H51ZM69 21H70V20H69ZM69 21L66 20V22H69ZM103 21H105V20H101V22H100L99 24H97V22H99V19H98V20L95 22V25L97 24V26L99 25V26L101 27V26L104 25V23H105L107 20H106L105 22H103ZM189 21H191V20H189ZM189 21H187V22L189 23ZM196 21H197V18H196V20H195L194 22H196ZM211 21H212V20H211ZM211 21H210V22H211ZM238 21H239V20H238ZM53 22H52V23H53ZM71 22H72V21H71ZM82 22L80 23V26H81V28L83 29L84 26L81 25V24H83ZM85 22H84V24H85ZM191 22H192V21H191ZM199 22H198V23H199ZM217 22H218V21H217ZM219 22H220V20H219ZM219 22L217 23V25H219ZM225 22H227V21L225 20ZM225 22H224V23H225ZM239 22H240L239 24L241 25L242 22H245V21H244V20H243V21L240 20ZM249 22H250V21H249ZM249 22L247 21V22L243 23L242 28L245 29V27H246V28H247V27H251V26H248V24H246V23H249ZM253 22H254V24H253ZM54 23H56V22H54ZM73 23L76 24L77 22H73ZM87 23H86L85 25H87ZM102 23H103V24H102ZM192 23H193V22H192ZM198 23H197V24H198ZM200 23H201V25H202V26H201L202 28L205 27L204 30H203V31L205 32V29H206V27H208L209 24H207V26H204L205 23H202V22H200ZM207 23H208V22H207ZM212 23H213V22H212ZM214 23H215V22H214ZM220 23H222V22H220ZM230 23H232V22L230 21L229 23H227L228 26H227V24H223V23H222L223 25H225V26L227 27L226 31L228 30V27L230 28V26H231ZM42 24H43V25H42ZM48 24H49V23H48ZM56 24H57V23H56ZM89 24H88V26H89ZM101 24H102V25H101ZM215 24H216V23H215ZM234 24H235V23H234ZM234 24H233L232 27H234ZM237 24H238V22L236 21V26H235V27H236V30H239L241 27L238 26ZM245 24H246V25H245ZM252 24H253V25H252ZM45 25H46V24H45ZM65 25H66V23H65ZM67 25H68V24H67ZM77 25H79V22H78L75 26H77ZM93 25H94V24H93ZM93 25H91V27L89 26V28L91 29ZM105 25H106V24H105ZM179 25H180V24H179ZM211 25H212V24L210 23V26H209L208 28H210ZM229 25H230V26H229ZM244 25H245V26H244ZM258 25H259V27H258ZM50 26H51V25L49 24V29H51ZM54 26H55V25H54ZM54 26H53V27H54ZM80 26H77V27L80 28ZM181 26H182V25H181ZM181 26H180L179 28H181ZM192 26H194V23H193ZM195 26H196V25H195ZM199 26H200V24H198L197 27H199ZM203 26H204V27H203ZM212 26H214V25H212ZM46 27H47V25H46ZM46 27H45V28H46ZM51 27H52V26H51ZM53 27H52V28H53ZM55 27H56V28H55ZM55 27H54V29H56V31H55V33H56V32H57V28L59 27V25H58V27H57V26H55ZM72 27H74V26H72ZM94 27H95V26H94ZM94 27H93V28H94ZM103 27H105V26H103ZM103 27H101V29H103ZM183 27H184V26H183ZM190 27H191V26H190ZM201 27H200V28H201ZM216 27L219 28V26H216ZM226 27H224V28H226ZM232 27H231V29H233ZM235 27H234V29H235ZM237 27H240V28L237 29ZM60 28H61V27H59V30H60ZM64 28L66 29L65 26H64ZM64 28H63V29H64ZM69 28H70V30L72 31L73 28L71 29L70 26H69ZM84 28H85L84 33L86 32V34L88 33V34L90 35V33H89L90 30H87V29H86L87 26H85ZM89 28H88V29H89ZM93 28H92V29H93ZM179 28H178V29H179ZM186 28L188 29L187 26H186ZM193 28H194V27H193ZM208 28H207V29H208ZM213 28H214V27H213ZM259 28H260V29H259ZM49 29H48V31H49ZM54 29H52V31H54ZM67 29H68V27H67ZM74 29H75L74 31H76V30L79 31V29H77L76 27H75ZM82 29H80V30H81V31H80L81 33H78V32L75 33L74 31H72V32H74L75 34L78 33L77 36H78L79 38L76 37L74 34H72V35L75 36L76 39H75V38L73 39V37H71L72 35L68 36L69 34H71L70 31H69L68 34L65 33V36H66V37L68 36L67 39H68L69 37H71V38L73 39V41H74V40L77 41V39H78V41H81L82 39L84 40V37L81 38V37L79 36V35L82 34ZM92 29H91V31H92V33H93V30H94V29H93V30H92ZM187 29H186V31H190V30H191V29H189V30H187ZM207 29H206V30H207ZM211 29H212V27H211ZM216 29H217V28H216ZM221 29H223V28H221ZM243 29H242L241 31H243L245 34H247L248 32H245V30H243ZM263 29H264V28H263ZM44 30H47V28L44 29ZM59 30H58V31H59ZM105 30H107V29H105ZM182 30H183V29H182ZM192 30L194 31V29H192ZM208 30H210V29H208ZM219 30H220V29H219ZM219 30L217 29L216 32L218 33ZM249 30H250V29H249ZM60 31H61V30H60ZM64 31H65V30H63V32H64ZM87 31H88V32H87ZM91 31H90V32H91ZM179 31H181V30H179ZM199 31H200V30H199ZM221 31H222V30H221ZM226 31L223 30V33H226ZM246 31H247V30H246ZM250 31H251V30H250ZM43 32H46V31H43ZM43 32H42V33H43ZM63 32H61V34H62ZM65 32H66V31H65ZM176 32H177V31H176ZM190 32H191V31H190ZM190 32H187V33H190ZM211 32H212V31H211ZM231 32H232V31L230 30V33H231ZM238 32H239V31H238ZM255 32H256V33H255ZM49 33H50V31H49ZM55 33L53 32L52 34H55ZM84 33H83V34H84ZM174 33H175V32H174ZM174 33H173V34H174ZM181 33H182V32H181ZM184 33H185V30H184ZM187 33H186V34H187ZM199 33H202V31H200ZM199 33H198V34H199ZM206 33L209 34V32H206ZM206 33H205V35L203 34L204 37L208 36V35H206ZM212 33H213V32H212ZM223 33L221 32V34H219V35H221L220 38H222V36H223L222 34H223ZM230 33H229V31H228V32L226 33V34H227L226 36H228ZM235 33L238 34L237 32H235ZM244 33H242V35H243ZM249 33H250V32H249ZM261 33L264 34V31H263V32L261 31ZM52 34H51L50 36H52ZM57 34H58V33H57ZM63 34H64V33H63ZM66 34H67V35H66ZM83 34H82V35H83ZM86 34H84V35H86ZM88 34H87V35H88ZM93 34H94V33H93ZM93 34H92V37L94 36ZM178 34H179V32L176 34V39L181 37V35H180V37H177ZM191 34H192V35H191ZM191 34H190V37H189V38H190V40H193V37H192V39H191V36H193L194 33H191ZM232 34H233V33H232ZM236 34H235V35H236ZM239 34H240V33H239ZM250 34H251V33H250ZM250 34H249V35H250ZM48 35H49V34H48ZM82 35H81V36H82ZM87 35H86V38L89 36V35H88V36H87ZM174 35H175V34H174ZM201 35H202V34H201ZM210 35H213V34H209V36H210ZM216 35H217V34H216ZM219 35L217 36V37H218L217 39H216L215 37L213 38V37H211V36H210L211 38H209V36H208V38H209L208 40L211 41V43H210V41H205L207 37L205 38V40H203V39H202L203 37L200 38V36L198 37V35L196 36V34H195L196 38L198 37V38L200 39V41H203V43H202V44L199 43V42H198L199 39H198V40L195 39V41L197 40L196 42H198V43L200 44V47H201V48H202V45L204 44V41L207 42V43L209 42L208 45H209V44H211V45L215 44V45H217V47L219 48V46H218L219 43L221 42V43L223 44V42H225V39H223L224 41H222V39H221V41H218V40H220V39H219ZM235 35H234V36H235ZM58 36H59V35H58ZM58 36H57V37H58ZM65 36H64L63 38H61L63 41L66 40V39L64 40ZM178 36H179V35H178ZM187 36H188V35H187ZM226 36L224 35L225 38H226ZM246 36H247V35H246ZM253 36H252V37H253ZM258 36H259V35H258ZM260 36H261V35H260ZM41 37H42V39H41ZM47 37H48V36H46V38H45L46 40L48 39ZM55 37H56V36H55ZM61 37H62V36H61ZM229 37L231 38L232 36H229ZM237 37L239 38V37H242V36H241V35H240V36L236 35L235 38L233 37L234 40H235V39L238 40ZM243 37H244V35H243ZM243 37H242L240 40H243ZM50 38H51V37H50ZM50 38H49V39H50ZM90 38H91V37H89V38H87V39L89 40ZM181 38H182V37H181ZM194 38H195V37H194ZM249 38H250V36H249ZM256 38H257V37H256ZM40 39H41V40H40ZM45 39H43V40H45ZM72 39H71V41H68V42H67V40H66V42H67L66 45H67V46L69 45V48H70V43L73 42ZM79 39H81V40H79ZM211 39H214V40H211ZM245 39H247V38L244 37V40H245ZM55 40H58V39H55ZM62 40H61V41H62ZM68 40H70V39H68ZM85 40H86V39H85ZM85 40H84V41H85ZM91 40H92V38L90 39V41H91ZM180 40H181V39H180ZM229 40H230V39H229ZM234 40L230 41V42L233 43V45H232V44H231V45H232V46H235L234 43H235L236 45H237V44L239 45V42H238V41H237V42H234ZM244 40H243V41H244ZM248 40H249V39H248ZM248 40H247V41H248ZM250 40L252 41L253 38H250ZM250 40H249V41H250ZM50 41H51V40H50ZM52 41H53V40H52ZM52 41H51V42H52ZM59 41H60V40H58V41H56V42H59ZM78 41H77V42H78ZM84 41H82V42H84ZM90 41H89V44H90ZM168 41H169V40H168ZM177 41H178V40H177ZM182 41H183V40H182ZM195 41H193V42H195ZM213 41H214V43H213ZM215 41H216V43H215ZM226 41H227V40H226ZM253 41H254V40H253ZM259 41H260V40H259ZM41 42H42V41H41ZM87 42H88V41H87ZM91 42H92V41H91ZM171 42H173V41H171ZM179 42H180V41H179ZM187 42H188V41H187ZM190 42H191V41H190ZM196 42H195V43H196ZM218 42H219V43H218ZM230 42H229V43H230ZM245 42H246V41H245ZM262 42H263V41H262ZM38 43H37V44H38ZM44 43L47 44V41H45ZM64 43H65V42H64ZM64 43H63V45H64ZM68 43H69V44H68ZM79 43H81V42H79ZM79 43H78V44H79ZM85 43H86V42H85ZM85 43H84V45H85ZM195 43H193V45H195ZM198 43H197L196 45H198ZM221 43H220V45H221ZM226 43H227V42H226ZM257 43H258V42H257ZM37 44H36V45H37ZM48 44H49V43H48ZM51 44H52V43H51ZM51 44H50V45H51ZM61 44H62V43H61ZM75 44H76V43L73 42V43L71 44V46H72V45L75 46ZM174 44H175V43H174ZM185 44H186V43H185ZM189 44H190V43H189ZM227 44H228V43H227ZM246 44H247V42H246ZM246 44H245L244 46H246ZM251 44H252V43H251ZM254 44H255V41H254V43H253L252 46H254ZM261 44H262V43H261ZM42 45H43V44H42ZM59 45H60V44H59ZM59 45H58V46H59ZM63 45H62V46H63ZM76 45H77V44H76ZM86 45H87V43H86ZM169 45H170V44H169ZM172 45H173V44H172ZM172 45L170 46V47H171V51H170V52L167 51L168 54H169V53L171 54V52H172ZM181 45H182V46H178V48H182V47H184V45H183L182 42H181ZM193 45H189V46L194 47V48H195V51H197V47H195V46H193ZM204 45H205V44H204ZM204 45H203V46H204ZM206 45H207V44H206ZM206 45H205V46H206ZM208 45H207V46H208ZM215 45H213V46H215ZM223 45L226 46L225 44H223ZM255 45H256V44H255ZM39 46L41 47V44H40V43H39ZM56 46H57V43H56ZM56 46L54 45V47H56ZM58 46H57V48H58ZM62 46H61V48H62ZM80 46H81V45H80ZM80 46H79L78 50L80 49ZM82 46H83V44H82ZM91 46H93V45L91 44L90 47H91ZM174 46L177 47V45H174ZM174 46H173V47H174ZM187 46H188V44H187ZM205 46H204V47H205ZM209 46H210V45H209ZM227 46H228V45H227ZM240 46H241V45H240ZM252 46L250 45L251 48H252ZM258 46H259V44H258ZM260 46H261V45H260ZM35 47H36V46H35ZM54 47L51 46V48H49V49H52V48L54 49ZM77 47H78V46H76L74 50H73L74 47H71V50L74 51V52H76V51H77V50H76ZM192 47H191V48H192ZM198 47H199V46H198ZM200 47H199V50H202L203 48L200 49ZM236 47H237V46L232 47V49L235 48L234 50H237V53L239 52V54H241V52H243V51H241V52L238 51V49H236ZM238 47H239V46H238ZM238 47H237V48H238ZM241 47H242V46H241ZM248 47H249V45H248ZM248 47H247V48H248ZM59 48H60V47H59ZM61 48H60V50H62L64 47H63L62 49H61ZM69 48L67 47L68 51L70 50ZM86 48H87V47H86ZM164 48H165V47H164ZM174 48H175V47H174ZM178 48H176V49H178ZM184 48H185V47H184ZM184 48H182V50H183ZM188 48H189V47H188ZM188 48H187V50H188ZM209 48H210V47H209ZM209 48H208V50H207V48L205 49L207 52L203 49V51H205V53H206V54H205L206 56H207V54H209V56H210V54L213 53V52H214V54H215V51H216L215 49L218 50V48H216V46H215L214 49H212L213 47L210 48V50L213 51V52L208 53ZM221 48H223V47H220L219 50H220ZM46 49H48V48H46ZM67 49H66V50L63 49V51H61V52H59V53H62V52H63V53H64L63 56H65V55L67 56V54L69 55ZM92 49H94V48L92 47V48L89 49V50L92 51ZM165 49H166V48H165ZM227 49H229V48H227ZM239 49H240V48H239ZM253 49H254V48H253ZM24 50H25V51H24ZM37 50H39V49H37ZM41 50H42V49H41ZM41 50L39 51V53H41ZM54 50H55L57 53H58V51H59V50H56V49H54ZM64 50L67 51V52H64ZM71 50H70L69 52H71V54L74 53V52H72ZM80 50H81V49H80ZM80 50H79V52H80ZM84 50H85V49H82L80 53H86V52H87L86 54H89L90 51H89L88 49H87V50H88L89 52H88L87 50H85V51H84ZM173 50H175V49H173ZM179 50H181V49H179ZM179 50H178V51H179ZM187 50L184 49V52L186 51V53H188ZM189 50H190V49H189ZM191 50H193V49H191ZM219 50H218V53H217V51H216V53H217V55H219V57H221L220 54L223 53V52H222L223 49H222L221 52H220ZM229 50H230V49H229ZM245 50H246V48H245ZM245 50H244V51H245ZM247 50H248V49H247ZM247 50H246V51H247ZM249 50H250V49H249ZM249 50H248V51H249ZM46 51H48V50H46ZM49 51H50V53H49V52H48V53H49V55H51V54H52V53H51L52 51H51V50H49ZM55 51H53V52H55ZM83 51H84V52H83ZM93 51H94V50H93ZM176 51H177V50H176ZM176 51L172 52V54H173V53L175 54L174 57H175L176 54L178 53V52L176 53ZM224 51H225V50H224ZM259 51H260V50H259ZM259 51H258V53H259ZM36 52H37V51H35V53H36ZM56 52H55V53H56ZM79 52H78L79 55H78V54L75 55L77 52L74 53V55L77 56V58H78L79 56H81ZM165 52H166V51H165ZM180 52H181V51H180ZM200 52H201V51H200ZM230 52H231V50H230ZM39 53H37L38 56H39V57H42V58L44 59V57H43L42 55H43V53H44V55L46 54L45 51H43V53H41L42 55H41V54L39 55ZM66 53H67V54H66ZM158 53H159V54L161 53V49H160V51H158ZM158 53H157V54H158ZM163 53H164V51H163ZM181 53H182V52H181ZM186 53H184V54H186ZM189 53H190V52H189ZM193 53H194V52H193ZM196 53H197V52H196ZM202 53H203V52H202ZM237 53H236V56H237ZM245 53H246V52H245ZM71 54H70V58H71L72 55H73V54H72V55H71ZM86 54H85V55H86ZM164 54H165V53H164ZM184 54L182 53V55H184ZM214 54H213V55H214ZM224 54H225V56H226V53H223V54H221L222 57H223ZM247 54H249V53H247ZM22 55H24V56H22ZM29 55H31V53H30ZM53 55H54V54H53ZM57 55L62 57L61 54H57ZM82 55H83V54H82ZM85 55H83V56H85ZM187 55H188V54H187ZM191 55H192V54H191ZM194 55H195V54H193V56H194ZM203 55H204V54H203ZM215 55H216V54H215ZM227 55H228V54H227ZM233 55H234V54H233ZM243 55H244V53H243ZM21 56H22V57H21ZM32 56H34V57H33V59H34L36 55L32 54ZM54 56H55V55H54ZM58 56H57V59L60 58V57H58ZM66 56H65V58H66ZM75 56H73V61H75V59H77V58H74ZM86 56L88 57L89 55H86ZM177 56L180 57L181 55H178V54H177ZM196 56H197V55H196ZM200 56H201V55H200ZM206 56H205V57H206ZM209 56H207V57H209ZM225 56H224V57H225ZM241 56H242V55H241ZM244 56H245V55H244ZM244 56L242 57V59L244 58ZM246 56H247V55H246ZM51 57H53V56H51ZM68 57H69V56H68ZM68 57H67L66 59H67L68 61H69V60L71 61V62H70V61L68 62V65H69V63H70L71 66H74V65L79 66V65H80L79 62H81L80 60H81L82 58H84V60L86 59V57H82L81 59H77V60H79V61L77 62V63H79V65H78L77 63H75V62H74V65H73V64H72V62H73V61H72V58H71V59H68ZM207 57H206V58H207ZM217 57H218V56H217ZM231 57H232V56H231ZM234 57H235V56H234ZM49 58H50V56H49ZM53 58H55V57H53ZM79 58H80V57H79ZM90 58H91V57H90ZM90 58H87V59H90ZM157 58H158V57H157ZM192 58H193V57H192ZM192 58H191V56H190V58H189V56L186 57V55H185V57L181 56V60H182V59H188V62H183V63H187V64L191 61L190 59H192ZM202 58H204V57H202ZM232 58H233V57H232ZM236 58H237V57H236ZM238 58H239V57H238ZM238 58H237V59H238ZM4 59H5V60H4ZM14 59H12V60L14 61ZM37 59L40 60V58H38V57H37ZM37 59L35 58V61H37ZM46 59H47V56L45 57V60H46ZM61 59H62V58H61ZM87 59H86V60H87ZM158 59H159V60H156V61H161L160 58H158ZM174 59H177V60H175V61H181L180 58L178 59L177 57L174 58ZM199 59H200V58H199ZM239 59H240V58H239ZM7 60H8V58H7ZM12 60H11V61H12ZM39 60H38V61H39ZM54 60H56V59H54ZM54 60H53V61H54ZM58 60H59V59H58ZM67 60H66V61H67ZM162 60H163V59H162ZM169 60H170V59H169ZM169 60H165L164 62L169 61ZM194 60H195V58H194ZM194 60L192 59V61H193L192 64H194ZM217 60L219 61V59H217ZM227 60H228V59H227ZM231 60H232V59H231ZM2 61H3V63H1ZM20 61H19V62H20ZM35 61H34V62H35ZM42 61H43V60H42ZM61 61H62V60H60L59 63H60ZM63 61H64V59H63ZM63 61H62V62H63ZM66 61H65V62H66ZM196 61H197V60H196ZM218 61H217V64H223V63H219ZM220 61H224V60H222V58H221ZM234 61H236V60H234ZM234 61H232V62H234ZM240 61H243V60H240ZM240 61H239V62H240ZM15 62H16V60H15ZM34 62H33V63H34ZM39 62H40V61H39ZM50 62H51V61H49V63H50ZM55 62L58 63L57 61H55ZM91 62H92V60H91ZM213 62H214V61H213ZM213 62H212V63H213ZM215 62H216V61H215ZM215 62H214L212 65H215V64H216ZM237 62H238V61H237ZM10 63H12V62H10ZM16 63H18V62H16ZM16 63H15V64H16ZM21 63H22V62H21ZM40 63H41V62H40ZM47 63H48V62H47ZM56 63H54V65H52L54 68H55ZM63 63H64V62H63ZM81 63H82V62H81ZM83 63H85V62H83ZM89 63H90V61H89ZM89 63H88V64H89ZM176 63H177V62H176ZM224 63H225V62H224ZM235 63H236V62H235ZM261 63H263V62L261 61ZM4 64H5V63H4ZM7 64H8V63H7ZM19 64H20V63H18V65H19ZM34 64H36V63H34ZM34 64H33V65H34ZM42 64H43V62H42ZM42 64H40V65H42ZM60 64H61V63H60ZM162 64H163V63H162ZM169 64H170V63H169ZM181 64H182V63L179 64V67H180V68H183V71H184V70H185V67H184L185 64H184V65L182 64L183 67L181 66ZM190 64H191V63H190ZM192 64H191V65L188 64V66H192ZM196 64H197V63H196ZM210 64H211V63H210ZM12 65H13V64H12ZM23 65H25V67H26V64H22V66H23ZM30 65L32 66V68H35V67H36L35 69L37 70V73L39 74L38 69H37L38 64H37V66L34 65L35 67H34L32 64H30ZM30 65L27 66V67H28V68L30 67V69H31V66H30ZM61 65H62V64H61ZM61 65H57V66H61ZM149 65H150V64H149ZM173 65H174V64H173ZM173 65H172V66H173ZM175 65H176V64H175ZM204 65H205V64H204ZM228 65H232V63H231V64H228ZM228 65H227V66H228ZM243 65H244V64H243ZM0 66H1V70L4 71V70H3L4 66H3V67H2V65H0ZM10 66H11V65H10ZM14 66H15V65H14ZM16 66H17V65H16ZM46 66H47V65H46ZM63 66H64V65H63ZM82 66H83V65H82ZM177 66H178V65H177ZM188 66H187V67H188ZM202 66H203V64H202ZM210 66H211V65H210ZM215 66H216V65H215ZM219 66H220V65H219ZM227 66L224 65L223 67H222V66H220V67L222 68V71H223L224 68H225V70L227 69ZM235 66H236V64H234V66H232V68L234 69ZM7 67H8V66H7ZM18 67H19V66H18ZM18 67H17L18 70L21 69V68H18ZM20 67H21V66H20ZM25 67H23V68H24V69H23L24 71H26V69H27V68L25 69ZM43 67H44V65H43ZM50 67H51V65H50ZM179 67H177L176 70H177ZM192 67L196 68L195 65L192 66ZM8 68L10 69V67H8ZM11 68L13 69V66H12ZM38 68H39V67H38ZM44 68L46 69V67H44ZM44 68L42 69L43 71H45ZM56 68H57V67H56ZM56 68L54 69V72H53V70H52V73H56V72H55ZM74 68H75V67H74ZM155 68H157V70L160 69V72H162V71H161L162 67H161V68H158V67H155V66H154L153 69H155ZM168 68H169V67H168ZM168 68H166V70H167ZM188 68H189V67H188ZM188 68H187V70H188ZM221 68H220V69H221ZM232 68H230V69H232ZM235 68H236V67H235ZM248 68H249V66H248ZM248 68H246V69H247V70H250V69L252 70V68H249V69H248ZM17 69H16V70H17ZM30 69H29V70H30ZM51 69H53V68H51ZM163 69H164V68H163ZM196 69H199V67H197ZM208 69H209V67H208ZM215 69H217V68H215ZM215 69H214V71H215ZM220 69H219V70H220ZM237 69H238V68H237ZM257 69H258V67H257ZM31 70H32V69H31ZM42 70H41V71H42ZM82 70H83V69H82ZM129 70H130V69H129ZM166 70H165V71H166ZM169 70H170V68H169ZM171 70H173V69H171ZM174 70H175V68H174ZM187 70H186V71H187ZM225 70H224V71H225ZM234 70H236V69H234ZM234 70H233V71L229 70V71L232 72V73H231V72H229V73H231V74L233 75V76L231 77L232 80H233V78L236 76L235 74H233ZM6 71H7V70H6ZM46 71H47V70H46ZM46 71H45V72H46ZM99 71H100V70H99ZM155 71H156V69H155L153 72H155ZM183 71H182V73H183ZM199 71H200V70H199ZM202 71H204V70H202ZM205 71H207V69H206ZM208 71H209V70H208ZM208 71H207V73H208V76H209L210 74H209ZM217 71H218V69H217ZM217 71H215V74H216V75L213 73V70L210 71V72H212V73L214 74V75H211V78H212L213 76H214L215 78H216V76H218L217 73H216ZM220 71H221V70H220ZM220 71H219V74H220ZM222 71H221V73H222ZM236 71H237V70H236ZM240 71H241V70H240ZM244 71H245V70H242L240 73L242 74ZM21 72H23V71H21ZM153 72H152V73H153ZM157 72H159V70L156 71V74H157V75L159 74V75H158L159 78H158V77H157V78H158L159 80H161V79H160V77H161V76H160V73H157ZM170 72H171V71H170ZM170 72H169V73H170ZM184 72H185V71H184ZM187 72H188V71H187ZM187 72H186V73H187ZM190 72H191V71L189 70V74H190ZM195 72H197V70H195ZM227 72H228V70H227ZM227 72H226V74L224 73V76L226 75V77H227V74L230 75V74L227 73ZM253 72H254V71H253ZM2 73H3V72H2ZM4 73H5V72H4ZM9 73H10V72H9ZM11 73H12V72H11ZM17 73H18V72H17ZM27 73H28V71H26V77H28V76H27ZM92 73H93V72H92ZM98 73H99V72H98ZM100 73H103V72H100ZM130 73H131V71H130ZM165 73H167V72H165ZM174 73H175V71H174ZM179 73H181V71H179ZM192 73H193V72H192ZM192 73H191V74H192ZM198 73H201V71L198 72ZM207 73L204 72L203 75H205V74H207ZM245 73H250V74H251L252 72H249V71L246 72V71H245ZM0 74H1V73H0ZM7 74H8V73H7ZM19 74H20V72H19ZM31 74H32V73H31ZM33 74H34V73H33ZM38 74H37V75H38ZM45 74H46V73H45ZM47 74H48V73H47ZM73 74H74V73H73ZM88 74H89V73H88ZM176 74H177V73H176ZM176 74H175V75H176ZM184 74H185V73H184ZM2 75H3V74H2ZM9 75H10V74H9ZM12 75H13V74H12ZM12 75H10V77H12ZM14 75H15V74H14ZM21 75H23V74L21 73ZM24 75H25V74H24ZM51 75H52V74H51ZM53 75H54V74H53ZM96 75H97V74H96ZM142 75H143V74H142ZM163 75H164V74H163ZM169 75H170V74H169ZM169 75H168V76H169ZM172 75H173V74H172ZM185 75H187V74H185ZM192 75H193V74H192ZM203 75H202V76H203ZM234 75H235V76H234ZM246 75H247V78H248V77H249V76H248L249 74H246ZM255 75H256V73H255ZM0 76H1V75H0ZM3 76H5V75H3ZM6 76H7V75H6ZM16 76H18V75L16 74ZM32 76H33V75H32ZM32 76H31V77H32ZM34 76H35V75H34ZM39 76L41 77V75H39ZM57 76H58V75H57ZM57 76H56V78H57ZM59 76H60V75H59ZM61 76H62V75H61ZM84 76H85V75H84ZM86 76H87V75H86ZM86 76H85V77H86ZM100 76H101V74H100ZM107 76H108V75H107ZM154 76H155V74L153 73L152 78H154ZM165 76H166V75H165ZM165 76H163V77L166 78ZM180 76H182V75H180ZM180 76H178V77H179V79L181 80V77H180ZM190 76H191V75H190ZM193 76H196V75H193ZM198 76H200V75L198 74L197 77H198ZM241 76H242V75H241ZM252 76H254V75L252 74ZM256 76H257V75H256ZM258 76H260V75H258ZM1 77H2V76H1ZM24 77H25V76H24ZM24 77L21 76V78H24ZM42 77H43V75H42ZM45 77H46V75H45ZM64 77H65V75H64ZM90 77H91V76H90ZM171 77H172V76H171ZM171 77H170V78H171ZM175 77L177 78V76H175ZM243 77H245V76H243ZM4 78H5V77H4ZM28 78L30 79V76H29ZM46 78L48 79V77H46ZM46 78H45V79H46ZM59 78H60V77H59ZM87 78H88V77H87ZM96 78H97V77H96ZM140 78H141V77H140ZM149 78H151V77H149ZM157 78H156V79H157ZM161 78H162V77H161ZM168 78H169V77H168ZM211 78H210V79H211ZM215 78H214V79H215ZM217 78H219V77H217ZM221 78L223 79L224 77L222 76ZM235 78H236V77H235ZM241 78H242V77H241ZM251 78H252V77H250V79H251ZM258 78H260V77H258ZM6 79H7V78H6ZM16 79H17V78H16ZM16 79H15V80H16ZM42 79H44V78H42ZM47 79H46L45 81H47ZM63 79H64V78H63ZM63 79H62V80H63ZM71 79H72V78H71ZM71 79H70V80H71ZM77 79H79V78H77ZM92 79H93V78H92ZM127 79H128V78H127ZM154 79H155V78H154ZM156 79H155V82H156L155 84H157L156 86H158L156 89H159V85H160L161 82L159 81V85H158V82L156 81ZM158 79H157V80H158ZM173 79H174V77H173ZM177 79H178V78H177ZM210 79L207 80V81H210ZM212 79H213V78H212ZM212 79H211V80H212ZM225 79H226V78H225ZM225 79H223V80H225ZM229 79H230V78H229ZM229 79H228V80H229ZM242 79H243V78H242ZM255 79H257V77H255ZM261 79H262V78L258 79V81H257L258 84H257L256 80L254 81L255 84H257L258 87L261 86V85H259V83L264 82V81L260 82ZM3 80L5 81V79H3ZM26 80H28V79H26ZM26 80H25V81H26ZM40 80H41V78H39V81H38V82H40ZM49 80H50V79H49ZM57 80H58V78H57ZM73 80H74V77H73ZM73 80H71V81H73ZM79 80H80V79H79ZM79 80H78V81H79ZM93 80H94V79H93ZM95 80H97V79H95ZM162 80H168V79H162ZM175 80H176V79H175ZM180 80H179V81H180ZM199 80H200V79H199ZM199 80H198V81H199ZM226 80H227V79H226ZM226 80H225V81H226ZM228 80H227V83H228ZM232 80H230V81L232 82ZM236 80H237V79H236ZM246 80H247V79H246ZM248 80H249V79H248ZM4 81H3V82H4ZM19 81H20V79H19L17 82H15V83H18ZM45 81H44V83H45ZM59 81H61V80H59ZM64 81H65V80H64ZM91 81H92V80H91ZM116 81H117V80H116ZM124 81H126V79H125ZM150 81H151V80H150ZM169 81H170V80H169ZM169 81H168V82H169ZM203 81H204V80H203ZM214 81H215V80H214ZM218 81H219V80H218ZM225 81H223V82L219 81L218 84L221 85V83H224ZM240 81H241V80H240ZM240 81H238V82H240ZM251 81H253V79H252ZM251 81H249V82L252 83ZM1 82H2V81H1ZM10 82H11V81H10ZM35 82H36V81H35ZM141 82H142V81H141V79H140L139 83H141ZM163 82H164V81H163ZM163 82H162V83H163ZM168 82H167V84H168ZM170 82H171V81H170ZM170 82H169V84H170ZM176 82H177V80H176ZM176 82H175V83H176ZM204 82H205L206 84H208V82H206V81H204ZM210 82H211V81H210ZM220 82H221V83H220ZM238 82H236V83L238 84ZM241 82H242V81H241ZM241 82H240V84H241ZM247 82H248V81H247ZM6 83H7V82H6ZM6 83H5V84H6ZM11 83H12V82H11ZM13 83H14V81H13ZM21 83H22V81H21ZM21 83H20V84H21ZM33 83H34V82H33ZM36 83H37V82H36ZM71 83H72V82H71ZM71 83H70V84H71ZM73 83H74V82H73ZM91 83H92V82H91ZM94 83H95V82H94ZM126 83L129 84V83H132V82H126ZM143 83H144V82H142L141 85H143ZM145 83H148V82H145ZM153 83H154V81H153ZM173 83H174V82H173ZM212 83H213V82H212ZM227 83L225 82V84H227ZM233 83H234L235 85H237V84L235 83V81H234ZM3 84H4V83H3ZM9 84H10V83H9ZM23 84H24V83H23ZM26 84H27V83H26ZM39 84H40V83H39ZM41 84H42V82H41ZM41 84H40V86H41ZM47 84H48V83H47ZM49 84H51V83H49ZM52 84H53V83H52ZM85 84H86V83H85ZM122 84L125 85V83H121V85H122ZM136 84H137V83H136ZM136 84H135V85H136ZM167 84H166V85H167ZM169 84H168V85H169ZM209 84H211V83H209ZM218 84L215 83L214 85L216 86V85H218ZM229 84H230V83H229ZM240 84H239V85H240ZM247 84H248L249 87H250L253 83H252L251 85H250L249 83H247ZM17 85H18V84H17ZM33 85H36V84H33ZM33 85H32V86H33ZM107 85H108V84H107ZM109 85H111V84H109ZM112 85H113V84H112ZM112 85H111V86H112ZM116 85H117V84H116ZM121 85H117L116 87L118 88V87H120ZM135 85H134V86H135ZM139 85H140V84H139ZM141 85H140V87H143V86H141ZM146 85H147V84H146ZM148 85H149V84H148ZM153 85H154V84H153ZM161 85H162V84H161ZM168 85H167V86H168ZM170 85H172V84H170ZM180 85H181V84H180ZM180 85H179V86H180ZM187 85H188V84H187ZM214 85H213V86H214ZM220 85H218L219 89H221ZM253 85H254V84H253ZM0 86H1V84H0ZM13 86H14V88L12 87V89H14V91H15V89H16V92H17L18 89L15 87V85H13ZM37 86H38V85H37ZM43 86H44V85H43ZM46 86H47V85H46ZM54 86H55V85H54ZM72 86H73V85H72ZM134 86H133L134 89H138V88H139V86H136V87H138V88H135ZM144 86H145V85H144ZM163 86H165V85H163ZM179 86H178V87H179ZM185 86H186V85H185ZM188 86H189V85H188ZM188 86H187V87H188ZM222 86H224V85L222 84ZM225 86H226V85H225ZM240 86H241V85H240ZM240 86H239V87H240ZM255 86H256V85H255ZM263 86H264V83H263ZM2 87H3V86H2ZM4 87H5V85H4ZM7 87H8V84H7ZM26 87H27V86H26ZM33 87H34V86H33ZM44 87H45V86H44ZM90 87H91V86H90ZM114 87H115V86H114ZM123 87H124V86H122V88H123ZM149 87H150V86H149ZM172 87H173V85H172ZM174 87H175V86H174ZM174 87H173V88H174ZM183 87H184V86H183ZM187 87H186V88H187ZM190 87H191V86H190ZM200 87H201V86H200ZM200 87H199V90H198L199 92H200ZM204 87H205V86H204ZM209 87H210V86H209ZM209 87H208V90H207L206 94H207L209 91H211L212 89H213V90H216V89H215L216 87L214 88V87L211 86L210 90H209ZM228 87H229V85H228ZM228 87H227V89H228ZM235 87H236V86H235ZM237 87H238V86H237ZM237 87H236V88H237ZM245 87H246V86H245ZM245 87H244V88H245ZM8 88L10 89V87H8ZM39 88H40V87H38V89H39ZM41 88H42V87H41ZM49 88H51V87H49ZM49 88H48V89H49ZM61 88H63V87H61ZM91 88H92V87H91ZM91 88H90V89H91ZM108 88H111V87H108ZM144 88H145V87H144ZM150 88H151V87H150ZM153 88H155V87H153ZM153 88H152V89H153ZM161 88H163V87L161 86ZM161 88H160V90H157V91H159L160 93H161ZM165 88H166V87H165ZM175 88H176V87H175ZM188 88H189V87H188ZM229 88H231V87H229ZM232 88H234V87H232ZM247 88H248V86H247ZM247 88H246V89H247ZM252 88L254 89V92H255V91L258 92V91L261 90V88H257V89H258V91H257V89L255 90V87H253V86L251 87V89H252ZM262 88H263V87H262ZM3 89H4V88H3ZM12 89H11V90H12ZM20 89H21V88H20ZM20 89H19V90H20ZM23 89H24V88H23ZM31 89H32V88H31ZM42 89H43V88H42ZM68 89H69V88H68ZM90 89H89V90H90ZM93 89H94V88H93ZM96 89H97V87H96ZM112 89H114V88L112 87ZM147 89H148V86H147ZM176 89H178V88H176ZM176 89H175V90H176ZM190 89H192V87H191ZM196 89H197V88H196ZM201 89L203 90V92H205L204 89H207V87L203 88V86H202ZM227 89H226V91L229 90V89H228V90H227ZM11 90H10V91H11ZM28 90H29V89H28ZM33 90H34V89H33ZM53 90H54V89H53ZM61 90H62V89H61ZM75 90H76V89H75ZM119 90H120V89H118V91L115 92V93L109 91V93H108L107 95H106L105 93L103 94V93L100 92L102 95H100L99 97H97L96 95L93 96V94H89V95L87 96V95H86L87 93H86L85 95H83V97H82V94H81V96H78V97H77V96H75V97H66V94H67L68 92H67L66 94H63V96H61V94L58 95V94L55 93V95H54L53 93H51V92L48 91L49 93L53 94L52 96H49L50 94H49V95L46 94V89H45V91H44V89H43L42 91H44L45 94L48 95V96H45V97H44V96H40V95H39L40 97H38L37 95H36V96H35V95H31L30 93H27V92L23 93V92H22L23 90H21V93H19L20 91L18 92V93H19V94H18L19 97H17V94H16V95L13 94V95H11L10 98L13 99V97H14V101H15V99H18V102H19L20 100H22V104H23V105H22V104H21V105H22V107H23V110H22L21 112L24 111V114H25V115H26V114H31V113H32V110H34L33 113L36 115V117H35V118H36V121H34V120H33V121L35 122V124H39V122L41 123V121H42V125H43L44 121L46 120V123H47L48 121H55L56 124H57V123H59V124H65V126H66L67 123H68V126H66V127H69L70 124H71V123H69L70 121H73V122H74L75 120H78V121H79V123H78L79 130H76V134H75L76 136L74 135L75 137H77V138H81V137H80V136H81V127H82V128H83V127H86V129H88L87 127H89V128H93V129L91 130L92 132H94V133H98V134H102L101 136H103L104 133H106V134L109 135V138H110L111 135H110L109 133H112V131H113L114 129H116V127L119 128L118 126H120V125H119L120 123L116 125V122H115L116 119H115V117H116V116H119V114L123 113V111H125L126 109L129 110V106H132V102H133V101H132V98H133V97H131V93H130V91H129V92H125V91H126V90H125V91H124V92H125V95H124L125 97H124L122 94H120V97H119V95H117V94H119V92H120ZM128 90H129V89H128ZM139 90H140V88H139ZM139 90H138V91H137V90H136V91H133V92H138V94L135 93L136 97H137V95L140 96V95H139ZM148 90H149V89H148ZM148 90H147V91H148ZM165 90H167V88H166ZM175 90H174V91H175ZM202 90H201V91H202ZM224 90H225V89H222L221 91H224ZM230 90H231V89H230ZM240 90H241V89H240ZM242 90H243V89H242ZM262 90L264 91V88H263ZM3 91H4V90H3ZM12 91H13V90H12ZM31 91H32V90H31ZM31 91H30V92H31ZM39 91H40V90H39ZM58 91H59V90H58ZM83 91H85V90H83ZM91 91H92V90H91ZM105 91H106V90H105ZM105 91H104V92H105ZM112 91H113V90H112ZM115 91H116V89H115ZM142 91H144V90H142ZM168 91H169V86H168ZM168 91H166V92H168ZM172 91H173V89H172ZM174 91H173V92H174ZM179 91H180V90L178 89V92H179ZM217 91H218V89H217L216 91H214V92H215L216 94L219 92V94H217V95L219 96V95L221 94V92H220V91L217 92ZM226 91H225V92H226ZM231 91H232V90H231ZM243 91H244V90H243ZM247 91H249V90L247 89ZM247 91H246V92H247ZM40 92H41V91H40ZM53 92H55V90H54ZM65 92H66V91H65ZM73 92H74V90H73ZM81 92H82V91H81ZM97 92H98V91H97ZM124 92H123V94H124ZM145 92H146V90H145ZM145 92H144V93H145ZM162 92H163V90H162ZM170 92H171V91H170ZM176 92H177V90H176ZM182 92H184V91H182ZM182 92H180V95L178 96V98H180V99H183V98H184V96L181 95ZM194 92H195V94H194ZM199 92H197V90H194V89H193V91L191 90V93H193L192 95H194V97H195V95H197V96H196L197 98L200 97V96H198V95H199L201 92H200V93H199ZM203 92H202V93H203ZM211 92H212V91H211ZM225 92H223V94H226V93H228L229 91L226 92V93H225ZM236 92H237V91H236ZM236 92H235V93H236ZM246 92H245V93H246ZM31 93H32V92H31ZM62 93H64L63 90H62ZM91 93H92V92H91ZM142 93H143V92H142ZM150 93H151V92H150ZM150 93H149V94H150ZM160 93H158V94L160 95ZM163 93H164V92H163ZM163 93H161V96H159V97H162V94H163ZM168 93H169V92H168ZM197 93H199V94H197ZM215 93H212V94H214L213 96H215L216 99H218L219 97H218ZM251 93H252V92H251ZM258 93H259V92H258ZM70 94H71V96H72V92H71ZM70 94H69V95H70ZM140 94H141V93H140ZM151 94H152V93H151ZM158 94H157V95H158ZM169 94L171 95V93H169ZM173 94L175 95V93H173ZM177 94H178V93H177ZM182 94H187V93L185 92V93H182ZM206 94H205V95H206ZM228 94H230V93H228ZM228 94H226V95H228ZM242 94H244V93L242 92ZM253 94H254V93H253ZM253 94H249V95L247 94V95H248V97H251ZM78 95H79V93H78ZM142 95H144L143 98L145 97V98L148 99V97H147L148 95H147V94H146L147 96H145V94H142ZM142 95L140 96V99H139V98H136L137 100H141L140 103L143 101V100H142L143 98L141 99ZM201 95H202V94H201ZM208 95H211V93L209 92ZM208 95H207V97H208ZM226 95L223 96V97H225V98H223L222 95H221L220 98L224 99V101H225V100H228L229 97H230L232 94L229 95V96L227 97V99H226ZM234 95H235V94H234ZM247 95H246V96H247ZM254 95H255V94H254ZM1 96H2V93H1ZM9 96H10V95H9ZM132 96H133V95H132ZM155 96H156V94H155ZM155 96H154V98H155ZM180 96H182L183 98H181ZM237 96H239V95L237 94ZM246 96H245V99H246ZM256 96H257V95H256ZM260 96H261V94H260ZM260 96H259V97H260ZM152 97H153V96H152ZM157 97H158V96H157ZM164 97H165V94H164ZM174 97H176V96H174ZM187 97H189V94L186 95V99L188 100L190 97H189V98H187ZM191 97H192V96H191ZM201 97H202V96H201ZM201 97H200V98H201ZM204 97H205V96H204V94H203V97H202L201 99L206 100ZM210 97H211V96H210ZM231 97H233V96H231ZM242 97H243V96H242ZM248 97H247V98H248ZM254 97H255V96H254ZM261 97H264V96H261ZM261 97H260V99H262ZM0 98H1V97H0ZM2 98H3V97H2ZM150 98H151V96L149 97V100H150ZM170 98H171V97H170ZM172 98H173V97H172ZM178 98H176V99H178ZM192 98H193V97H192ZM200 98H199L198 100H197V99H194V98H193V99H194V101H195V100L200 101V100H201ZM211 98H212V97H211ZM220 98H219V99H220ZM239 98H240V97H239ZM239 98L237 99V101L240 102L242 105H241V104L239 105L238 103H236L239 107L237 106L238 108H236L235 110H234V108H235L236 106L233 105V104H234L236 101H233L234 99H229V100H228V101H230V100L233 101V102H232V105H233L234 107H232V106H230V105L228 106V104H229L230 102H228V103L226 102V105H224V106L222 105V103H224V102L221 103V101H223V100H221V101L219 102V103H221V105L223 106L224 109H227L228 107H231V108H229V111H227L228 109H227L226 111H225V110H222V109H221V111H219L220 109L217 108V106H221V105H217L216 103H218V102H216V103H215V107H214V109L216 110V113L221 112V115H222V111H225V112L229 113L231 110H232V111L234 110V111H235V113H234V111H233V114H234V115L236 114V112H237V114H240L241 112L238 113V111H239L238 109L240 108V106H241V111H242V112H243V111L245 112V113H244L245 116H246V114H247L248 117H246V118H248V119L251 118V117L254 118L253 115H255V114L257 115L256 117L258 118V114L261 113V111H263L262 114L264 113V107L261 106V107H263V108H261V107L259 106V104H258V105L256 104V102H257L256 100H252V101H253L252 103H254V101H256V102L253 104V106L256 104V106L259 107V109H258L259 112H258V110H257L258 107H257V108L255 107V110H257V111L254 110L253 112L250 113L252 116H249L248 111H250V108L248 109V111H247L245 108L242 109V108L244 107V105H245V106H249V104L246 103V102H245V104H243V101H244V100H243V101H240ZM158 99H159V98H158ZM166 99H167V98H166ZM186 99H185V100H186ZM207 99H208V98H207ZM209 99H210V98H209ZM209 99H208V100H209ZM252 99H253V98H252ZM257 99H258V98H257ZM5 100H6V99H5ZM144 100H145V99H144ZM149 100H148V102H149ZM168 100H169V97H168ZM172 100H173V99H172ZM172 100H171V101H172ZM178 100H179V99H178ZM185 100H184V101H185ZM204 100H203V101L201 100L200 102L202 103V102H204ZM212 100H214V99H212ZM241 100H242V99H241ZM11 101H12V100H10L9 102H11ZM134 101H136V100L134 99ZM154 101H155V102H158L159 100L157 101V98H156ZM180 101H181V100H180ZM180 101H179L180 104H181V103H182V104L184 103V104H183L184 106L181 105V106H182V109H180V110H183V109H184V110H183V114H184V113L186 114L185 109H186V107L188 108V106H189V108H190V105L187 106V104H186L187 101H186V103H185V102H180ZM182 101H183V100H182ZM190 101H191V99H190ZM194 101H193V102H194ZM216 101H217V100H216ZM246 101H247V100H246ZM249 101H251V100H249ZM258 101L260 102L259 99H258ZM137 102H139V101H137ZM145 102H146V100H145ZM148 102H147V103H148ZM152 102H153V101H152ZM165 102H166V100H165ZM173 102H174V101H173ZM188 102H189V101H188ZM193 102H191V104H192ZM205 102H207V103H205ZM205 102H204V106H205V105L208 106V104H209V105L211 104V103H208V102H210V101H207V100H206ZM213 102H214V101H213ZM263 102H264V101H263ZM263 102H261V104H262ZM1 103H2V101H1ZM6 103H7V102H6ZM19 103H20V102H19ZM130 103H131V105H130ZM140 103H139V105H140ZM143 103H144V101H143ZM147 103H146V105H147ZM158 103H161V101L158 102ZM167 103H168V105H169V103H172V102H170V100H169V102H167ZM167 103H166V104H167ZM176 103H177V102H176ZM176 103H175V104H176ZM189 103H190V102H189ZM189 103H188V104H189ZM194 103H195V102H194ZM196 103L199 104V102H196ZM201 103H200V106H201L200 108H202V106H203V105H201ZM219 103H218V104H219ZM252 103H251V104H252ZM134 104H135V102H134ZM141 104H142V103H141ZM144 104H145V103H144ZM150 104H151V103H150ZM152 104H153V103H152ZM154 104H155V103H154ZM185 104H186V106H185ZM202 104H203V103H202ZM224 104H225V103H224ZM251 104H250V105H251ZM2 105H4V104H2ZM11 105H12V103H11ZM19 105H20V104H19ZM19 105H18V106H19ZM137 105H138V104H137ZM137 105H135V106H137ZM142 105H143V104H142ZM161 105H162V103H161ZM172 105H173V104H172ZM192 105H193V104H192ZM195 105H196V104L193 105L194 112H195V107H194ZM213 105H214V104H213ZM15 106H16V103H15ZM18 106H17V109L20 111L21 108L19 109ZM125 106L128 107V108H126ZM135 106H134V108H135ZM140 106H141V105H140ZM150 106H151V105H150ZM196 106H197V105H196ZM226 106H227V108H226ZM4 107H5V105H4ZM124 107L126 108L125 110H124ZM142 107H143V106H142ZM142 107H139V108H142ZM205 107H206V106H205ZM208 107H209V109H208V111H209V110H210V106H208ZM208 107H206V110H207ZM211 107H212V104H211ZM132 108H133V107H132ZM174 108H175V107H173V110H174ZM189 108L186 109V110L188 111ZM212 108H213V107H212ZM212 108H211V109H212ZM216 108H217V109H216ZM221 108H222V107H221ZM232 108H233V109H232ZM5 109H6V107H5ZM7 109H8V108H7ZM9 109L12 110V108H9ZM142 109H145V108L143 107ZM160 109H161V108H160ZM177 109H179L178 106H177ZM177 109H175V110H177ZM197 109H198V107H197ZM197 109H196V111H197ZM214 109H212V110L215 112ZM230 109H231V110H230ZM11 110H10V111H11ZM137 110H139V109H137ZM137 110L134 111V109H133V110H131V111H134L135 113H137ZM146 110H147V108H146ZM161 110H162V109H161ZM180 110H179V111L177 110V111L180 112ZM202 110L205 112L204 109H202ZM202 110H201V113H202ZM212 110H211V111H212ZM217 110H218V112H217ZM260 110H261V111H260ZM2 111L4 112L5 110H2ZM2 111H1V109H0V112H2ZM12 111H15V109L12 110ZM131 111H130V113H128L127 110H126V112H124V113H125V114H128V115L131 114V115L134 116V117H136V116L139 115V113H138V115H133V114H132L133 112H131ZM144 111H145V110H144ZM170 111H171V110H170ZM184 111H185V112H184ZM191 111H192V114H190V115H193V110H191V108H190V112H191ZM198 111H200V110H198ZM208 111H207V114L210 112L209 115L206 116V112H205V116L208 117L209 120H210V116H213V118H214V117H215V118L217 117V116H216L217 114H214L215 116L213 115V111H212V115H211V111H209V112H208ZM232 111H231V114H232ZM3 112H2V113H3ZM15 112H16V111H15ZM161 112H162V111H161ZM190 112H189V113H190ZM255 112H257L258 114L255 113ZM4 113H5V112H4ZM8 113H9V114H8ZM8 113H7V114L5 113L6 116L3 114L4 117H7L8 115H10V112H8ZM11 113H13V112H11ZM16 113H17V112H16ZM142 113H143V111H142ZM142 113H141V116H142ZM147 113H148V112H147ZM149 113H150V112H149ZM158 113H160V112H157V114H158ZM172 113H173V111H172ZM254 113H255V114H254ZM19 114H20V112H19ZM145 114H146V113H145ZM150 114H151V113H150ZM160 114H161V113H160ZM180 114H182V113H180ZM203 114H204V113L201 114L202 117H204ZM231 114H230V115H231ZM237 114H236V116H237ZM262 114H261V115H262ZM3 115H2V117H3ZM35 115H31V116L34 117ZM122 115H124V114H122ZM128 115H127V117H128ZM131 115H129V117H130ZM153 115H154V114H153ZM158 115H159V114H158ZM165 115H166V113H165ZM174 115H175V114H174ZM186 115H188V113H187ZM201 115H200V116H201ZM218 115H220V114L218 113ZM221 115H220V116H221ZM241 115H242V113L240 114V116H241ZM263 115H264V114H263ZM263 115H262V116H263ZM0 116H1V115H0ZM10 116H11V115H10ZM12 116H13V115H12ZM132 116H131V117H132ZM141 116H140V118H141ZM145 116L147 117V118L145 117L146 120H147L148 118H150L151 115L148 117V115L146 114ZM179 116H180V115H179ZM179 116H178V117H179ZM181 116H183V115H181ZM184 116H185V115H184ZM223 116H224V115H222V117H221V122H222V119H223V121H224ZM226 116H227V117H226ZM226 116H225V119H226V120H227V118L229 119L230 116H229V115H226ZM236 116L234 117L235 119L232 118V116H231V119L235 120V122H236V121L238 122L237 126H235V127H236V128L238 127V130H241V129H239V126H238V125H240V127H241L242 123L239 124V123H240L239 121L242 120L244 116H243V115H242L243 117L241 116L242 119H238V118H241V117H238V118H237ZM2 117H1V118H2ZM4 117H3V118H4ZM14 117H16V116H14ZM33 117H32V118H33ZM134 117H132V118H134ZM143 117H144V116H143ZM152 117L154 118V116H152ZM189 117H190V119H189ZM189 117H186V116H185L186 119L191 120V122H192V119H194V118L191 119V116H189ZM193 117H194V116H193ZM196 117H197V116L195 115V119H196ZM218 117H219V116H218ZM7 118H8V117H7ZM18 118H20V117H18ZM18 118H17V119H18ZM32 118H30V121L27 120V119H26V121L31 122ZM35 118H34V119H35ZM117 118H118V117H117ZM160 118H161V117H160ZM180 118H181V117H180ZM180 118H179V119H180ZM200 118H201V117H200ZM236 118H237V119H236ZM246 118L243 119L241 122H243L244 120H247ZM257 118H254V120H256ZM4 119H5V118H4ZM9 119H10V118H9ZM15 119H16V118H15ZM17 119H16V120H17ZM20 119H21V118H20ZM28 119H29V117H28ZM118 119H119V118H118ZM118 119H117V120H118ZM127 119H128V118H127ZM138 119H139V118H138ZM150 119H152V118H150ZM211 119H212V117H211ZM231 119H229V120H231ZM260 119H261V118H260ZM262 119H263V118H262ZM262 119H261V120H262ZM1 120H2V119H1ZM24 120H25V119H24ZM173 120L175 121V119H173ZM182 120H183V119H182ZM188 120H183V121L185 122V121H188ZM199 120H200V119H199ZM199 120L197 119L198 122H199ZM204 120H205V118H204ZM204 120H203V122H204ZM215 120H218V119H215ZM226 120H225L224 122H222V123H224V125H226L227 122L229 121V120H227V122H226ZM233 120H232V121H233ZM254 120H253V121H254ZM257 120H258V119H257ZM11 121H13V120H11ZM14 121H15V120H14ZM78 121H75L74 124L77 123ZM123 121H124V119H123ZM147 121H149V120H147ZM163 121H164V120H163ZM165 121H166V120H165ZM180 121H181V120H180ZM201 121H202V119H201ZM206 121H207V120H206ZM206 121H205V123H208V121H207V122H206ZM211 121H212L213 123L216 122V121H214V119L210 120V122H211ZM250 121H251V119H250ZM263 121H264V120H263ZM1 122H2V121H1ZM5 122H6V121H5ZM9 122H10V120L7 122V124H8ZM18 122H21V123H22V119H21V121H19V119H18V120H17V123H16V121L14 122V123L18 124V125H14L15 128H16V126H19V123H18ZM36 122H37V123H36ZM55 122H54V126H55V128H56L57 125H55ZM120 122H121V121H120ZM170 122H171V121H170ZM175 122H176V121H175ZM175 122H174V124H175ZM184 122H183V124L186 123V122H185V123H184ZM217 122H220V119H219V121H217ZM235 122L233 121V123H235ZM237 122H236V123H237ZM244 122H246V121H244ZM251 122H252V121H251ZM251 122H250V123H251ZM258 122H260V121H258ZM3 123H4V120H3ZM12 123H13V122H12ZM12 123H11V125H12ZM49 123H50V122H49ZM122 123H123V122H122ZM205 123H203V124H205ZM213 123H212L211 125H213ZM222 123H221L220 125H219L218 123H217L218 125L215 123L217 126H220V131H221V126H224V125H222ZM225 123H226V124H225ZM228 123H231V125H230V124L227 125V126L230 125V128H229V131H230L231 128L233 129V126H232V122L229 121ZM236 123H235V124H236ZM246 123H247V124L243 123L244 125H242V128H243V130H242V131H243V134H242V135L245 134V133H244V130H245V129H249V126H250V125H248L249 122H246ZM254 123H255V122H253V124H254ZM256 123H257V122H256ZM5 124H6V123H5ZM7 124H6V125H7ZM31 124H34V123L31 122L30 125H31ZM44 124H45V123H44ZM51 124H52V123H51ZM59 124H58V125H59ZM193 124H194V122H193ZM215 124L212 126V129L214 128V126L216 127ZM251 124H252V123H251ZM21 125H22V124H21ZM24 125H27V122H26V124H24ZM30 125H29V126H30ZM39 125H40V124H39ZM46 125H47V124H46ZM46 125H44V126H46ZM72 125H73V124H71V126H70L71 128H72ZM76 125H77V124H76ZM76 125H74L75 128H73V129H76V127H77ZM122 125H123V124H122ZM127 125H128V124H127ZM160 125H161V124H160ZM179 125H180V124H179ZM181 125H182V122H181ZM185 125H186V124H185ZM187 125H189V124H187ZM197 125L200 126L201 124H197ZM245 125H247L248 128H247ZM7 126H8V125H7ZM14 126H12V128H14ZM31 126H32V125H31ZM31 126H30V128H31ZM36 126H37V125H36ZM44 126H43V127H44ZM47 126H49V124H48ZM65 126H64V127H65ZM124 126H125V125H124ZM153 126H154V125H152V127H153ZM199 126H198V127H199ZM204 126H205V125H204ZM209 126H210V123H209ZM209 126H208V127H209ZM227 126H225V127H223V128L228 129ZM8 127H9V126H8ZM25 127H26V126H25ZM32 127H33V126H32ZM38 127H40V126H38ZM52 127H53V126H52ZM58 127L62 128L63 125H62V126H58ZM70 127H69L68 129H70ZM120 127H121V126H120ZM194 127H195V126H194ZM205 127H206V126H205ZM251 127H252V126H251ZM251 127H250V128H251ZM263 127H264V126H263ZM263 127H261V128H263ZM10 128H11V126H10ZM10 128H9V129H10ZM12 128H11V130H12ZM21 128H23L24 131L26 130V128H24V127H21ZM33 128H34V127H33ZM35 128H36V127H35ZM40 128H41V127H40ZM45 128H46V127H45ZM55 128H54V129H55ZM122 128H123V127H122ZM122 128H121V130H122ZM127 128H128V126H127ZM195 128H196V127H195ZM216 128H218V127H216ZM236 128H234V129H236ZM50 129H51V126H50ZM54 129H53V131H54ZM68 129H67V128H65V129L63 128V130H65V131L68 130ZM83 129H84V128H83ZM125 129H126V128H125ZM150 129H151V128H150ZM152 129H154V128H152ZM155 129H156V128H155ZM202 129H203V128H202ZM207 129H208V128H207ZM212 129H211V130H212ZM251 129L253 130V128H251ZM251 129H249V130H251ZM21 130H22V129H21ZM21 130H20V131H21ZM27 130H28V128H27ZM33 130H36V129H33ZM33 130H32V131H33ZM45 130H46V129H45ZM47 130H48V129H47ZM57 130H58V129H57ZM57 130H56V132H57ZM63 130L60 129L59 131H60L61 133H64V132H62ZM119 130H120V129H119ZM126 130H128V129H126ZM198 130H199V132H198ZM198 130H197V133H200L201 130H200L199 128H198ZM208 130H209V129H208ZM208 130H206V131H208ZM213 130H214V131H215V130L218 131L219 129H218V130H217V129H213ZM224 130H225V129H224ZM256 130H257V129H256ZM262 130H264V128H263ZM18 131H19V129H18ZM28 131H29V132H28L29 134H30V132H32V131H30V130H28ZM77 131H78V133H77ZM91 131L89 130V133H90ZM117 131H118V130H117ZM124 131H125V130H124ZM154 131H155V130H154ZM206 131H205V132H206ZM236 131H237V129H236ZM253 131H255V130H253ZM258 131H260V130L258 129ZM37 132H38V131H37ZM69 132H70V131H69ZM92 132H91V133H92ZM120 132H121V131H120ZM120 132H119L118 134H120ZM147 132H148V131H147ZM149 132H150V131H149ZM157 132H158V131H157ZM201 132L203 133V131H201ZM221 132H222V131H221ZM231 132H232V131H231ZM231 132H230V133H231ZM234 132H235V131L233 130V133H234ZM72 133L74 134V131H73ZM86 133H87V132H86ZM114 133H115V132L113 131L112 134L115 135ZM125 133H126V132H125ZM128 133H129V130H128ZM128 133H126V134H128ZM130 133H131V132H130ZM135 133H136V132H135ZM153 133H154V132H153ZM208 133H209V132H208ZM238 133H240V131H239ZM68 134H69V133H68ZM144 134H145V133H144ZM203 134H205V133H203ZM217 134H218V132H217ZM224 134H225V133H224ZM228 134H229V133H228ZM235 134H237V133L235 132ZM235 134H234V136L237 137L238 134H237V136H236ZM240 134H241V133H240ZM246 134H247V132H246ZM246 134H245V135H246ZM260 134H261V137H260V136H259V137H260V138H263L262 136H263L264 132H262V133H260ZM64 135H65V134H64ZM69 135H70V134H69ZM137 135H138V134H137ZM194 135H195V134H194ZM226 135H227V133H226ZM251 135H252V134H251ZM43 136H44V135H43ZM138 136H139V135H138ZM228 136H231V134L228 135ZM249 136H250V134H249ZM256 136H257V135H256ZM256 136H255V138H256ZM37 137H38V135H37ZM65 137H66V135H65ZM90 137L93 138V136H89V138H90ZM95 137H97V136H95ZM103 137H104V136H103ZM106 137H107V135H106ZM111 137H112V136H111ZM205 137H206V136H205ZM240 137H241V136H240ZM77 138H76V141H79V139L77 140ZM89 138H88V139H89ZM98 138H100V137H98ZM142 138H143V137H142ZM142 138H141V139H142ZM162 138H163V137H162ZM194 138H195V137H194ZM203 138H204V137H203ZM227 138H228V137H227ZM231 138H232V137H231ZM255 138H254L255 142H257V141H256L257 139H255ZM257 138H258V136H257ZM260 138H259V139H260ZM49 139H50V138H49ZM72 139H73V138H72ZM81 139H82V138H81ZM83 139H84V138H83ZM133 139H134V138H133ZM144 139H145V138H144ZM144 139H143V140H144ZM148 139H149V138H148ZM242 139H243V138H242ZM259 139H258V141H259ZM101 140H102V139H101ZM108 140H109V139H108ZM145 140L147 141V139H145ZM150 140H151V138H150ZM263 140H264V139H263ZM52 141H53V140H52ZM76 141H75V142H76ZM85 141H86V140H85ZM89 141H90V140H89ZM89 141H88V142H89ZM95 141H96V139H95ZM111 141H112V139H111ZM113 141H114V140H113ZM136 141H137V140H136ZM156 141H157V140H156ZM221 141H222V140H221ZM233 141H234V140H233ZM72 142H73V141H72ZM79 142H80V141H79ZM88 142H87V143H88ZM97 142H99V141H97ZM260 142H261V140H260ZM263 142H264V141H263ZM263 142H261V143H263ZM40 143H41V142H40ZM232 143H233V142H232ZM248 143H249V142H248ZM257 143H258V142H257ZM257 143H256V144H257ZM45 144H46V143H45ZM51 144H52V143H51ZM89 144H90V142H89ZM91 144H92V143H91ZM100 144H102V143H100ZM115 144H116V142H115ZM142 144H143V143H142ZM162 144H163V143H162ZM162 144H161V145H162ZM188 144H189V143H188ZM197 144H198V143H197ZM206 144H207V143H206ZM258 144H260V143H258ZM263 144H264V143H263ZM263 144H262V145H263ZM49 145H50V143H49ZM67 145H68V144H67ZM71 145H72V144H71ZM97 145H98V144H97ZM102 145H103V144H102ZM105 145H106V144H105ZM109 145H110V144H109ZM113 145H114V144H113ZM123 145H124V144H123ZM156 145H157V144H156ZM262 145H259V146H262ZM44 146H45V145H44ZM68 146H69V145H68ZM90 146H91V145H90ZM90 146H89V147H90ZM107 146H108V145H107ZM115 146H116V145H115ZM118 146H119V145H118ZM121 146H122V145H121ZM128 146H129V144H128ZM145 146H146V143H145ZM148 146H149V145H148ZM148 146L145 147V148H147V149L149 150L150 148H149ZM150 146H151V145H150ZM154 146H155V144H154ZM159 146H160V145H159ZM191 146H192V145H191ZM235 146H236V145H235ZM235 146H234V147H235ZM247 146H248V145H247ZM247 146H246V147H247ZM255 146H257V145H255ZM255 146H254V147H255ZM259 146H258V148H257L258 150H260V149H259ZM263 146H264V145H263ZM55 147H56V146H55ZM65 147H66V146H65ZM93 147H94V146H93ZM103 147H105V146H103ZM103 147H102V149H103ZM109 147H110V146H109ZM116 147H117V146H116ZM129 147H130V146H129ZM152 147H153V146H152ZM254 147L251 146V148L254 149V151H253V150H252V151L255 153V150H256V149H255ZM95 148H96V147H95ZM99 148H100V147H99ZM105 148H106V147H105ZM107 148H108V147H107ZM111 148H112V147H111ZM114 148H115V147H114ZM127 148H128V147H127ZM140 148H142V146H141ZM145 148H144V149H145ZM242 148H243V147H242ZM247 148H248V150H250L249 147H247ZM61 149H62V148H61ZM63 149H64V148H63ZM69 149H70V148H69ZM108 149H109V148H108ZM118 149H119V148H118ZM120 149H121V148H120ZM183 149H185V148L183 147ZM232 149H236V150H237V148H232ZM244 149H245V148H243V150H244ZM55 150H56V149H55ZM59 150H60V149H59ZM98 150H99V149H97V153L99 152ZM103 150H104V149H103ZM105 150H106V149H105ZM105 150H104V151H105ZM113 150H114V149H113ZM125 150H126V149H125ZM125 150H124V151H125ZM190 150H191V149H190ZM248 150H247V153H248ZM60 151H61V150H60ZM101 151H102V150H101ZM104 151H102V152H104ZM116 151H117V150H116ZM146 151H147V150H146ZM157 151H158V150H157ZM177 151H178V150H177ZM184 151H185V150H184ZM187 151H188V149H187ZM187 151H185V152H187ZM227 151H228V150H227ZM237 151H241V149H240V150H237ZM244 151H245V150H244ZM244 151H243V152H244ZM260 151H261V150H260ZM262 151H264V150H262ZM57 152H58V151H57ZM62 152H63V151H62ZM64 152H65V151H64ZM64 152H63V153H64ZM114 152H115V150H114ZM119 152H120V151H119ZM135 152H136V151H135ZM149 152H150V151H149ZM149 152H148V153H149ZM163 152H164V151H163ZM195 152H196V151H195ZM195 152H194V153H195ZM233 152H234V151H233ZM249 152H251V150H250ZM66 153H67V152H66ZM111 153H112V152H111ZM111 153H110V155H111ZM120 153H122V152H120ZM124 153H125V152H124ZM130 153H131V152H130ZM181 153H182V152H181ZM205 153H206V152H205ZM235 153H236V152H235ZM239 153H240V152H239ZM241 153H242V152H241ZM254 153H253V154H254ZM60 154H61V153H60ZM101 154H102V153H101ZM197 154H199V153H197ZM221 154H222V153H221ZM225 154H226V152H225ZM227 154H229V153H227ZM249 154H250V153H249ZM253 154H252V156H255V155H253ZM260 154H262V152H261ZM79 155H81V154H79ZM99 155H100V154H99ZM121 155H122V154H121ZM132 155H135L134 151H133V154H132ZM150 155H151V154H150ZM150 155H149V156H150ZM153 155H154V154H153ZM160 155H161V154H160ZM182 155H183V153H182ZM231 155H232V154H231ZM234 155H235V154H234ZM236 155H237V154H236ZM236 155H235V156H236ZM240 155H242V154H238L237 156H240ZM81 156H82V155H81ZM81 156H80V157H81ZM102 156H103V155H102ZM104 156H105V155H104ZM170 156H171V155H170ZM184 156H185V155H184ZM193 156H194V155H193ZM200 156H204V155H200ZM228 156H229V158H230L229 161H230L231 163H233V162H232L233 159H231L232 156L230 157V155H226L225 158L228 157ZM235 156H234V157H235ZM243 156L245 157L244 154H243L242 156H240V157L243 158ZM248 156H249V155H248ZM252 156L249 157V158L246 157V159H245L246 161H248V165H251V167H252V166H253V163H254V162H257L258 160H259L261 163L264 164V162H263L264 160L262 159V157L264 156V154H263L262 157L260 156V159H262V161H261L259 158H257L256 156H255L256 158H253V159H252ZM72 157H73V156H72ZM128 157H129V156H128ZM220 157H221V156H220ZM258 157H259V156H258ZM65 158H66V157H65ZM81 158H82V157H81ZM91 158H92V157H91ZM106 158H107V157H106ZM110 158H111V157H110ZM191 158H192V157H191ZM206 158H207V157H206ZM223 158H224V156H223ZM225 158H224V161H223V160H220V161L222 162V164L219 163L221 166H224V165H226V164L229 162V161H228V158H227V159H226V160H227V163H226V162H225ZM236 158H237V157H236ZM250 158H251L252 160H255V161L252 162ZM263 158H264V157H263ZM70 159H71V158H70ZM70 159H68V160H70ZM82 159H83V158H82ZM94 159H95V158H94ZM165 159H166V158H165ZM170 159H171V158H170ZM214 159H215V158H214ZM247 159H249V160H247ZM256 159H258V160L256 161ZM68 160H67V161H68ZM79 160H80V159H79ZM83 160H84V159H83ZM83 160H82V162H83ZM90 160H91V159H90ZM106 160H108V159H106ZM161 160H162V159H161ZM168 160H169V159H168ZM179 160H180V159H179ZM216 160H217V159H216ZM235 160H236V159L234 158V161H235ZM237 160H238V159H237ZM46 161H47V159H46ZM92 161H93V162H92ZM156 161H157V160H156ZM164 161H165V160H164ZM177 161H178V160H177ZM242 161H243V162H242V163H243L242 165H244V163H246V161H244V160H242ZM249 161H251V162H249ZM63 162H64V159H63ZM79 162H80V161H79ZM84 162H85V160H84ZM87 162H88V161L86 160V163H87ZM91 162H92V163H95L93 159L91 160ZM106 162H107V161H106ZM193 162H194V160H193ZM235 162H236V161H235ZM68 163H69V162H68ZM68 163H67V164H68ZM80 163H81V162H80ZM86 163H84V164L86 165ZM92 163H91V164H92ZM97 163H98V162H97ZM236 163H237V162H236ZM236 163H234V167H233V168L235 169V172H236V170H242V169H243V168H242L243 166H242V167L239 166V165H238L239 162H238V164H236ZM81 164H83V163H81ZM84 164H83V165H84ZM128 164H129V163H128ZM155 164H156V163H155ZM229 164H230V163H228V165H229ZM235 164H236V166H239L240 168L237 167V168H239V169H236ZM240 164H241V161H240ZM254 164H257V163H254ZM52 165H53V164H52ZM56 165H57V164H56ZM93 165H94V164H93ZM123 165H124V164H123ZM126 165H127V164H126ZM156 165H157V164H156ZM183 165H184V163H183ZM185 165H186V164H185ZM190 165H192V164H190ZM214 165H215V164H214ZM228 165H227V166H228ZM230 165H231V164H230ZM230 165H229V166H230ZM246 165H247V164H246ZM258 165H259V164H258ZM76 166H79V165L77 164ZM86 166H87V165H86ZM90 166H91V165H89V167H90ZM99 166H100V165H99ZM114 166H115V165H114ZM114 166H113V167H114ZM129 166H130V165H128V167H129ZM137 166H138V165H137ZM140 166H141V165H140ZM181 166H182V165H181ZM259 166H260V165H259ZM6 167H7V166H6ZM52 167H53V166H52ZM93 167H94V166H93ZM93 167H92V168H93ZM109 167H110V166H109ZM130 167H131V166H130ZM130 167H129V168H130ZM146 167H147V169H148V168H151L150 166H146ZM154 167H155V166H154ZM154 167H153V165H152V168H153V169H154ZM156 167H157V166H156ZM158 167H160V166H158ZM187 167H188V165H187ZM215 167H218V164H217V166H215ZM253 167H255V166H253ZM253 167H252V168H253ZM263 167H264V165H263ZM4 168H5V167H4ZM97 168H98V165H97ZM100 168H101V166H100ZM142 168H143V167H142ZM164 168H165V167H164ZM198 168H199V167H198ZM206 168H207V167H206ZM218 168H219V167H218ZM229 168H230V167H229ZM233 168H231L230 171H233ZM241 168H242V169H241ZM248 168H250V167H248ZM252 168H251V169H252ZM256 168H259V170H261V167H258V166H257ZM73 169H74V167H73ZM86 169H87V168H86ZM104 169H105V168H104ZM112 169H113V168H112ZM119 169H120V168H119ZM133 169H134V168H133ZM140 169H141V168H140ZM147 169H145V170H147ZM158 169H159V171L161 172V170H160L161 167L158 168ZM158 169H157V170H158ZM181 169H182V168H181ZM199 169H200V168H199ZM214 169H215V168H214ZM220 169H221V167L219 168V171H220ZM224 169H225V168L223 167V169H221V171H222V170L224 171ZM254 169H255V168H254ZM262 169H263L262 171H264V168H262ZM77 170H78V169H77ZM77 170H76V171H77ZM88 170H90V168H89ZM105 170H106V169H105ZM115 170H117V169H115ZM115 170H114V171H115ZM134 170H135V169H134ZM151 170H152V169H151ZM194 170H195V169H194ZM194 170H193V171H194ZM196 170H197V169H196ZM215 170L218 171V169H215ZM215 170H214V171H215ZM225 170H226V169H225ZM246 170H247V167H246L245 171H246ZM256 170H258V169H255V171H256ZM259 170H258V172H260ZM4 171H5V170H4ZM11 171H12V170H11ZM11 171H10V172H11ZM80 171H81V170H80ZM93 171H94V170H93ZM99 171H100V170H99ZM103 171H104V170H103ZM111 171H112V170H111ZM126 171H127V170H126ZM140 171H141V170H140ZM142 171H143V173H144V170H142ZM148 171H149V170H148ZM155 171H156V169H155ZM155 171H153V172H155ZM180 171H181V170H180ZM217 171H216V172H217ZM221 171H220V172H221ZM228 171H229V169H227L226 173H224V174H226V175H230V174H228V173H230V171H229V172H228ZM247 171H249V173L251 172V174L253 175L252 171H254V170H251V171H250V170H247ZM247 171H246V173H247ZM262 171H261V172H262ZM59 172H60V171H59ZM70 172H71V171H70ZM174 172H175V171H174ZM220 172H218V173L221 175V176H219V177H221L220 180H223L224 178L222 177V174H221ZM233 172H234V171H233ZM233 172H232V175H233ZM235 172H234V173H235ZM240 172H241V171H239V173H240ZM243 172H244V171H243ZM4 173H5V172H4ZM7 173H8V172H7ZM12 173H13V172H12ZM49 173H50V172H49ZM79 173H80V172H79ZM97 173H98V172H97ZM97 173H96V175H97ZM156 173H157V172H156ZM156 173H155V174H156ZM194 173H195V172H194ZM194 173H193V174H194ZM196 173H197V172H196ZM222 173H223V172H222ZM236 173L238 174V171H237ZM236 173H235V174H236ZM254 173L257 174L256 172H254ZM123 174H124V173H123ZM137 174H138V173H137ZM150 174H152V173H150ZM202 174H203V173H202ZM241 174H242V173H240V175H241ZM247 174H248V173H247ZM251 174H250V175L248 174V176H247L248 179H249V177L251 176ZM259 174H260V173H258V176H260ZM261 174L264 175V173H261ZM9 175H10V174H9ZM36 175H37V174H36ZM91 175H92V174H91ZM127 175H128V174H127ZM140 175H141V174H139V176H140ZM145 175H146V173L144 174V177H145ZM160 175H161V174H160ZM226 175L224 176V177H225L224 180H227V182H228V184H229L230 182H232L233 179H230L231 181L229 180V181H230V182H229L228 179L231 178V176H229V178L226 179ZM32 176H33V175H32ZM54 176H55V175H54ZM115 176H116V175H115ZM147 176L151 177L150 175H147ZM153 176H155V175H153ZM193 176H194V175H193ZM254 176H255V175H254ZM9 177H11V176H9ZM34 177H35V176H34ZM66 177H67V176H66ZM103 177H104V176H103ZM119 177H120V176H119ZM123 177H124V176H123ZM126 177H127V176H126ZM126 177H125V178H126ZM142 177H143V175H142ZM156 177H157V176H156ZM160 177H161V176H160ZM162 177H163V176H162ZM191 177H192V176H190V179H189V180H191ZM194 177H195V176H194ZM202 177H204V174L202 175ZM217 177H218V175H217ZM232 177H233V176H232ZM234 177H235V180L238 181V183H241V184H242V181H241V180H243V179L240 180L239 178H242V177L245 178L244 176H242V177L239 176V174H238V176H235V175H234ZM237 177H238V179H239L241 182H239V180L236 179ZM260 177H263V176L261 175ZM56 178H57V177H56ZM63 178H64V177H63ZM99 178H100V177H99ZM146 178H147V177H146ZM188 178H189V177H188ZM199 178H200V177H199ZM214 178H216V175H215ZM222 178H223V179H222ZM247 178H246V179H247ZM257 178H258V177H257ZM10 179H11V178H10ZM120 179H121V178H120ZM126 179H127L126 181H128L129 178H126ZM250 179H252V178H250ZM260 179H261V178H260ZM262 179H264V178H262ZM0 180H1V179H0ZM12 180H14V179L12 178ZM42 180H43V179H42ZM58 180H59V179H58ZM60 180H62L61 177H60ZM111 180H112V179H111ZM131 180H132V179H131ZM180 180H181V179H180ZM220 180H218V181H220ZM224 180H223V181H224ZM17 181H18V180H17ZM50 181H52V180H50ZM67 181H69V180H67ZM126 181H125V183H126ZM135 181H136V177H135ZM181 181H182V180H181ZM193 181H195V180H193ZM216 181H217V180H216ZM223 181H222V182H223ZM247 181L249 182V180H247ZM252 181H253V180H252ZM256 181H257V182H255V184L258 185V184H259L258 182H260V180H256ZM12 182H15V181H12ZM48 182H49V181H48ZM48 182H47V183H48ZM54 182H55V181H54ZM57 182H58V181H57ZM70 182H71V181H70ZM130 182H133V180L130 181ZM190 182H191V181H190ZM250 182H251V180H250ZM261 182H263V184H264V181H263V180H261ZM58 183H59V182H58ZM68 183H69V182H68ZM75 183H76V182H75ZM114 183H115V182H114ZM141 183H142V182H141ZM143 183H144V182H143ZM182 183H183V182H182ZM219 183H220V185H221V182H219ZM243 183H245V182L243 181ZM48 184H49V183H48ZM51 184H52V183H51ZM64 184H65V183H64ZM103 184H104V183H103ZM131 184H132V183H131ZM213 184H215V182H214ZM217 184H218V182H217ZM226 184H227L226 181H224V185H225V186H226ZM233 184H234V183H233ZM236 184H237V183H236ZM241 184H238V185L240 186ZM255 184H254V186H253V184H252V186L255 187ZM263 184H262V186H263ZM1 185H2V184H1ZM3 185H4V184H3ZM6 185H7V183H6ZM6 185H5V186H6ZM10 185H11V184H10ZM12 185H13V184H12ZM16 185H17V184H16ZM16 185H15V186H16ZM70 185H71V184H70ZM74 185H75V184H74ZM81 185H82V184H81ZM99 185H100V184H99ZM115 185H116V184H115ZM124 185H127V184H124ZM145 185H146V184H145ZM180 185H181V184H180ZM186 185H187V184H186ZM206 185H207V184H206ZM222 185H223V183H222ZM229 185H230V184H229ZM250 185H251V184H250ZM250 185H249V189L251 188ZM13 186H14V185H13ZM43 186H44V185H43ZM47 186H48V189H49V185H47ZM127 186H128V185H127ZM127 186H126V188H127ZM143 186H144V185H143ZM200 186H201V185H200ZM208 186H209V185H207V188H208ZM212 186H214V185H212ZM215 186H216V185H215ZM234 186H235V184H234ZM234 186H233V187H234ZM239 186H238V189L241 188V186H240V187H239ZM244 186H247V184H246V183H245L244 185L242 184V187H243L244 189H246ZM258 186H259L260 189L257 188V190L254 191V192H253V190H252V191H251V190H248V188H247L246 190H244V189L242 188V189L244 190V192L242 191V193H244V194H242V195H243V196H242L243 198L241 197V198H242L241 201L239 200L240 197L237 198V197H238V196H237L236 199H235V197L232 195V198L234 197L235 200H238V201H240V203H241V202H242V203H241V205H240V203H239L240 208L233 209V207H232L233 210H230V212L225 211V212H227V214L229 215V220H230V219H232L233 221H236V220H237V222H238L240 225H241V223H243V224H245L246 226H250V227L253 226V225H256V224H260V223H261V228L264 226V186L262 187L260 184H259ZM0 187H1V186H0ZM51 187H53V186L51 185ZM51 187H50L49 190H53V189H54V191H55V188L51 189ZM54 187H55V186H54ZM57 187H59V186H57ZM65 187H66V186H65ZM65 187H64V188H65ZM83 187H84V186H83ZM129 187H131V186H129ZM139 187H140V186H139ZM177 187H178V186H177ZM210 187H211V186H210ZM216 187H217V186H216ZM218 187H220V186L218 185ZM218 187H217V188H218ZM221 187H222V186H221ZM221 187H220V189H221ZM227 187H228V185H227ZM233 187H232V189H233ZM235 187H236V186H235ZM2 188L5 189L3 186H2ZM15 188H16V187H15ZM15 188H13V189H15ZM27 188H28V187H27ZM30 188H31V187H30ZM38 188H39V187H38ZM44 188H45V187H44ZM60 188H62V187H60ZM74 188H75V187H74ZM95 188H96V186H95ZM126 188H125V189H126ZM133 188H134V187H133ZM188 188H189V187H188ZM212 188H213V187H212ZM255 188H256V187H255ZM41 189H42V187H41ZM48 189H47V191H48ZM58 189H59V188H58ZM67 189L70 190L71 188L68 187ZM72 189H73V188H72ZM84 189H85V188H84ZM115 189H116V188H114V190H115ZM223 189H224V188H223ZM228 189H231V187H229ZM236 189H237V188H236ZM236 189H234V190L237 192ZM251 189H254V188H251ZM8 190H9V188H8ZM30 190H31V189H30ZM32 190H33V189H32ZM39 190H40V189H39ZM43 190H44V189H43ZM45 190H46V189H45ZM56 190H57V189H56ZM65 190H66V189H64V191H65ZM75 190H76V189H75ZM77 190H78V189H77ZM117 190H118V189H117ZM120 190H122V189H120ZM181 190H182V188H181ZM183 190H184V189H183ZM190 190H191V189H190ZM197 190H198V189H197ZM202 190H203V189H202ZM254 190H255V189H254ZM2 191H3V190H2ZM5 191H6V189H5ZM11 191H14V190L11 189ZM11 191H9V192H11ZM36 191H37V190H36ZM57 191H58V190H57ZM79 191H80V190H79ZM93 191H94V190H93ZM108 191H109V190H108ZM123 191H125V190L123 189ZM188 191H189V190H188ZM205 191H207V189H204V190H203L204 193H205ZM211 191H213V189L210 190V191H207V192H209V193H213V192H211ZM218 191H219V194H220V190H219V189H218ZM227 191H228V190H227ZM239 191H240V189H239ZM14 192H15V191H14ZM73 192H74V191H73ZM109 192H110V191H109ZM183 192H184V191H183ZM200 192H202V191H200ZM203 192H202V194H203ZM207 192H206V193H207ZM223 192H224V191H223ZM223 192L221 191L222 194H223ZM225 192H226V191H225ZM240 192H241V191H240ZM3 193H4V192H3ZM3 193H2V195H3ZM5 193H6V192H5ZM7 193H8V192H7ZM15 193H16V192H15ZM26 193H27V192H26ZM26 193H25V194H26ZM34 193H35V191H34ZM45 193H46V192H45ZM53 193H54V192H53ZM61 193H62V192H61ZM185 193H186V192H185ZM185 193H184V194H185ZM194 193H195V192H194ZM216 193H218V192L215 191V194H216ZM227 193H231V192H227ZM0 194H1V192H0ZM8 194H9V193H8ZM11 194H12V193H11ZM17 194L19 195L18 192H17ZM47 194H48V193H47ZM49 194L52 195V192L49 191ZM55 194H56V193H55ZM57 194H58L57 196H59V193H57ZM72 194H73V193H72ZM95 194H96V193H95ZM180 194H181V193H180ZM184 194H182V196H183ZM195 194H196V193H195ZM195 194H194V196H195ZM199 194H200V193H199ZM215 194H214V195H215ZM222 194H221V195H222ZM224 194H225V193H224ZM224 194H223V195H224ZM239 194H240V193H239ZM2 195H1V196H2ZM9 195H10V194H9ZM18 195H16L15 197H18ZM31 195H32V193H31ZM31 195H30V196H31ZM53 195H54V194H53ZM65 195H66L65 193H62L60 196H61V197H64ZM79 195H80V194H79ZM107 195H108V194H107ZM109 195H110V194H109ZM127 195H128V194H127ZM127 195H126V196H127ZM160 195H161V194H160ZM187 195H188V194H187ZM191 195H193V194H190V197H191ZM230 195H231V194H230ZM5 196H6V194H5ZM20 196H21V194H20ZM24 196H25V195H24ZM24 196H23V200H24ZM30 196H29V197H30ZM60 196H59V197H60ZM85 196H86V195H85ZM115 196H116V194H115ZM180 196H181V195H180ZM184 196H185V195H184ZM184 196L182 197V198H183L182 200H184ZM200 196H201V197H202V196L205 197V194H204V195H200ZM208 196H209V195H208ZM216 196H217V195H216ZM228 196H229V195H228ZM228 196L226 195V197H228ZM239 196H241V195H239ZM53 197H54V196H53ZM55 197H56V195H55ZM59 197H58V198H59ZM61 197H60L59 199H61ZM92 197H93V196H92ZM120 197H122V196H120ZM156 197H157V196H156ZM209 197H210V196H209ZM209 197H208V198H209ZM214 197H215V196H214ZM3 198H5V197L3 196ZM26 198H27V196H26ZM86 198H87V197H86ZM90 198H91V197H90ZM180 198H181V197H180ZM192 198H193V197H192ZM196 198H197V197H196ZM202 198H203V197H202ZM215 198H216V197H215ZM218 198H220L219 195H218ZM223 198H224V196H223ZM228 198H229V197H228ZM232 198H231V199H232ZM241 198H240V199H241ZM0 199H1V198H0ZM5 199H6V198H5ZM5 199H4V200H5ZM7 199H8V198H7ZM16 199H17V198H16ZM62 199H63V198H62ZM68 199H69V198H68ZM120 199H121V198H120ZM123 199H124V197H123ZM176 199H177V198H176ZM190 199H191V198H190ZM198 199H199V198H198ZM198 199H197V200H198ZM205 199H206V198H205ZM205 199H204V200H205ZM209 199H210V198H209ZM211 199H213V198H211ZM211 199H210V201L212 202ZM221 199H222V198H221ZM231 199H230V200H231ZM17 200H18V199H17ZM54 200H55V199H54ZM64 200H65V199H64ZM71 200H72V199H71ZM101 200H102V199H101ZM111 200H112V199H111ZM118 200H119V199H118ZM194 200H195V199H194ZM201 200H202V199H201ZM225 200H226V201H225ZM235 200H234V201H235ZM7 201H9V200H7ZM14 201H16V200H14ZM21 201H22V200H21ZM31 201H32V200H31ZM41 201H42V200H41ZM96 201H98V200H96ZM119 201H120V200H119ZM179 201H181V200H179ZM195 201H196V200H195ZM199 201H200V200H199ZM199 201H198V202H199ZM202 201H203V200H202ZM216 201H217V200H216ZM216 201H215V202H216ZM219 201H220V200H219ZM224 201H225V202H220V204H221V203H222V204H223V203L227 204L226 202H228V201H227L226 198L224 199ZM238 201H237V202H238ZM1 202H2V201H1ZM1 202H0V203H1ZM10 202H11V200H10ZM76 202H77V201H76ZM117 202H118V201H117ZM190 202H191V201H190ZM192 202H193V201H192ZM203 202H205V201H203ZM213 202H214V201H213ZM231 202H232V201H231ZM12 203H13V202H12ZM16 203H17V202H16ZM16 203H15V204H16ZM42 203H44V202H42ZM63 203H64V202H63ZM72 203H73V202H72ZM77 203H78V202H77ZM87 203H88V201H87ZM105 203H106V202H105ZM199 203H200V202H199ZM199 203H198V204H199ZM209 203H210V202H209ZM234 203H235V202H234ZM4 204H5V203H4ZM19 204H20V203H19ZM101 204H103V203H101ZM217 204H219L218 201H217ZM217 204H216V205H217ZM225 204L222 205V206L224 207ZM46 205H48L47 202H46ZM49 205H50V204H49ZM122 205H123V204H122ZM185 205H186V203H185ZM210 205H211V204H210ZM213 205H214V203H213ZM213 205H212V207H214V206L216 207V205H214V206H213ZM228 205H229V204H228ZM231 205H232V204H231ZM42 206H45V204H43ZM42 206H41V207H42ZM55 206H56V204H55ZM66 206H67V205H66ZM78 206H79V205H78ZM101 206H102V205H101ZM120 206H121V205H120ZM145 206H146V205H145ZM202 206H203V205H202ZM217 206H218V205H217ZM226 206H227V205H226ZM236 206H237V205H236ZM239 206H238V207H239ZM9 207H10V206H9ZM11 207H12V206H11ZM41 207H40V209H41ZM56 207H57V206H56ZM136 207H137V206H136ZM181 207L183 208V206H181ZM209 207H210V206H209ZM215 207H214V208H215ZM218 207H220V206H218ZM241 207H242V208H241ZM2 208H3V207H2ZM15 208H17V207H15ZM37 208H38V207H37ZM43 208H44V207H43ZM57 208H58V207H57ZM59 208H60V207H59ZM155 208H156V207H155ZM182 208H180V209H182ZM184 208L186 209V207H184ZM195 208H196V206H195ZM201 208H202V207H201ZM224 208H225V207H224ZM230 208H231V207H230ZM6 209H7V207H6ZM44 209H45V208H44ZM47 209H48V207H47L45 210H47ZM50 209H51V207H50ZM152 209H153V208H152ZM158 209H159V208H158ZM198 209H199V208H198ZM209 209L211 210V208H209ZM212 209H213V208H212ZM219 209H222V208H219ZM237 209H238V210H237ZM3 210H4V209H3ZM18 210H19V208H18ZM18 210H17V211H18ZM192 210H193V209H192ZM203 210H204V209H203ZM203 210H202V212L205 211V210H204V211H203ZM224 210H225V209H224ZM226 210H227V209H226ZM228 210H229V208H228ZM47 211H48V210H47ZM47 211H46V212H47ZM63 211H64V210H63ZM73 211H74V210H73ZM150 211H151V210H150ZM155 211H157V210H155ZM155 211H154V212H155ZM186 211H187V209H186ZM186 211H185V212H186ZM189 211H190V210H189ZM197 211H198V210H197ZM206 211H207V210H206ZM221 211H222V210H220V212H221ZM8 212H9V210H8ZM15 212H16V211H15ZM68 212H69V211H68ZM98 212H99V211H98ZM126 212H127V211H126ZM212 212H214V211H212ZM10 213H12V212H10ZM96 213H97V212H96ZM96 213H95V215H96ZM99 213H100V212H99ZM156 213H157V212H156ZM207 213H208V211H207ZM215 213H216V212H215ZM2 214H3V213H2ZM4 214H7V212H6V213L4 212ZM57 214H58V213H57ZM92 214H93V213H92ZM223 214H225V213H223ZM227 214H226V215H227ZM0 215H1V214H0ZM95 215H94V216H95ZM202 215H203V214H202ZM212 215H214V213H212ZM212 215H211V216H212ZM216 215H217V214H216ZM220 215H221V214L219 213V216H220ZM92 216H93V215H92ZM169 216H170V215H169ZM178 216H179V215H178ZM221 216H222V215H221ZM6 217H7V216H6ZM95 217H97V216H95ZM106 217H107V216H106ZM112 217H113V216H112ZM124 217H125V216H124ZM176 217H177V216H176ZM179 217H180V216H179ZM202 217H203V216H202ZM215 217H216V216H215ZM222 217H223V216H222ZM224 217H227V216H224ZM10 218H11V217H10ZM90 218H91V217H90ZM101 218H102V217H101ZM116 218H117V217H116ZM125 218H126V217H125ZM128 218H129V217H128ZM154 218H155V217H154ZM183 218H184V215H183ZM199 218H200V217H199ZM4 219H6V218L4 217ZM81 219H82V218H81ZM96 219H97V218H96ZM98 219H100V218H98ZM107 219H109V218H106V221L108 222ZM171 219H172V218H171ZM184 219H185V218H184ZM186 219H187V218H186ZM202 219H203V218H202ZM1 220H3V219H1ZM101 220H102V219H101ZM109 220H110V222H111L112 219H109ZM137 220H138V219H137ZM148 220H149V219H148ZM175 220H176V219H175ZM188 220H189V219H188ZM211 220H212V219H211ZM5 221H6V220H5ZM9 221H10V220H9ZM11 221H12V220H11ZM79 221H80V220H79ZM90 221H92V220L90 219ZM94 221H95V220H94ZM102 221H103V220H102ZM106 221H105V222H106ZM126 221H127V220H126ZM155 221H156V220H155ZM166 221H167V220H166ZM178 221H179V220H178ZM184 221H185V220H184ZM214 221L216 222L217 225H221V224H222V222H221V220H220L219 217H218V218H215ZM230 221H231V220H230ZM86 222H87V221H85V223H86ZM88 222H89V221H88ZM92 222H93V221H92ZM95 222H96V221H95ZM112 222L114 223V221H112ZM148 222H149V221H148ZM152 222H153V221H152ZM164 222H165V221H164ZM185 222H187V221H185ZM194 222H195V221H194ZM231 222H232V221H231ZM231 222H230V223H231ZM237 222H235V225H236ZM93 223H94V222H93ZM116 223L118 224L119 222L115 221V225H116ZM123 223H124V222H123ZM126 223H127V222H126ZM129 223H130V222H129ZM167 223H168V222H167ZM167 223H166V224H167ZM199 223H200V222H199ZM227 223H228V222H227ZM9 224H10V223H9ZM86 224H87V223H86ZM89 224H90V223H89ZM94 224H95V223H94ZM102 224H103V223H102ZM109 224H110V223H109ZM109 224H108V225H109ZM119 224H120V223H119ZM121 224H122V223H121ZM143 224H144V222H143ZM148 224H149V223H148ZM163 224H164V223H163ZM172 224H173V223H172ZM172 224H171V225H172ZM178 224H179V223H178ZM190 224H192V223H190ZM194 224H196V223H194ZM194 224H193V225H194ZM239 224H238V225H239ZM92 225H93V224H92ZM111 225H112V224H111ZM111 225H110V226H111ZM113 225H114V224H113ZM126 225H127V224H126ZM136 225H138V224H136ZM144 225H145V224H144ZM150 225H151V224H150ZM164 225H165V224H164ZM187 225H188V224H187ZM193 225H192V226H193ZM228 225H229V224H228ZM230 225H231V224H230ZM39 226H40V225H39ZM83 226H84V224H83ZM106 226H107V225H106ZM116 226H117V225H116ZM123 226H124V225H123ZM139 226H140V225H139ZM166 226H168V225H166ZM166 226H163V228L166 227ZM185 226H186V225H185ZM192 226H191V227H192ZM201 226H202V225H201ZM203 226H204V225H203ZM203 226H202V227H203ZM222 226H223V225H222ZM241 226H242V225H241ZM9 227H10V229H11L10 232H12L13 229L11 228V225H10ZM77 227H78V226H77ZM85 227H86V226H85ZM113 227H114V226H113ZM113 227H111V228H113ZM117 227H118V226H117ZM151 227H152V226H151ZM179 227H181V225H179ZM199 227H200V226H199ZM214 227H215V226H214ZM234 227H235V226H234ZM238 227H240V226H238ZM244 227H245V226H244ZM109 228H110V227H109ZM111 228H110V229H111ZM125 228H126V227H125ZM140 228L142 229V227H140ZM146 228H147V227H146ZM166 228H167V227H166ZM175 228H177V225H176ZM215 228H218V227H215ZM224 228H225V227H224ZM240 228H241V227H240ZM253 228H254V227H253ZM69 229H70V228H69ZM92 229H93V228H92ZM106 229H107V227H106ZM120 229H121V227H120ZM126 229H127V228H126ZM167 229H168V228H167ZM172 229H173V228H172ZM172 229H171V230H172ZM179 229H180V228H179ZM185 229H186V228H185ZM196 229H198V225H196ZM205 229H206V228H205ZM230 229H231V228H230ZM238 229H239V228H238ZM108 230H109V229H108ZM113 230H114V229H113ZM131 230H132V228H131ZM144 230H145V228H144ZM176 230H177V229H176ZM186 230H187V229H186ZM186 230H184V231H186ZM193 230H194V229H193ZM200 230H201V229H200ZM220 230H221V229H220ZM227 230L229 231V229H227ZM231 230L236 231L237 228H236L235 230H234V229H231ZM241 230H242V228H241ZM245 230H246V229H245ZM98 231H99V228H98ZM103 231H105V230L103 229ZM127 231H128V229H127ZM129 231H130V230H129ZM133 231H134V230H133ZM140 231H141V230H140ZM140 231L138 230V234L140 233ZM142 231H143V229H142ZM147 231H148V230H147ZM157 231H159V230H157ZM182 231H183V230H182ZM188 231H189V230H188ZM188 231H187V233H188ZM203 231H204V229H203ZM225 231H226V230H225ZM111 232H112V231H111ZM111 232H110V233H111ZM115 232H117V230H115ZM115 232H114V233H115ZM123 232H124V231H123ZM130 232H131V231H130ZM136 232H137V231H136ZM136 232H135V233H136ZM162 232H163V231H162ZM168 232H169V231H168ZM176 232L178 233V231H176ZM179 232H180V231H179ZM192 232H193V231H192ZM209 232H210V231H209ZM212 232H213V231H212ZM214 232H215V231H214ZM239 232H240V231H239ZM99 233H100V232H99ZM135 233H134V234H135ZM143 233H144V231H143ZM143 233H142V234H143ZM154 233H155V232H154ZM171 233H174V232H171ZM194 233H195V232H194ZM216 233H217V232H216ZM120 234H122V233H120ZM131 234H132V232H131ZM149 234H150V233H149ZM160 234H161V233H160ZM169 234H170V233H169ZM174 234L177 235L176 233H174ZM178 234H180V233H178ZM183 234H184V233H183ZM197 234H198V233H197ZM214 234H215V233H214ZM229 234H230V233H229ZM34 235H35V234H34ZM51 235H52V234H51ZM112 235H114V234H112ZM140 235H141V233H140ZM158 235H159V234H158ZM180 235H181V234H180ZM192 235H193V234H192ZM208 235H209V234H208ZM217 235H218V233H217ZM222 235H223V234H222ZM101 236H102V235H101ZM106 236H108V235H106ZM106 236H105V237H106ZM141 236H144V235H141ZM150 236H151V235H150ZM153 236H154V235H153ZM161 236H162V235H161ZM163 236H164V235H163ZM182 236L184 237V235H182ZM225 236H226V239H227V235H223V237H225ZM228 236H229V235H228ZM116 237H117V236H116ZM116 237H115V240H116ZM157 237H158V236H157ZM172 237H173V236H172ZM234 237H235V236H234ZM3 238H4V237H3ZM37 238H39V236H38ZM100 238H101V237H100ZM106 238H107V237H106ZM111 238H114V236L109 237V239H111ZM125 238L127 239V237H125ZM125 238H123V239H125ZM132 238H133V237H132ZM142 238H143V237H142ZM144 238H145V237H144ZM144 238H143V241H144ZM147 238H149V237H147V232H146V239H147ZM150 238H151V237H150ZM216 238H218V237L216 236ZM219 238H220V236H219ZM45 239H46V238H45ZM52 239H53V238H52ZM58 239H59V238H58ZM67 239H68V238H67ZM90 239H92V238H90ZM102 239H103V238H102ZM126 239H125V240H126ZM138 239H139V238H138ZM146 239H145V240H146ZM213 239H215V237H213ZM235 239H236V238H235ZM0 240H1V239H0ZM53 240H54V239H53ZM70 240H71V238H70ZM70 240H69V241H70ZM77 240H78V239H77ZM77 240H76V241H77ZM92 240H93V239H92ZM98 240H99V239H98ZM100 240H101V239H100ZM115 240H114V241H115ZM132 240H134V239H132ZM141 240H142V239H141ZM148 240H149V239H148ZM153 240H154V239H153ZM159 240H160V239H159ZM175 240H176V239H175ZM182 240H183V238H182ZM210 240H212L211 237H210ZM216 240H217V239H216ZM3 241H4V240H3ZM24 241H25V240H24ZM51 241H52V240H51ZM63 241H64V240H63ZM114 241H113V242H114ZM117 241H118V237H117ZM127 241H128V240H127ZM127 241H126V242H127ZM149 241H150V240H149ZM154 241H155V240H154ZM157 241H158V239H157ZM172 241H173V239H172ZM186 241H187V240H186ZM221 241H225V240L221 239ZM35 242H37V241H35ZM95 242H96V241H95ZM104 242H105V241H104ZM113 242L111 241V242H110V245H111V243H112V244L115 243V242H114V243H113ZM133 242H134V241H133ZM160 242H161V241H160ZM163 242H164V241H163ZM169 242H170V241H169ZM177 242H178V241H177ZM211 242H212V241H211ZM213 242H215V240H214ZM3 243H4V242H3ZM38 243H39V242H38ZM47 243H48V242H47ZM67 243H68V242H67ZM79 243H81V242H79ZM92 243L94 244V242H92ZM96 243H97V242H96ZM96 243H95V244H96ZM127 243H128V242H127ZM137 243H138V242H137ZM141 243H142V241H141L139 244H140V245H142L143 243L145 244V242H143L142 244H141ZM154 243L156 244V242H154ZM157 243H158V242H157ZM190 243H191V242H190ZM223 243H224V242H221V244H223ZM236 243H238V242H236ZM75 244H76V243H75ZM81 244H83V243H81ZM81 244H80V246H81ZM108 244H109V243H108ZM115 244H117V243H115ZM122 244H123V243H122ZM134 244H135V243H133V246H134ZM139 244H137L138 247H141V246H139ZM144 244H143V246H144ZM147 244H149V243H147ZM164 244H165V243H163V245H164ZM181 244H182V243H181ZM216 244H217V243H216ZM29 245H30V241H29ZM37 245H38V244H37ZM39 245H40V248L42 249V246H41L42 243L39 244ZM56 245H57V244H56ZM68 245H69V244H68ZM68 245H67V246H68ZM77 245H78V244H77ZM120 245H121V244H120ZM127 245H128V244H127ZM129 245H130V244H129ZM157 245H158V244H157ZM175 245H176V242H175ZM183 245H184V244H183ZM185 245H186V244H185ZM187 245H188V244H187ZM187 245H186V246H187ZM197 245H198V244H197ZM229 245H230V244H229ZM232 245H233V244H232ZM8 246H9V245H8ZM95 246H96V245H95ZM133 246H130V247L132 248ZM135 246H136V244H135ZM145 246H146V244H145ZM151 246H152V245H151V243H150V245L148 246V248H151ZM154 246H156V245H154ZM154 246H153V247H154ZM159 246H160V245H159ZM165 246H166V245H165ZM181 246H182V245H181ZM195 246H196V245H195ZM209 246H210V245H209ZM220 246H222V245H220ZM1 247H2V246H1ZM6 247H7V246H6ZM30 247H31V246H30ZM43 247H45V246H43ZM47 247H48V246H47ZM51 247H52V246H51ZM70 247H71V246H70ZM83 247H85V246H83ZM87 247H88V246H87ZM93 247H94V246H93ZM106 247H107V246H106ZM114 247H115V246H114ZM119 247H120V246H119ZM119 247H117V248H119ZM126 247H127V246H126ZM146 247H147V246H146ZM157 247H158V246H157ZM192 247H193V246H192ZM28 248H29V247H28ZM37 248H38V247H37ZM58 248H59V247H58ZM64 248H66V247H64ZM72 248H73V247H72ZM75 248H76V247H75ZM81 248H82V247H81ZM94 248H95V247H94ZM117 248H116V249H117ZM161 248H162V247H161ZM161 248H159V249H160L159 251H161V255H162V251H163V250H161ZM163 248H164V247H163ZM163 248H162V249H163ZM165 248H166V247H165ZM168 248H169V247H168ZM171 248H172V247H171ZM174 248H175V247H174ZM204 248H205V247H204ZM204 248H203V246L200 247V249H204ZM0 249H1V248H0ZM5 249H6V248H5ZM26 249H27V248H26ZM29 249H30V248H29ZM29 249H28V251H29ZM46 249H47V248H44V250H46ZM56 249H57V248H56ZM60 249H61V248H59L58 251H59ZM62 249H63V248H62ZM67 249H70V248H67ZM113 249H114V248H113ZM116 249H114V250H116ZM120 249H121V248H119V249L116 250V254H112V257H114V261H115V259H116L117 262L120 261L118 264H121L122 262H123L122 264H125V263H126V264H131V259H130L128 256H126V254H124V253H119V252H122V251H119ZM144 249H147V248H144V247H143L142 250H144ZM169 249H170V248H169ZM176 249H177V248H176ZM200 249H199V247H198L196 250H199V251L201 252ZM206 249L209 250L208 247H206L204 250H206ZM2 250L4 251V246H3V249H2ZM47 250H49V249H47ZM52 250H53V249H50L51 252H52ZM70 250H71V249H70ZM78 250H79V249H78ZM78 250H77V249H76V250H73L74 258H73V255L70 256L71 259H69V256H64V258L67 259V257H68L69 260H74V261L76 260V262H77V260L79 259V260L81 261V263L85 264V263L83 262L82 258L80 257V255L83 254V253H86V252H82V253L80 254V253L78 252ZM82 250L85 251L86 249L83 248ZM89 250H90V249H89ZM89 250H88V251H89ZM99 250H100V249H99ZM103 250H104L103 252H105V249H103ZM121 250H122V249H121ZM126 250H127V249H126ZM129 250H130V249H129ZM135 250H136V249H135ZM140 250H141V248H140ZM164 250H165V249H164ZM178 250H179V249H178ZM184 250H185V249H184ZM204 250H203V251H204ZM0 251H1V250H0ZM3 251H2V252H3ZM40 251H41V250H40ZM42 251H43V250H42ZM42 251H41V253H42ZM61 251H62V250H60V252H61ZM64 251L66 252L65 249H64ZM67 251H68V250H67ZM71 251H72V250H71ZM93 251H94V250H93ZM96 251H97V250H96ZM101 251H102V250H101ZM108 251H109V250H108ZM108 251H107V252H108ZM118 251H119V252H118ZM124 251H125V250H124ZM127 251H128V250H127ZM149 251H150V249H149ZM171 251H172V249H171ZM2 252H1V253H2ZM29 252H30V251H29ZM43 252H44V251H43ZM98 252H100V251H98ZM103 252H102V253H103ZM114 252H115V251H114ZM135 252L137 253V251H135ZM139 252H140V251H138V254L136 255V259H137V256L140 255ZM147 252H148V250H147ZM172 252H173V251H172ZM197 252H198V251H197ZM206 252H207V251H206ZM41 253H39V255H41ZM88 253H89V252H87V255H88ZM96 253H97V252H96ZM125 253H126V251H125ZM131 253H133V252L128 251L127 254H128L130 257L135 255V253H133V254H131ZM142 253H143V252H142ZM144 253H146V252H144ZM150 253H151V251H150ZM158 253H159V252H158ZM158 253H157V254H158ZM165 253H166V251L164 252V254H165ZM180 253H181V252H180ZM201 253H202V252H201ZM63 254H65V253H63ZM91 254H92V253H91ZM103 254H104V253H103ZM176 254H177V253H176ZM184 254H185V253H184ZM219 254H220V253H219ZM219 254H218V256H219ZM24 255H25V254H24ZM30 255H31V254H30ZM69 255H70V254H69ZM87 255L84 254V256H87ZM98 255H99V253H98ZM100 255H101V254H100ZM108 255H109V253H108ZM142 255H143V254H142ZM142 255H140L138 258L146 259V260L152 258V257L147 258V257H149L150 254H148V256L145 257V258H142V257H144V256H142ZM144 255H145V254H144ZM151 255H152V254H151ZM158 255H159V254H158ZM168 255H171V254H168ZM174 255H175V254H174ZM84 256L82 255L83 259L85 260L87 257L84 258ZM154 256H155V255H154ZM164 256H165V255H164ZM166 256H167V254H166ZM166 256H165V257H166ZM180 256H181V255H180ZM40 257H41V256H40ZM75 257H77L78 259H75ZM88 257H89V256H88ZM91 257L93 258V255H92ZM94 257H97V258H98L97 254H95ZM99 257H102V255L99 256ZM107 257H108V256H107ZM156 257H157V256H156ZM169 257H170V256H169ZM172 257H173V256H172ZM177 257H178V256H177ZM219 257H220V256H219ZM259 257H260V255H259ZM263 257H264V256H263ZM89 258H90V257H89ZM92 258H91V259H92ZM97 258H95V260H96ZM170 258H171V257H170ZM170 258H169V259H170ZM182 258H183V257H182ZM52 259H53V258H52ZM54 259H55V258H54ZM68 259H67V260H64V261L66 262V261H68ZM98 259H99V258H98ZM160 259H161V258H160ZM160 259H159V260H160ZM185 259H186V258H185ZM206 259H207V258H206ZM216 259H217V258H216ZM56 260H57V259H56ZM62 260H63V259H62ZM88 260H89V259H87V261L85 260V261H86V264H88V263L90 264V262H93V261H94L93 259H92V261L89 260L90 262H89ZM102 260H104V258H103ZM134 260H135V259H134ZM134 260H133V262H135ZM150 260H151V259H150ZM150 260H148V261H150ZM162 260L165 261L164 258H162ZM162 260H160V261H161V264H164V263H162ZM166 260H167V259H166ZM175 260H176V259H175ZM177 260H178V259H177ZM193 260H194V259H193ZM218 260H219V259H218ZM59 261H60V259H59ZM97 261L99 262V260H96L94 263L96 264ZM105 261H106V260H105ZM114 261L111 260V262H114ZM141 261H142V260H139V261H137V263H140ZM143 261H144V260H143ZM143 261H142V262H143ZM148 261H147V263H146V261H144V262H145L144 264H150V263H151V262L149 263ZM153 261H154V260H153ZM155 261H156V260H155ZM155 261H154V263H152V264H157ZM164 261H163V262H164ZM180 261H181V260H180ZM183 261H184V259H183ZM209 261H210V260H209ZM60 262H61V261H60ZM65 262H64V263H65ZM87 262H88V263H87ZM109 262H110V261H109ZM117 262H116V263H117ZM192 262H193V261H192ZM210 262H211V261H210ZM217 262H218V261H217ZM255 262H256V261H255ZM66 263H69V261L66 262ZM71 263H72V264H77V263H74V262H70V264H71ZM78 263H80V262H78ZM94 263H93V264H94ZM100 263H101V260H100ZM116 263L114 262V264H116ZM110 264H111V263H110ZM141 264H142V263H141ZM165 264H167V263L165 262ZM170 264H174V263H170ZM178 264H179V263H178ZM183 264H184V263H183ZM188 264H189V263H188ZM206 264H207V263H206ZM218 264H220V262H218Z\"/></svg>", "mask_w": 264, "mask_h": 264}]
</instances>
